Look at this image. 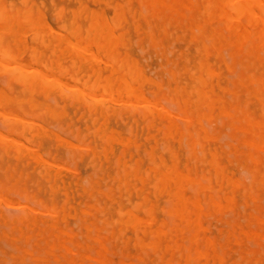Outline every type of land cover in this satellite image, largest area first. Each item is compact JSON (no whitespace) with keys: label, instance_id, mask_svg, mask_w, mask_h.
Instances as JSON below:
<instances>
[{"label":"rangeland","instance_id":"rangeland-1","mask_svg":"<svg viewBox=\"0 0 264 264\" xmlns=\"http://www.w3.org/2000/svg\"><path fill=\"white\" fill-rule=\"evenodd\" d=\"M4 1V2H3ZM0 0V7L1 8H3V10H4V16H9L10 14H11V16H12V12H13V15L14 14H16V11L17 10H19L20 12L21 11H23V9L25 10V9H28V8H30L31 10V12L29 13L31 16H32V19H34L35 21H36V25H38V26H40V28L38 29V30H36V29H34V28H32V26H31V24H32V22H30V21H28L27 19H25V20H27V21H25L24 22V17L23 16H19V18L17 19L18 20V22H19V20H20V22H19V24H20V27H21V32L22 33H14V34H9V29L8 28H4V29H2V30H0V44H1V46L2 47H5V48H7L8 50H9V53H11V55L13 54V57H12V59L14 60H11V59H9V58H7V60L5 59V62H8V61H10V63L8 62V64H10V65H12V64H14V65H16V64H24V65H26L27 66V69H29V70H32V68H33V70L35 69H38V71L40 70V71H42V72H44V73H50L51 71H49L48 70V65L47 66H44V64H45V62H49L48 60H51V59H55V58H59V68H61V69H65V71H63L62 73V75L59 73V71H58V69L59 68H56V73L55 72H52L51 74L53 75V76H51V74H48V75H50L49 77H54V76H56V78H60V80L63 82V90H64V92H70V90L71 89H69V88H73L74 87V85H76L74 88H76L77 86V88L79 89V90H82L83 91V93H84V95H82V97H80L78 100H74V102L72 101L73 99H70V98H68L66 95H63V94H60V92H59V90H55V91H51V92H49V94L47 95V94H44V93H42L40 90H38V88H36V91H34V92H27V90H25V91H23V88H22V86L21 85H18L20 82L19 81H16L15 79H9V81H8V83H7V79L5 80V74H3L4 73V71L3 70H0V78H1V80L2 81H4V82H2L1 80H0V87H2V89L4 90V92H8L7 94H9L10 96H12V97H15V94L17 93V91H19V93L18 94H16L17 96V98H19V96L20 95H22L23 96V93H24V97H20V98H30V97H32V99L34 100V102L35 103H39L34 109H30L29 107H28V103H22L21 104V106L19 107V104L15 101V100H11L10 102H8V103H6L5 105H6V108H7V110H5V107H4V105H0V135H3V136H5V134H6V136L5 137H7L8 139L6 140V142L8 141V143L9 144H14L13 143V139H15L14 141H17L18 139H20V140H22V141H20V140H18L19 141V144H25L24 146H26L22 151H21V153H19L18 155H17V153L14 151V147L13 146H10L9 148H8V150H6L5 148L4 149H2L3 148V146H2V144H1V142H0V155H1V152L3 151L4 153H5V151H7L6 153H5V155H1L2 156V158H1V156H0V166L2 167H0V172H2V174L0 175L1 177H0V186H1V184H2V187H6L8 184H11L12 183V185H8L6 188H0V190H2V191H0V197L2 198H0V227H3V228H0V232L3 234H0V239H1V241H0V260H1V257H5L6 258V260H8V261H11L12 259V261H11V263L10 262H6L5 261V259L4 258H2L4 261H5V264H67V263H64V262H66V261H64L62 258H60V255H61V253H62V251H63V249L61 248L60 249V247H59V245H56L55 246V244H56V239L54 238V233H56L59 229H61V230H63V231H69L68 233L70 234V233H72L70 236H68L67 235V237H66V234H60V236H61V240H62V242L63 243H66V245H68L71 249H73V251H77V250H79L80 252H82V254L84 255V257L82 258V259H84V260H82V262H83V264H88V262H90V263H92V264H105V262H106V264H111V263H109V262H111L112 261V263L113 264H128V263H130V261H131V263L132 264H138V263H140V264H150L151 262L153 263V264H164L165 262V259H166V257L167 256H170V254H171V252H173V255L172 256H170L171 258H172V261H171V263L172 264H174V263H176L175 262V260L177 261V263L176 264H184V258H185V255H184V252L186 253L187 251H186V248L187 247H189L190 248V252H189V255L191 254V253H193L194 251V249H196V250H198L199 251V249H201L200 250V255L199 254H196V255H194V254H192L193 256L191 257L190 256V259L188 260V262H186L185 261V264H190V262L192 263V264H195V262L197 263V264H203V261L205 262V260H207V262H205V264H244V262L245 263H247V264H256V263H258V264H264V253L263 252H261L262 251V249H263V251H264V241H262L261 239H264V181L263 182H261L260 181V178H261V176L262 175H264V169H262V168H264V166H262V164H260V166L262 167H260V173H261V176H257V177H253V175H252V173L248 170V171H246L245 169H248V165L246 166L245 165V161L247 160V158H246V156L245 155H247L250 151H252V150H250V149H247V148H250V146L249 145H247L246 144V142H245V138H247L248 136H244V134L245 133H243V132H241V128L240 129H232V128H230L229 126H228V123H227V121H230L229 120V118L227 119V117L225 116V114L223 115V113L220 111L221 110V108H220V106L221 105H224V106H221V107H225L227 110H229L231 107H228V105L229 106H231V104H240V105H238L239 107H240V110H238L237 109V111H236V113L235 114H237L238 115V113H239V118H240V120H241V118H243L244 119V116L245 115H247L246 114V112H250L251 111V109L252 110H254L253 112H250L248 115L251 117V115L254 117V118H256L257 119V117H258V119L259 120H261L262 119V114H260V112L262 113V109L260 110V108H261V106H262V100H260L261 98H264V94H256V92L254 91V86H253V82H251L252 80L250 79V78H248V75L250 74V75H252V74H254V70L256 71V69L258 70V71H262L263 70V68H262V66L261 65H259V64H257V62L258 63H260L261 64V62H263L264 60L262 59V61H260V60H257L256 58H255V60H257L256 62H254V64L252 63L253 62V59L254 58H251V56H250V59H252V61L250 62V59L248 60L247 58H249V55L246 53V52H244V51H238L237 49H233L231 46H230V44L228 45V42L226 41V33H225V35H224V37L226 38V39H224V38H222L220 41H219V43H218V49H223V50H219V54H220V56H218L217 57V55H216V52L213 50V49H211L210 50V48L207 50V53H205V51H200V50H198L199 49V47H200V43H199V47H196V46H198V45H196V44H198L197 42H200V41H202L203 39H204V37H205V35L204 34H207L206 35V37H205V39L203 40V41H205L207 44H209L208 42H209V40L207 39L209 36L208 35H210V34H208L206 31H210L211 32V28H212V26H213V24H215V26H216V23H218V17L217 16H213L212 18H208V16H207V13L206 12H203V10H202V7H200L199 9H197V8H195L194 10H189L188 8H187V6L186 7H184V6H181V8H179V9H181V10H179L180 12H182L183 13V11L186 9H188L187 11L185 10V12H184V14H188L189 12H191V13H189V15H187L186 17L187 18H185V16H183V15H181L180 16V13H176V15H175V13H173V15H172V13H171V15L173 16V20H172V18H171V20L169 21L168 20V18H166L163 22H160V21H157V16H156V20H155V18H154V16H155V14H151V12H149V11H147L146 12V10L144 9V7L142 6V4L141 3H139L140 1L139 0H130V4L129 5H127L126 4V0H107L108 1V3H107V1H105V0H98L99 1V3L97 2V0H92V2H91V0H69V2L67 1V0H61L60 2L58 1V0H53V3H52V0H50V3H48V1L49 0H11V1H13L12 3L13 4H11L10 5V0ZM38 1V2H37ZM42 1V2H41ZM56 1H58L57 3H54V2H56ZM63 1V2H62ZM67 1V2H66ZM78 1H79V4H78ZM80 1H81V3H80ZM114 1H116V2H114ZM125 1V2H124ZM137 1H139V2H137ZM191 1H193V0H191ZM1 2H3V3H1ZM16 2H17V4H16ZM39 2H41V3H43V5H42V7H41V3H39ZM73 2V3H72ZM125 5V13L123 14V17L124 18H121V20H120V22L119 23H117V24H115V25H113V28H112V31H113V35L115 36V37H120V41H118L116 44H115V46L113 47L114 48V50H113V52L114 53H116L117 55H118V57H117V59L118 60H120V58H121V56H124V57H122L121 59L123 60V62H124V64L125 65H130V62H131V65L130 66H133V71L131 72V73H129V75H128V73L126 72L125 73V71H126V68L124 67V68H122V70L120 71V74H122V73H124L123 75V78L126 80V81H128V82H130V83H132L131 85L136 89V93H138L139 94V97L140 98H143L142 100L140 99V98H138L139 100H137V102H135L134 104H131L134 100L133 99H128V97H126L127 96V92L125 93L124 91H122L121 93H119V95H118V93L117 92H114V93H110V92H104L103 91V88H102V86H99V84L100 83H102V84H104V79L103 78H106L105 76H110L109 74L111 73V71H109V69H110V67H112L111 68V70L113 69V66H117V64H118V61H117V63L115 62V63H112V62H110V59H109V57L108 56H106V55H104V53L102 52V51H99V50H96V47H95V45H93V44H88V43H86V42H84V40H82L81 42H79L80 43V47L79 48H76V47H78L77 45H75V42L76 41H78V39L79 38H81V37H83L84 35H85V29H86V26H87V23H88V21H89V18H86L85 17V15H87V14H89L91 11H96L97 9V13L98 14H100L101 12H102V14L104 15V17H105V19L106 20H108L109 21V18H110V21L111 20H113L115 17L113 16L114 15V11H115V8H114V4L116 3V4H118V3H120V4H122V3ZM186 2H188L187 0H184V3L186 4ZM193 2H200V0L199 1H197V0H195V1H193ZM7 3H8V5H10V6H8L7 5ZM21 4V5H19V4ZM29 5H28V4ZM32 3V4H31ZM35 3V4H34ZM48 3V4H47ZM68 3V4H67ZM85 3V4H84ZM94 3H96L95 4V6L93 5ZM106 3V4H105ZM50 4V5H49ZM59 4V5H58ZM65 4H67V5H65ZM87 4V5H86ZM105 4V5H104ZM110 4V5H109ZM116 4H115V7H116ZM138 4H140V7H139V5ZM187 4H189V2L187 3ZM31 5V6H30ZM37 5V6H36ZM55 5V6H54ZM61 5H63V6H61ZM65 5V6H64ZM69 5H71V6H69ZM75 5V6H74ZM76 5H78V6H76ZM98 5V6H97ZM4 6V7H3ZM14 6V7H13ZM24 6H27V7H25V8H23L22 9V7H24ZM51 6V7H50ZM61 6V7H60ZM66 6H67V8H66ZM74 6V7H73ZM92 8H91V7ZM108 8H107V7ZM112 6V7H111ZM131 6V10H129V11H127L128 10V8ZM11 7H12V9H11ZM35 7L37 8V9H35ZM49 7V8H48ZM54 7V8H53ZM68 7H70V8H68ZM71 7H73V8H71ZM78 7V9H82V10H79L78 12H77V10H76V8ZM84 7V8H83ZM98 7H100V8H98ZM110 7V8H109ZM133 7H135L134 9H133ZM195 6H193V8H194ZM97 8V9H96ZM113 8V9H112ZM127 8V9H126ZM142 8V9H141ZM183 8H184V10H183ZM10 11H9V10ZM13 9H15V10H13ZM34 9V10H33ZM43 9H44V11H43ZM53 9V10H52ZM61 9V10H60ZM68 9V10H67ZM88 9V10H87ZM92 9V10H91ZM35 10H37V14H38V12H40L38 15L34 12ZM39 10V11H38ZM53 12H52V11ZM55 10V11H54ZM65 10H67V11H65ZM72 10H74V11H72ZM88 12H87V11ZM101 10V11H100ZM141 10H142V12H141ZM59 11H61V12H59ZM65 11V13L63 14V12ZM70 11H71V14L72 13H74V14H72V17H71V14H69L70 13ZM87 12V14H85L86 12ZM139 11V12H138ZM189 11V12H188ZM201 11V12H200ZM7 12V13H6ZM57 12H59V14H55V13H57ZM80 12V13H79ZM127 12V13H126ZM132 12H135V13H133V14H131ZM145 12H146V14H145ZM188 12V13H187ZM200 12V13H199ZM49 13H50V15H49ZM62 13V14H61ZM67 13V14H66ZM79 13V14H78ZM130 13V14H129ZM197 13H199V14H197ZM69 14V16L68 17H64V18H66V19H62V16H67ZM142 14H144V15H142ZM168 16H169V14L170 13H166ZM202 14V15H201ZM38 16V17H40V18H42L41 20H43L44 21V24H43V21H38V20H40V18H38V17H34V16ZM53 15H55V16H53ZM56 15H58V17L56 16ZM61 15V16H60ZM73 15H75L74 17H73ZM80 17H79V16ZM101 15V14H100ZM133 15V16H132ZM137 15V16H136ZM197 15H198V17H197ZM204 15V16H203ZM206 15V16H205ZM51 16H53V22H50L51 21V19H52V17ZM60 16V17H59ZM82 16H83V18H82ZM109 16V17H108ZM129 16H132V17H129ZM176 16H179V19L176 17ZM192 16V20H193V18H198L199 20H197L196 19V23H198V25H200V24H202L203 26H204V28H203V31H199L196 27H193L192 28V30L194 31L195 29L194 28H196V30H195V32H194V36H192V30L190 29V26L188 27V25H189V22L187 21L188 20V17H191ZM200 16H201V18H200ZM203 16V17H202ZM25 17H30L29 15L28 16H25ZM49 17H51V19L49 18ZM57 17V18H56ZM111 17H113V18H111ZM129 17V18H128ZM137 17V18H136ZM149 17V18H148ZM206 17H207V20H206ZM56 18V19H55ZM58 18H59V20H58ZM61 18V19H60ZM67 18H69L68 20H69V22H68V20H67ZM73 18V19H72ZM127 18V19H126ZM134 18V19H133ZM184 18V19H183ZM13 19V18H12ZM38 19V20H37ZM70 19H72V20H70ZM79 19V20H78ZM116 19V18H115ZM123 19V20H122ZM132 19V20H131ZM147 19V20H146ZM149 19H151L150 20V22H149ZM183 19V20H182ZM186 19V20H185ZM205 19V20H204ZM50 20V21H49ZM55 20H56V22H55ZM58 20V21H57ZM126 20V21H125ZM130 20H131V22H130ZM195 20V19H194ZM201 20V21H200ZM62 21V23H63V25H61L62 23H60ZM78 21H79V23H78ZM80 21H81V23H80ZM85 21V22H84ZM133 21H134V23L136 24H134L133 23ZM145 21H148V23L147 22H145ZM154 21V22H153ZM177 21V22H176ZM181 21H183V23H181ZM186 21V22H185ZM123 22H125V23H123ZM166 22H167V24H166ZM168 22H169V24H168ZM176 22V23H175ZM179 22V23H178ZM49 24V26H50V29H48L49 28V26L47 27V25ZM60 23V24H59ZM67 23H69V25L71 26V28L72 29H74V30H72L71 28H70V26L69 25H67ZM77 23V24H76ZM84 23V24H83ZM134 25H133V24ZM140 23V24H139ZM143 23V24H142ZM146 23V24H145ZM151 23V24H150ZM159 23V24H158ZM162 23H164V24H166L167 25V27H166V25H165V27H166V32L164 31V29L162 28ZM187 23H188V25H187ZM204 23H205V25H204ZM42 24L44 25V26H42ZM45 24H46V26H45ZM75 24H76V27H79L78 28V30H76L75 31V29H76V27L74 28V26H75ZM144 24H145V26H144ZM156 24V25H155ZM172 24V26H173V24H174V28L172 29V26L170 27V25ZM57 25H59V26H57ZM79 25V26H78ZM123 25V26H122ZM128 25V26H127ZM146 25H149V26H146ZM154 26V27H150V26ZM160 25V26H159ZM180 25V26H179ZM185 25V26H184ZM211 25V26H210ZM27 26H29V28H31V29H27V31H26V28H28ZM61 26V27H60ZM65 26V27H64ZM69 26V27H68ZM119 26H121L120 28H119ZM139 26V27H138ZM178 26L179 27H181L182 29H180V30H178ZM184 26V27H183ZM210 26V28H208ZM42 27V28H41ZM45 27V28H44ZM51 27H52V31H51ZM66 27H68V28H70L72 31H73V33L71 32V30L69 31V33H68V29L66 28ZM85 27V28H84ZM125 27H127V29L125 28ZM186 27L188 28L187 30H186ZM62 28H64V29H62ZM133 28V29H132ZM137 28V29H136ZM143 28V29H142ZM152 28V29H151ZM160 28H161V30H160ZM54 29H55V31H54ZM66 29H67V31H66ZM115 29L119 32V34H120V36H119V34H118V32L117 31H115ZM123 29V30H122ZM124 29L125 30H128V33H126V31L124 32ZM141 29H142V31H143V33H142V31H141ZM147 29V30H146ZM154 29V30H153ZM176 30V32H175V30ZM185 31H184V30ZM205 29H207V30H205ZM209 29V30H208ZM46 30H48V31H46ZM145 30L147 31V32H145ZM160 30V31H159ZM173 31V32H169V31ZM197 30H198V32H197ZM26 31V32H25ZM75 31V32H74ZM121 31L122 32H124L123 34L121 33ZM134 31H135V36H133V34H134ZM152 31H154V32H152ZM179 31H181L180 33H178ZM189 31H191V32H189ZM205 31V32H204ZM39 33V34H41V35H45V43L43 42V44H41L38 40H34V41H29V39L31 40L32 39V37L35 35V33ZM55 32H57V33H55ZM71 32V33H70ZM80 33V35L79 36H81V37H79L78 35H76V33ZM141 32V33H140ZM157 32H159V33H157ZM168 32H169V35H168ZM183 32H184V34L186 35H184L183 34ZM197 32V33H196ZM200 32V33H199ZM204 32V33H203ZM209 32V33H210ZM8 33V34H7ZM33 33H34V35H33ZM44 33V34H43ZM47 33L49 34V35H47ZM50 33H51V36H52V34H55V36L54 37H56V40H52L51 41V43L50 44H46V42H48V40L49 39H47L48 37H46V35L47 36H50ZM62 34V35H60V34ZM82 33V34H81ZM138 33V34H137ZM148 33V34H147ZM149 33H151V34H149ZM154 33V34H153ZM156 33H157V35H156ZM191 33V34H190ZM197 35H196V34ZM22 34V35H21ZM72 34V35H71ZM122 34V35H121ZM137 34V35H136ZM145 35V36H148V37H145V36H143V35ZM153 34V35H152ZM161 34V35H160ZM175 34V35H174ZM178 34V36H176ZM182 36H181V35ZM33 35V36H32ZM62 36V37H64L66 40L65 41H67V40H71V44L73 43L74 44V47H72L71 46V44L69 45V41H67V42H61L58 46H56V54H52V49H53V47H51V46H53L54 44H55V42H57V36ZM71 35V36H70ZM142 35V36H141ZM152 36L153 37V40L155 41L156 39L158 40H156V42H158V43H155L154 41H152L151 39H150V36ZM156 35V36H155ZM202 35H204V36H202ZM15 36V37H14ZM19 36V37H18ZM31 37V38H28V37ZM121 36H122V39H121ZM126 36H129V37H126ZM141 36V37H140ZM166 36V37H165ZM173 36V37H172ZM184 36V37H183ZM202 36V37H201ZM10 37V38H9ZM137 37V38H136ZM155 37V38H154ZM158 37H161V40H160V38L158 39ZM162 37H164V38H162ZM170 37V38H169ZM174 37H176V38H174ZM189 37V38H188ZM196 37V38H195ZM199 37H201V39L199 38ZM15 38V41L13 40ZM17 38H18V40H17ZM22 38V39H21ZM74 38H76L75 40H74ZM125 38H127L126 40H128V41H126L125 40ZM136 38V39H135ZM141 38H142V40H141ZM150 40H149V39ZM183 38H185V39H183ZM27 39V40H26ZM138 39H140L139 41H138ZM173 39V40H172ZM191 41H190V40ZM13 40V41H12ZM134 40V41H133ZM145 40V41H144ZM181 40H183V42L181 43L180 41ZM194 40H195V42H194ZM207 40V41H206ZM19 41V42H18ZM21 41V42H20ZM24 41H26V42H24ZM38 41V42H37ZM122 41H124V43L122 42ZM129 41H130V43H129ZM136 41V42H135ZM138 41V42H137ZM161 41V42H160ZM171 41H173L172 43H171ZM174 41H175V43H174ZM180 43H179V42ZM188 41H190V42H188L189 43V46H188V43L187 42ZM30 42V43H29ZM54 42V43H53ZM133 42V43H132ZM135 42V43H134ZM151 42H153V43H151ZM178 42V43H177ZM192 42V43H191ZM226 42V43H225ZM77 43V42H76ZM85 43V45H86V47H85V45H84V47L85 48H87V50L83 47V46H81V45H83ZM121 43H123L122 44V46L120 45ZM168 43V44H167ZM196 43V44H195ZM13 44V45H12ZM15 44V45H14ZM24 44V45H23ZM26 44V45H25ZM53 44V45H52ZM56 44H58V42L56 43ZM185 44V45H184ZM193 44H194V46H195V48H193L194 46H193ZM224 44V45H223ZM10 45V46H9ZM31 45H33V46H31ZM40 47H39V46ZM135 45V46H134ZM154 45V46H153ZM162 45H163V48H160L159 50H158V48L161 46L162 47ZM169 45H170V47H169ZM188 47H187V46ZM226 45V46H225ZM229 46V48L231 47V49H229L228 48V46ZM24 47V50H23V48L22 47ZM34 46L37 48H35V52H37L36 54H39L40 52H42V54L44 55V56H42L39 60H37V61H35V60H33V58L31 59V53H32V49L34 48ZM42 46H44L43 48H42ZM67 46V47H66ZM76 46V47H75ZM121 46V47H120ZM123 46H126L127 47V49H125V51H124V48H126V47H123ZM141 46V48H139ZM149 46V47H148ZM159 46V47H158ZM166 46H168L167 48H168V51L169 50H171L172 52H168L167 53V48H166ZM193 46V47H192ZM225 46V47H224ZM12 47H13V49H12ZM16 47H18V48H16ZM19 47H20V49H19ZM30 47V48H29ZM32 47V48H31ZM46 47L47 48H49V49H46ZM59 47V48H58ZM69 48L68 50H66V49H64V48ZM89 47V48H88ZM95 47V48H94ZM116 47V48H115ZM136 47V48H135ZM147 47V48H146ZM156 47V48H155ZM183 47H185V48H183ZM187 47V48H186ZM221 47V48H220ZM224 47V48H223ZM41 48V49H40ZM61 48V49H60ZM72 48H74L76 51L78 50L81 54H83V56L85 57V58H87V60L88 59H90V60H88L86 63L85 62H83L80 66H79V60H77V58H76V56H75V52L76 51H74ZM119 48H121V49H119ZM146 48V49H145ZM151 48V49H150ZM176 48H178L177 50H176ZM225 48H228L229 50H230V52L228 53L227 51V49H225ZM17 49H19V50H21V51H19V50H17ZM30 49V50H29ZM46 49V50H45ZM57 49L59 50V51H57ZM62 49H63V53H62ZM80 49H84V50H80ZM115 49H117V50H115ZM144 49V50H143ZM148 49V50H147ZM184 49V50H183ZM194 49V50H193ZM13 50V51H12ZM16 50H17V52H16ZM38 50H40L39 52H38ZM48 50V51H47ZM92 52V53H94L95 54V56L91 53V55H90V51ZM120 50H122L123 51V55H122V51H120ZM138 52H137V51ZM146 50V51H145ZM179 50H181V51H179ZM187 50H189V52L187 51ZM193 50V51H192ZM225 50H227V51H225ZM48 53H47V52ZM84 51V52H83ZM85 51H87L86 53H85ZM96 51V52H95ZM99 51V52H98ZM117 51L119 52V53H117ZM127 51V54L125 53ZM131 51H133L132 53H131ZM158 51H161V54H160V52H159V54H158ZM193 53H192V52ZM194 51H198V52H195L196 54H195V56H194ZM20 52V53H19ZM44 52V53H43ZM60 52H61V54H63V57H62V55H60ZM71 52V53H70ZM178 52V53H177ZM181 52V53H180ZM184 52H187V53H185L184 54ZM201 52H203V53H205V54H203V53H201ZM210 54H209V53ZM214 52H215V54H214ZM225 52V53H224ZM234 52V53H233ZM59 53V54H58ZM70 53V54H69ZM98 53V54H97ZM135 53V54H134ZM155 53V54H154ZM171 53V54H170ZM199 53H201V55L199 56ZM223 53V54H222ZM230 54L229 55V57L227 56L228 54ZM243 53L244 55L242 56L241 54ZM19 54V55H18ZM134 54V55H133ZM152 54H154V56L152 55ZM167 54V57L165 56ZM178 54H180V55H178ZM198 54V55H197ZM235 54V55H234ZM22 55V56H21ZM26 55V56H25ZM45 55H46V57H45ZM49 55V56H48ZM51 55V56H50ZM58 55V56H57ZM65 55V56H64ZM66 55H69V56H66ZM94 56V58L95 57H100L101 58V60H103V59H105V61L107 60V59H109V60H107L106 62H108V64L103 60V62L104 63H102L99 59L100 58H96V59H94L93 58V56ZM126 55V56H125ZM142 55V56H141ZM146 55H147V57H146ZM170 55V56H169ZM205 55H207L206 56V59H204L205 58ZM240 55V56H239ZM25 56V57H24ZM91 56V57H90ZM104 56V57H103ZM178 56H180L179 58H178ZM225 56V57H224ZM232 56V57H231ZM235 56L237 57V58H239V59H236L235 58ZM26 57H28L27 58V60L25 61V59H26ZM30 57V58H29ZM68 59H67V58ZM90 57V58H89ZM107 57V58H106ZM140 57H142V58H140ZM155 57V58H154ZM159 57H161V59L159 58ZM174 57H175V59H174ZM191 57H192V59H191ZM208 57V58H207ZM210 57H211V59H210ZM214 57V59L212 60V58ZM246 57V58H245ZM128 58V59H127ZM138 58V59H137ZM140 58V59H139ZM147 58V59H146ZM151 58V59H150ZM159 60H158V59ZM164 58V59H163ZM165 58H167V59H165ZM172 58V59H171ZM177 58V59H176ZM187 58V59H186ZM188 58H189V61H188ZM198 58H200V59H203L204 61H207V63H208V65H209V67H210V69L211 70H213V72L214 73H211V74H209V75H205L204 74V76H206V79H207V85H206V89L208 90V94L210 93V96H211V98H215L216 100H218V102H217V104H216V100H215V102L213 103V105L214 106H216V107H214L213 105H212V111H211V116L209 117V118H205V117H202L203 119H205V120H203L202 118L200 119V117H199V120L197 119V116H196V113L194 114V112H193V114H192V116H193V118L194 119H196V120H194L193 119V121H192V125H188L189 127H188V129H189V131L191 132V129H192V134H194L196 131H200V133H201V129L199 130V125H200V122H201V125L203 126L202 127V130H204V131H202L203 133H201V134H204V135H207L206 136V138H202V135H200V138H202V140H204L203 142H202V140L199 138V143H200V141L202 142V145H203V150H205L206 149V146H207V152H208V154H207V152L206 151H204L205 152V158H203V159H201L199 162L198 161H195L192 157H190L189 158V156H188V148H187V143H186V137L185 136H183L182 138L183 139H179V135H180V131H182L183 130V132H186L185 131V129H184V127H185V125L187 124L185 121H184V118H182L183 116H180L181 115V113H182V111H178V113H177V108L179 107V104H181L182 102H181V98H180V96H179V92L183 89V90H187L188 88H190L191 86H192V84L193 83H197V80L195 81V82H193L194 80H195V77H196V75L199 73L198 72V70H195V72H194V69L193 68H197L198 67V65H197V63H195V62H198ZM229 58H231V60L233 61H231ZM244 58H245V60H244ZM45 59V60H44ZM77 60V63L75 64V65H73V67H72V63H71V65L69 64L70 63V61H72V60ZM127 59V60H126ZM184 60V63H183V60ZM185 59H186V61H185ZM194 59V60H193ZM196 59V60H195ZM219 59V60H218ZM228 59V61H226ZM18 60V61H17ZM29 60V61H28ZM31 60V61H30ZM47 60V61H46ZM70 60V61H69ZM94 60V61H93ZM96 60H98V61H96ZM126 60V61H125ZM172 60V61H171ZM177 60V61H176ZM193 60V61H192ZM219 62V63H217V61ZM223 62H221V61ZM224 60V61H223ZM246 60H248V61H246ZM254 60V61H255ZM42 61V62H41ZM64 61V62H63ZM97 63H96V62ZM140 62L141 61V63H138V62ZM151 61H152V64H151ZM159 61H160V64H159ZM191 61H192V64H191ZM210 61H212V63H214V61H215V64H212ZM13 62V63H12ZM15 62H18V63H15ZM23 62V63H22ZM32 62H36V64L35 63H32ZM96 64H95V63ZM147 62H149V64L147 63ZM170 63V65L168 66V64L166 65V63ZM189 62V63H188ZM221 62V63H220ZM227 62V63H226ZM230 62H231V64H230ZM26 63H28L29 65H27ZM41 63V64H40ZM43 63V64H42ZM106 63V64H105ZM127 63V64H126ZM132 63H134L135 64V66H134V64H132ZM175 63V64H174ZM177 63V64H176ZM217 63V64H216ZM237 63H239V65L237 64ZM246 63H250V64H246ZM264 63V62H263ZM262 63V64H263ZM63 64V65H62ZM87 64V65H86ZM92 64V65H91ZM110 64V65H109ZM143 64V65H142ZM174 64V66H172ZM180 64H182V68L180 67L181 65ZM228 64H230V65H228ZM235 64H236V66H235ZM14 65H12V66H14ZM41 65V66H40ZM44 67H43V66ZM62 65V66H61ZM69 66V68H68V66ZM141 66L142 65V67H138V66ZM162 65V67H160ZM163 65H166V66H163ZM189 65H192V66H189ZM228 65V66H227ZM233 65V66H232ZM245 65V68H246V72H247V74H245V69L243 68V66ZM252 65H253V67H252ZM257 65V66H256ZM71 66V67H70ZM87 66L88 67H92V68H94V69H96L97 68V73H95V74H93L92 73V68H89V69H87V70H85L86 68H87ZM105 66H106V69H105ZM157 66H159L158 68H157ZM168 66V67H167ZM173 68H172V67ZM178 66L180 67V68H178ZM189 66V67H188ZM197 66V67H196ZM219 66V67H218ZM227 66V67H226ZM247 66V67H246ZM259 66L261 67V68H259ZM1 67V66H0ZM64 67V68H63ZM66 67V68H65ZM100 67V68H99ZM150 67H152L151 69H150ZM166 67V68H165ZM175 67V68H174ZM191 67H193V68H191ZM221 67H222V69H221ZM236 67V68H235ZM240 67V68H239ZM254 67H256V68H254ZM44 68H46V69H44ZM77 68V69H76ZM79 68V69H78ZM141 68V71L139 70V72H141V75L139 74V72H138V69H140ZM159 69V70H157V69ZM163 68V69H162ZM167 70V72H165V69ZM190 69V70H188V69ZM217 68H219V69H217ZM226 68V69H225ZM249 68H250V70H249ZM1 69V68H0ZM72 69V71H70ZM76 69V70H75ZM99 69V70H98ZM105 69V70H104ZM137 69V70H136ZM171 69H172V72H171ZM183 69V70H182ZM236 69V70H235ZM239 69V70H238ZM262 69V70H261ZM123 70H125V71H123ZM157 70V71H156ZM176 70V71H175ZM182 71V72H184V73H182V72H180V71ZM188 70V71H187ZM220 70V71H219ZM235 70V71H234ZM88 71V72H87ZM136 71V72H135ZM145 71V72H144ZM164 71V72H163ZM191 71V72H190ZM219 71V72H218ZM222 71V72H221ZM225 71H227L226 73H224ZM229 71H230V75L228 74L229 73ZM236 71H237V73H236ZM240 71V72H239ZM258 71H256L255 72V74H259V73H257ZM65 72V73H64ZM68 72V73H67ZM86 72V73H85ZM122 72V73H121ZM138 72V74H136ZM144 72V73H143ZM148 72V73H147ZM155 72V73H154ZM176 72H178L177 74H178V77H177V75H176ZM187 72V73H186ZM189 72H190V74H189ZM215 72H216V74H215ZM217 72L219 73V74H217ZM251 72H253L252 74H251ZM84 73V74H83ZM89 73V74H88ZM109 73V74H108ZM163 73L165 74V76L163 75ZM194 73V74H193ZM232 73V74H231ZM2 74V75H1ZM57 74V75H56ZM76 74V75H75ZM91 74V75H90ZM93 74V75H92ZM98 74V76H96ZM106 74V75H105ZM136 74V75H135ZM143 74V75H142ZM154 74H156V75H154ZM166 74H167V76H166ZM171 74V75H170ZM228 74V76H226L225 77V75H227ZM236 74V75H235ZM238 74H240V76L237 78L236 76L238 75ZM64 75V76H63ZM70 75H72V77L70 76ZM74 75V76H73ZM81 77H80V76ZM83 75V76H82ZM87 75V76H86ZM145 75V76H144ZM148 75H150V76H148ZM153 75V76H152ZM160 77H159V76ZM170 75V76H169ZM183 75H184V77H183ZM195 77H194V76ZM214 75V76H213ZM222 75V76H221ZM244 75L247 77V79H246V77H244ZM3 76V77H2ZM58 76V77H57ZM63 76V77H62ZM96 76V77H95ZM103 76V77H102ZM136 76H137V79H136ZM138 76H139V78H138ZM157 76V78H154V77H156ZM172 76V77H171ZM188 76V77H187ZM212 76H213V78H212ZM224 76V77H223ZM235 76V77H234ZM66 77V78H65ZM71 77V78H70ZM86 77V78H85ZM94 77V78H93ZM97 77H99V81H98V86H94V90H93V87H90L89 85H91V83L97 78ZM115 76H113V75H111L110 76V80L111 81H113L115 78H114ZM129 77V78H128ZM167 77H170V78H167ZM174 77V78H173ZM193 77V78H192ZM215 77V78H214ZM222 77V78H221ZM234 79L233 81H232V78ZM2 78H4V79H2ZM78 78V82H76L77 79ZM83 78H85V79H83ZM89 78V79H88ZM132 78V79H131ZM160 78V79H159ZM161 78H162V80H161ZM166 78H167V80H166ZM212 78V80H210ZM216 78H217V81H216ZM227 78V79H226ZM228 78H229V80H228ZM65 79V80H64ZM70 79V80H69ZM72 79V80H71ZM76 80V81H73V80ZM83 79V80H82ZM88 79V80H87ZM103 79V80H102ZM131 79V80H130ZM141 79V80H140ZM143 79H145L144 81H143ZM148 79H150V80H148ZM159 81V82H161V83H159L157 80ZM178 79V81L176 82V80ZM191 79H192V81H191ZM194 79V80H193ZM240 79H246L245 81H244V83L243 84H241V83H239V80ZM66 80H67V82H66ZM84 80H87V82H86V84L84 85L83 83L85 82ZM135 82H134V81ZM138 80H140L139 82H137ZM172 80V81H171ZM187 80V82H185ZM227 80V81H226ZM11 81H13V82H11ZM92 81V82H91ZM148 81H151V82H149L148 83ZM152 81H153V83H152ZM167 81H168V84H167ZM182 81H184V82H182ZM190 81V82H189ZM209 81V82H208ZM250 81V86H247L246 88H245V85H248V82ZM12 84H11V83ZM65 82L67 83V84H65ZM81 82H82V84H81ZM136 82H137V84H136ZM156 82V83H155ZM171 82H172V84H171ZM192 82V83H191ZM216 83V85H215V83ZM221 82V83H220ZM227 82H228V85H227ZM230 82V83H229ZM15 83V84H14ZM68 83H69V85H68ZM118 83V81H116L115 82V85ZM146 83V84H145ZM210 83V84H209ZM225 85H224V84ZM231 83L232 84H234L235 86L233 87V85H232V87H230V90H232V91H235L236 90V88H237V90H239V91H236V95H237V93H240L238 96V100L236 99V96H232L231 94H230V90L228 89L229 88V85L231 86ZM6 84H8V85H6ZM13 85V89H12V86L11 85ZM21 84V83H20ZM70 84H72L73 85V87H72V85H70ZM102 84H100V85H102ZM124 84V83H123ZM135 84V85H134ZM140 84V85H139ZM176 84H178V85H176ZM182 84H184V85H186V86H183ZM255 84V83H254ZM10 85V86H9ZM15 85H18V87L17 86H15ZM87 85V86H86ZM125 85V84H124ZM139 85V86H138ZM143 85V86H142ZM165 85V86H164ZM175 85V86H174ZM193 85H195V84H193ZM221 85L223 86L221 89H219L220 87H221ZM7 86V87H6ZM84 86V87H83ZM152 86V87H151ZM156 86V87H155ZM164 86V87H163ZM189 86V87H188ZM228 86V87H227ZM255 86H256V84H255ZM15 87H17V89H15ZM96 87V88H95ZM142 87V88H141ZM145 87L147 88V89H145ZM158 87V88H157ZM161 87H163V88H161ZM211 87V88H210ZM218 87V88H217ZM225 87H227V88H225ZM241 87V88H240ZM243 87H244V90H243ZM252 87V88H251ZM6 88V89H5ZM76 88V89H77ZM81 88V89H80ZM88 88V89H87ZM101 88H102V90H101ZM140 88V89H139ZM152 88V89H151ZM156 88V89H155ZM160 88V89H159ZM172 88H173V90H172ZM180 88V91L178 90ZM182 88V89H181ZM217 88V89H216ZM239 88V89H238ZM77 89V90H78ZM95 89H97V90H95ZM141 89H142V91H144V92H141ZM176 89H177V91H176ZM219 89V90H218ZM224 89V90H223ZM226 89H227V91H226ZM248 89H249V91L250 90H252L253 92H251V94L249 93V91H248ZM7 90V91H6ZM67 90V91H66ZM77 90H75V93H78V91ZM85 90V91H84ZM139 90V91H138ZM164 90H165V92H164ZM170 90H172V91H170ZM215 90H216V93H215ZM228 90L230 91V92H228ZM13 91V92H12ZM40 91V92H39ZM89 91V92H88ZM102 91L104 92V94L102 93ZM161 91V92H160ZM170 91V92H169ZM213 91L214 93H211V92ZM218 91V92H217ZM220 91H222L223 93L222 94H220L221 92ZM226 91V92H225ZM248 91V92H247ZM20 92L22 93V94H20ZM37 92L38 93H40V94H37ZM153 92V93H152ZM157 92L159 93L158 95H156L157 94ZM171 92H173V94L171 93ZM247 92V93H246ZM28 93V94H27ZM30 93L32 94L31 96H29L30 95ZM41 93H42V98H41V100L39 99L40 98V96H38V95H41ZM99 93V94H98ZM109 93V94H108ZM117 93V94H116ZM141 93V94H140ZM175 93V94H174ZM229 93V94H228ZM250 95H252V94H254V95H252V96H249V94ZM79 94H80V92H79ZM92 94H95V95H92ZM102 94V95H101ZM143 94V95H142ZM166 95V98H165V95ZM172 94V95H171ZM177 94H178V96H177ZM219 94V95H218ZM247 94H248V96H247ZM105 95V96H104ZM118 95V96H117ZM164 95V96H163ZM170 96L171 95V97H168V96ZM195 95V94H194ZM224 95V96H223ZM241 95H242V98H240L241 97ZM29 96V97H28ZM36 96V97H35ZM57 96V97H56ZM60 96V97H59ZM65 96V97H64ZM90 96H92V97H90ZM109 96V97H108ZM125 96V97H124ZM146 96H148V97H146ZM175 96V97H174ZM184 96H186V94L184 93ZM246 96V97H245ZM261 96H263V97H261ZM43 97H46V100L43 98ZM97 97V98H96ZM108 97V98H107ZM112 99H111V98ZM117 98V99H115V98ZM157 97H159V98H157ZM193 97H195V96H193ZM192 97V99H195V98H193ZM218 97V98H217ZM228 99H227V98ZM249 97H252V99L251 98H249ZM258 97H261L260 99L258 98ZM19 98V99H20ZM55 100H54V99ZM60 98V99H59ZM68 98V99H67ZM109 98H110V100H109ZM175 98H176V100H175ZM222 98H224L223 100H224V102H223V100H222ZM232 98V99H231ZM246 98H248V104H247V99ZM44 99V100H43ZM58 99H59V101H58ZM64 99H66V100H64ZM82 99V100H81ZM120 101H119V100ZM122 99V100H121ZM127 99H128V102H129V104H131V106L129 105V104H127L128 102H127ZM146 99H147V101H146ZM246 101H245V100ZM253 99H254V101L256 100V104H258V105H261L260 107H259V109H258V107L256 108V107H254V105L255 106H258V105H256V104H254L255 102L253 101ZM258 99V100H257ZM63 102H62V101ZM145 101V105L147 106V108L148 109H150V110H152V112H151V114H144V113H142L141 111H140V108H141V106L139 107V106H137V105H144V101ZM169 100V101H168ZM231 100H233V101H231ZM56 101V102H55ZM112 101V103H110V102ZM115 101V102H114ZM117 101H119V102H117ZM140 101V102H139ZM142 101V102H141ZM162 103H161V102ZM177 102V104L175 103V102ZM178 101H179V103H178ZM223 103H222V102ZM250 101H253V103L252 104H250ZM120 102H123V103H120ZM148 102V103H147ZM172 102V103H171ZM174 102V103H173ZM226 102V103H225ZM228 102V103H227ZM237 102V103H236ZM15 103H16V105H15ZM55 103L57 104V105H55ZM106 103V104H105ZM120 103V104H119ZM124 103H126V104H124ZM160 103V104H159ZM229 103H231V104H229ZM10 104H12V105H10ZM45 104H48L52 109H54L55 110V116H51L50 115V111H47V110H45L44 109V107L46 106ZM60 104V105H59ZM119 104V105H118ZM136 104V105H135ZM216 104V105H215ZM221 104V105H220ZM247 104V105H246ZM250 104V105H249ZM254 104V105H253ZM10 105V106H9ZM13 105H15V106H13ZM45 105V106H44ZM68 106L69 105V107H66V106ZM135 107H134V106ZM149 105H151V106H149ZM171 105V106H170ZM173 105V106H172ZM178 105V107L176 108V106ZM249 105V106H248ZM9 106V107H8ZM11 106L13 107V108H11ZM59 106V107H58ZM79 106H81V107H79ZM119 106H120V108H119ZM169 106H170V108L172 109V107H173V109H174V111H170L169 110ZM244 106V107H243ZM246 106H248L247 108H248V110H244V112H241V109H246L245 107ZM4 108V110L5 111H3V108ZM61 107V108H60ZM156 107H159L158 109L156 108ZM17 109V110H14L15 112H17V114L16 113H14V115H13V109ZM20 108H21V110H23V114H20L21 112H19V110H20ZM43 108V109H42ZM60 108V109H59ZM124 108H126V109H124ZM132 108H134V110H132ZM136 108V109H135ZM152 108H154V109H156V111L154 110V109H152ZM191 108H192V106L189 108V111H186L187 110V108L186 109H184L183 111L184 112H186V113H190V110H191ZM215 108V109H214ZM217 108V109H216ZM219 108V109H218ZM9 109H12V110H9ZM36 109V110H35ZM38 109V110H37ZM40 109V110H39ZM109 109V110H108ZM162 109V110H161ZM177 109V110H176ZM193 109V108H192ZM256 109H258V111L256 110ZM30 110H32V111H30ZM34 110V111H33ZM61 110H64L63 112H64V114H62L63 112L61 111ZM127 110H128V113H127ZM132 112H130V111ZM135 110H137V112L135 111ZM158 110H160V113H159V111ZM165 110V111H164ZM9 111V112H8ZM28 111V112H27ZM46 111V112H45ZM58 111H61L60 113H57ZM102 111V112H101ZM158 111V112H157ZM167 111V112H166ZM170 113H169V112ZM203 111H208V110H206V109H204ZM214 111V112H213ZM232 111V110H231ZM2 112V113H1ZM4 112H7V113H10L9 115L8 114H6V113H4ZM24 112H26V113H24ZM31 112V113H30ZM40 112H42L41 113V115L42 116H44V118L40 115ZM87 112V113H86ZM116 112V113H115ZM122 112H124L125 113V115L123 114V117H121L122 116ZM154 112V113H153ZM155 112H157V113H155ZM183 112V113H184ZM213 112V113H212ZM219 112H220V114H219ZM234 112V111H233ZM27 113H29V115L27 114ZM37 113V114H36ZM47 113V114H46ZM49 113V114H48ZM119 113H120V116H119ZM130 113L131 114H133V117H131V115H130ZM153 113V114H152ZM159 113V114H158ZM164 113H166V114H164ZM169 113V114H168ZM241 113V114H240ZM253 113V114H252ZM1 114H3V116L1 117ZM46 114V115H45ZM99 114V115H98ZM128 114V115H127ZM156 114V115H155ZM172 114V115H171ZM173 114H175V116H173ZM18 115V116H17ZM34 115H36V117H33ZM37 115H40V120H39V116L37 117ZM49 117H48V116ZM71 115V116H70ZM114 115V116H113ZM117 115V116H116ZM126 115H127V118H126ZM135 115V116H134ZM152 115V116H151ZM165 115V116H164ZM183 115V114H182ZM6 116V118H4ZM7 116H9V117H7ZM25 116H27V117H25ZM68 116V117H67ZM88 116V117H87ZM112 116V117H111ZM137 116V117H136ZM151 116V119L150 118H148V117H150ZM157 116V117H156ZM162 116H163V118H162ZM169 116V117H168ZM177 116H180V117H177ZM214 116H215V118H214ZM12 117H17V118H20V119H25L24 121L26 122V124H27V122L28 121H31V122H28V124L27 125H29V126H31V125H33L31 128V131H30V129L29 128H27L24 132H23V135H22V133H20V132H16L14 129L12 130V128L13 127H10V126H8V122L9 123H13V122H15V120H14V118H12ZM21 117H23V118H21ZM31 117V118H30ZM33 117V118H32ZM57 117V118H56ZM102 117V118H101ZM108 117V118H107ZM116 117V119H114ZM119 119H118V118ZM124 117H125V119H124ZM154 117V118H153ZM218 117H220V118H218ZM261 117V118H260ZM36 118H38V119H36ZM48 120H47V119ZM62 118V119H61ZM64 118H65V120H64ZM69 118V119H68ZM70 118H71V120H70ZM110 118H112V119H114V120H112L111 119V121H112V123H111V121H110ZM124 119V121L122 120V119ZM143 118V119H142ZM147 118V119H146ZM158 118H160V121H158ZM168 119V120H166V119ZM173 118V119H172ZM178 118V119H177ZM213 118L215 119V120H213ZM221 118H223L224 120L222 121V119ZM8 119V120H7ZM10 119H12V120H10ZM38 120V121H36V120ZM43 119V120H42ZM54 121H56L57 119V121L56 122H54L53 124H52V122H53V120ZM74 119V120H73ZM133 119H134V121H133ZM142 119V120H141ZM243 119H242V121H243ZM6 120H7V123H6ZM26 120H28V121H26ZM50 120H52V121H50ZM116 120V121H115ZM119 120V121H118ZM130 120V121H129ZM141 120V121H140ZM145 120V121H144ZM149 120H151L150 122H151V124H150V122H149ZM165 120H166V122H165ZM171 120V121H170ZM180 120H182V121H180ZM200 120H202V121H200ZM207 120H208V122L209 123H211V124H209L208 122H207ZM217 120V121H216ZM262 120H264V118L262 119ZM4 121V122H3ZM35 123H33V122ZM42 121H44L43 123H42ZM69 121V122H68ZM118 121V122H117ZM131 122V124H129V122ZM157 123H156V122ZM177 121V122H176ZM197 121V122H196ZM198 121H200L199 122V124H198ZM223 123H222V122ZM40 122V123H39ZM51 123L50 125H47L46 123ZM113 122L115 123V124H113ZM120 122V123H119ZM133 122H135V123H133ZM137 122V123H136ZM145 124V125H143V123ZM147 122H149V123H147ZM161 122V123H160ZM163 122H165V123H163ZM169 122H174L175 123V125H176V131L174 130L175 128H173L172 129V133H170V134H168V136L167 135H165L164 136V138H162L163 137V135H164V132L166 131L165 130V128H166V126H167V124H169ZM203 122V123H202ZM215 122V123H214ZM5 123V124H4ZM71 123V124H70ZM160 123V124H159ZM163 123V124H162ZM177 123V124H176ZM180 125H179V124ZM193 123L195 124V125H193ZM209 124V126L210 125H212V126H210V128H209V126L207 125V124ZM220 126V127H218V125ZM222 123V124H221ZM244 123V122H243ZM3 124H4V126H3ZM41 124V125H40ZM120 124H122V125H120ZM128 124V125H127ZM134 124V125H133ZM137 124V125H136ZM141 124V125H140ZM184 124V125H183ZM198 124V125H197ZM214 124V125H213ZM2 125V126H1ZM44 125V126H43ZM47 125V126H46ZM59 126V127H57V126ZM115 125V126H114ZM127 125V126H126ZM130 125V126H129ZM140 125V126H139ZM166 125V126H165ZM197 125V126H196ZM236 125H238L239 126V123L238 122H236ZM35 126H37L36 127V129H35ZM43 126V127H42ZM56 126V127H55ZM119 126V127H118ZM122 126V127H121ZM126 128H125V127ZM129 126V127H128ZM134 126V127H133ZM143 126V127H142ZM148 128H147V127ZM157 126H160V127H157ZM194 126V127H193ZM11 128V130H10V128ZM49 127V128H48ZM136 127H137V129H136ZM150 127H152V128H150ZM155 127H157V128H155ZM165 127V128H164ZM182 129H181V128ZM195 127H196V129H198V130H196L195 129ZM214 128V129H211V128ZM10 130L9 132H10V134H9V132H8V130ZM38 128H39V131H36V130H38ZM41 128H44V129H42V131H41ZM46 128V129H45ZM54 130V132H53V130ZM57 128V129H56ZM98 128H102L103 130H105V132L106 133H109V132H112L114 135H116L117 137H118V135H119V137H118V139H120L121 138V136H122V141L123 142H121L120 144H119V141L117 140V141H114V140H110L109 142H108V146H107V143H104V145H103V141H104V139L103 138H100V134L102 133V132H98L97 131V129ZM110 128H112V131H110L109 129ZM119 129L120 130V132H119V130L117 131V130H114V129ZM120 128H122L123 129V131H122V129H120ZM124 128H125V130H124ZM132 128V129H131ZM140 128V129H139ZM145 128H146V130H145ZM155 128V129H154ZM186 128V127H185ZM191 128V129H190ZM193 128H194V130H193ZM208 130H207V129ZM231 129V130H229V129ZM49 131H48V130ZM134 129V133H133V130ZM153 129L155 130V131H153ZM157 129H158V131H157ZM181 129V130H180ZM4 130H6V131H4ZM57 130V131H56ZM140 130V132L138 133V131ZM151 130V131H150ZM163 130V131H162ZM174 130V131H173ZM178 130H180V131H178ZM196 130V131H195ZM212 130V131H211ZM216 130V132H218V133H216V132H214ZM219 130V131H218ZM238 131V132H236V131ZM11 131H12V133L13 134H11ZM30 131V132H29ZM34 131H35V135L33 134L34 133ZM55 131H56V134H55ZM116 131H117V133H116ZM132 131V132H131ZM143 131H145L144 133L145 134H143ZM157 131V132H156ZM228 131L230 132L229 134H228ZM2 132V133H1ZM28 132V133H27ZM33 132V133H32ZM38 132V133H37ZM43 132V133H42ZM52 132L54 133V134H52ZM59 132V133H58ZM78 132V133H77ZM148 132V133H147ZM158 132H159V134H161L160 136H158ZM226 134H225V133ZM240 132V133H239ZM18 134V135H15V134ZM20 133V134H19ZM29 133H31V134H29ZM37 133V134H36ZM46 133H48V135L46 134ZM132 133V134H131ZM156 133V134H155ZM173 133H175V135L177 136V139H174V138H176V136L173 134ZM210 133H214V134H210ZM216 133V134H215ZM223 133V134H222ZM238 135H237V134ZM28 134L30 135V136H28ZM57 134H58V136H60L59 137V139H58V137H57ZM125 134V136L126 135H128V136H126V138H125V136L123 137V135ZM131 134V135H130ZM139 134V135H138ZM142 134L144 135V136H142ZM148 134H152L151 136L150 135H148ZM153 134H155V135H153ZM179 134V135H178ZM210 134V135H209ZM20 135L21 136H24L25 135V137H23V139H22V137H20ZM47 137H46V136ZM95 135V136H94ZM133 135H134V137H133ZM141 135V136H140ZM171 135L173 136V138L171 137ZM228 135L231 137V138H233L232 139V141H230L231 140V138H228ZM243 135V136H242ZM246 135V134H245ZM10 138H9V137ZM63 136V137H62ZM158 136V137H157ZM214 136V137H213ZM237 136V137H236ZM239 136H241V137H239ZM12 137V138H11ZM31 137V138H30ZM50 137H51V139H53V140H51L50 139ZM63 138V139H60V138ZM95 137V138H94ZM128 137V138H127ZM136 137V138H135ZM148 137V138H147ZM157 137V138H156ZM160 137L162 138V139H160ZM211 137V138H210ZM225 137V138H224ZM238 138V140L236 139V138ZM29 138L30 139H32V140H29ZM41 138H43V140L41 139ZM147 138V139H146ZM153 139V138H155V139H153L152 140V144H151V142H149V140L150 139ZM165 138H166V141H163V140H165ZM220 138V139H219ZM235 138V139H234ZM46 139H47V141H46ZM64 139H66V140H64ZM103 139V140H102ZM129 139V140H128ZM133 139V140H132ZM138 139V140H137ZM140 139H143L142 141H140ZM168 139V140H167ZM174 139V140H173ZM179 139V140H178ZM212 141V140H214V142H210V140ZM217 139H218V141H219V143L217 142ZM12 140V141H11ZM41 140V141H40ZM59 140V141H58ZM62 140H64V141H66V142H64V141H62ZM128 140V141H127ZM162 140V141H161ZM176 140V142H173V141H175ZM183 140V141H182ZM224 140V141H223ZM226 140V141H225ZM227 140H229V141H227ZM241 140H242V143H241ZM1 141V140H0ZM11 143H10V142ZM33 141V142H32ZM43 141V142H42ZM62 141V142H61ZM138 141V142H137ZM143 141L145 142V143H143ZM150 143H148V142ZM151 141V140H150ZM158 141H160L159 143H158ZM172 141V142H171ZM237 141V142H236ZM21 142V143H20ZM68 142V143H67ZM90 142H91V144L92 145H90ZM105 142V141H104ZM114 142V143H113ZM155 142V143H154ZM165 142H169L168 144L167 143H164ZM177 142H179V145H178V143ZM224 142H226V143H224ZM232 142L233 143H235V144H232ZM31 143H33V144H31ZM36 143V144H35ZM44 145H43V144ZM46 143H47V145H46ZM65 143H67V144H65ZM89 143V144H88ZM102 143V145H100ZM117 143V144H116ZM126 143V144H125ZM129 143H131V144H133V143H137V144H133V145H129ZM171 143H174L173 144V146H172V144ZM185 143V144H184ZM209 143V144H208ZM211 143V144H210ZM217 143V144H216ZM221 143H223V145L221 144ZM35 144V145H34ZM52 144H54V146L52 145ZM70 144H72L74 147H72V145H70ZM86 144H88V146L86 145ZM112 146H111V145ZM139 144V145H138ZM147 144V145H146ZM207 144V145H206ZM220 146H219V145ZM225 144H227V145H225ZM244 144H246L245 146H244ZM32 147L33 149H29L30 147ZM90 145V146H89ZM96 145V148H98L97 150H99L100 148H102V146H106L107 147V152L108 151H110V152H108L107 153V155H105L104 153H103V150H99V152L95 149V147H93V146H95ZM110 145V146H109ZM121 145V146H120ZM122 145H125V148L123 147L122 148ZM126 145H127V147H126ZM136 145V146H135ZM145 145V146H144ZM159 145V146H158ZM165 145H167V146H165ZM177 145H178V148H177ZM183 145V146H182ZM198 142H197V144H196V148H197V151L200 149L199 147H198ZM214 145V146H213ZM234 145V146H233ZM65 148H64V147ZM137 146H139V147H137ZM144 146V147H143ZM156 147L157 146V148H155V150H154V159H155V162H157V161H159L160 163L159 164H161L162 165V167H161V169H165L166 167H170V166H172V164H176V169L178 170V171H181L182 173H186L187 172V168L188 167H193V166H195L197 169V172H199V173H205V175L207 176V177H210V183H205L206 182V180H202V183H204V184H207V185H212V188H216V190H217V195L219 196V199H220V205L219 206H217V207H214L213 208V206H211L212 204L211 203H207V206H206V202H207V199L206 198H208L207 196H208V194H207V190H209L210 191V189H205V190H201V191H199V193L198 194H194V192L192 191V193H191V190H192V188L190 187V185L189 184H184L183 186L185 187L186 186V188L184 189V187L182 186V191L185 193H183V195H184V199H187V197H186V195L188 196V201H189V203H188V207L189 206H191V208L190 209H193V210H195V208H193V206H192V203H191V201H193V200H196V197H198L199 198V202H200V204H201V209L199 210V215L197 216V218H198V220H197V224H198V229L196 230V232H198V234L196 233V235H195V237H194V239L192 240V241H189L187 238H189V232H191L192 230V225H194V223H193V221H191V223L188 225V228H186V226H187V224H186V222H185V224H186V226H185V224H184V221L183 220H180V219H178L177 217L175 218V217H171L172 219H174V221L173 222H171V224L172 223H174V222H176L177 224H172L174 227H176V229L174 228V227H172V225L170 224V221L171 220H169V219H171L170 218V213L168 212V211H163L165 208H168V204H169V202H167L169 199H170V195H169V193L167 192V190H161V184H157L156 185V178H155V176L153 175L154 174V172L149 168L151 165V159H150V161H149V156H148V154H147V151L148 150H150L152 147ZM163 146H164V148H163ZM169 146V147H168ZM181 146V147H180ZM241 146V147H240ZM242 146L244 147V148H242ZM260 146L262 147V148H260V147H256V148H254L253 149V152H255L257 155L259 154L260 155V157L262 158L264 155H262V151H264V139H263V141H261V143H260ZM2 147V148H1ZM38 147V148H37ZM86 147V148H85ZM100 147V148H99ZM112 147V148H111ZM117 147V148H116ZM141 148L142 147V150L140 149H137V151H136V149L135 148ZM148 147H149V149H148ZM159 147V148H158ZM220 147H221V149H220ZM224 147V148H223ZM227 147H229V148H227ZM234 147V148H233ZM61 148V149H60ZM70 148V149H69ZM77 148H79V151L77 150ZM91 148H92V150H91ZM111 148V149H110ZM122 148V149H121ZM131 148H132V151H130L131 150ZM145 148V149H144ZM167 148L169 149L170 148V150H167ZM180 148H181V151H180ZM183 148H185L184 149V151H182L183 150ZM219 148V149H218ZM241 148V149H240ZM25 149H27V152H26V150ZM41 149V150H40ZM58 149H60V153L58 152ZM68 149V150H67ZM73 149H74V152H73ZM94 149H95V151H94ZM103 149V148H102ZM123 149H124V151H125V156L121 159V161H126V165H127V163H128V165H127V168L129 169V173L127 174V176H125L124 175V177H122L123 176V171H122V166H120V169H119V166H116V163H115V159H116V157L118 156L117 155V153L120 155V152H122L123 151ZM159 149V150H158ZM178 149V150H177ZM224 149H226V150H224ZM230 149V150H229ZM245 149H247V150H245ZM252 149V148H251ZM11 150V151H10ZM72 150V151H71ZM85 152H84V151ZM121 150V151H120ZM145 150H147L146 152H145ZM158 150V151H157ZM167 150V151H166ZM221 152H220V151ZM260 150H261V153H260ZM47 152L46 154H44L43 152ZM119 151V152H118ZM129 151V152H128ZM136 153H134V152ZM164 151H166L168 154H169V157L167 156L168 154H165L167 157H168V159H167V157L165 156V155H163L164 153H166V152H164ZM187 151V152H186ZM229 151V152H228ZM240 151V152H239ZM10 152H11V154H10ZM13 152H15V153H13ZM36 152V153H35ZM138 152V153H137ZM159 152V153H158ZM170 152H171V154L172 153H174V155L172 156L171 154H170ZM177 152V153H176ZM220 152V153H219ZM232 152V153H231ZM24 153H25V155H24ZM43 153V154H42ZM74 153L75 154H77V153H79V155L77 154V155H75L74 156ZM83 153H85V154H83ZM101 153V154H100ZM105 155H103V154ZM114 153V154H113ZM210 153H215L216 155H215V160H217L218 159V157L220 158V159H218L217 161L219 162V164H220V166L221 165H223V167H224V172L226 173V171H227V173L225 174L226 175V177H231V182L230 183H228V185H224V183H225V181H223L222 183H220V185L218 184L219 182H221V181H216L215 180V176H214V172H213V168H211L210 167V165L208 164V160H209V158L211 157L210 156ZM235 153V154H234ZM13 154V155H12ZM16 156H15V155ZM40 156H39V155ZM93 155V158H90L91 156H88V155ZM95 154V155H94ZM128 154V155H127ZM140 155V156H138V155ZM158 154L160 155L159 157H158ZM198 154H199V157L200 158H202V156H200V154L202 155V153L200 152L199 153V151H198ZM222 156H220V155ZM229 154V155H228ZM231 154V155H230ZM235 155V157H234V155ZM238 154V155H237ZM239 154H240V156H239ZM263 154H264V152H263ZM7 155H10L11 157H8ZM33 156V160L31 159V157ZM38 155V156H37ZM60 155V157H61V159H63V163H61L62 161L60 160V162L58 161V158H60V157H58ZM73 155V156H72ZM82 155V156H81ZM98 155V156H97ZM103 155V156H102ZM115 155H117L116 157H115ZM147 155V156H146ZM171 155V156H170ZM233 155V156H232ZM3 156H5V157H3ZM28 156H29V158H28ZM44 156V157H43ZM83 156H85V157H83ZM109 156V157H108ZM113 156V157H112ZM155 156H156V158H155ZM165 156V157H164ZM176 157V159H174V158H172V157ZM186 156H188V157H186ZM208 156H210V157H208ZM227 156V157H226ZM230 156V157H229ZM8 157V158H7ZM39 157H41V158H39ZM80 157V158H79ZM103 157H105V162H107V163H109V164H107V163H105L104 161H103ZM111 157V158H110ZM115 157V158H114ZM134 157H136V158H134ZM144 159H143V158ZM238 157H240V159L238 158ZM7 158V159H6ZM17 158H18V160H17ZM37 159L38 160V162H36L37 160H35V159ZM77 158H79V159H77ZM87 158V161L88 162H81L83 159H84V161H85V159ZM98 158V159H97ZM100 158V159H99ZM131 158V159H130ZM141 160H140V159ZM145 158H147V160H145ZM160 158V159H159ZM170 158V159H169ZM228 160H227V159ZM231 158H233V159H231ZM25 159V161L23 162V160ZM29 160V162H27L28 160ZM57 161H55V160ZM92 159V160H91ZM127 159V160H126ZM134 159H138L137 160V163L139 164L138 165V170H139V172L137 173V175H139V174H141L143 177H144V181L145 182H142V181H140V179L139 178H136L135 177V173H134V171H132V169L130 168V166H134L135 165V163H136V161L134 160ZM164 159V160H163ZM174 159V160H173ZM177 159H179V161L177 160ZM187 160V161H189V163L186 161V162H184L185 160ZM22 160V161H21ZM32 160V161H31ZM39 160H41L40 162H39ZM51 160V161H50ZM89 160H90V162H89ZM96 160V161H95ZM101 160V161H100ZM107 160V161H106ZM111 160H113L112 162H111ZM129 160V161H128ZM134 160V161H133ZM142 161L141 163H140V161ZM161 160H162V162H161ZM176 160V161H175ZM193 162H192V161ZM234 160H235V162H234ZM242 160V161H241ZM244 160V161H243ZM4 161H5V164L6 163H8L9 161V163L8 164H6V166H5V164H4ZM16 161H17V164H16ZM19 161V162H18ZM35 161V162H34ZM46 161V162H45ZM48 161H50V162H52L51 164H53V165H51L50 164V162H48ZM97 161H99L98 162V165H97ZM229 162L228 164H227V162ZM237 161V162H236ZM263 161H264V159H263ZM12 162H13V164H12ZM47 162L49 163V164H47ZM94 162H95V164H94ZM102 162V163H101ZM135 162V163H134ZM144 162H146V163H148L149 165H147L146 163L144 164ZM173 162V163H172ZM177 162V163H176ZM192 162V163H191ZM195 162V163H194ZM204 162L206 163V165L204 164ZM223 162V163H222ZM247 162H249V164L251 165L252 164V162H250L249 160L247 161ZM28 163V164H27ZM32 163V164H31ZM36 165H34V164ZM58 163V164H57ZM131 163V164H130ZM133 163V164H132ZM165 163V164H164ZM170 163V164H169ZM172 163V164H171ZM185 163H186V165H185ZM201 163H203V165L201 164ZM236 166H234L233 164ZM18 164H20V166L21 167H23V171H22V169H20V166L18 165ZM30 164V165H29ZM44 165L45 166V168H44V166H41V165ZM60 164V165H59ZM88 164H90V165H88ZM92 164H94V165H92ZM101 164V165H100ZM158 164V163H157ZM182 164H184L183 165V167H182ZM13 167H12V166ZM16 165H17V167H16ZM24 165V166H23ZM26 165V166H25ZM62 165V167L63 166H66V168H62V167H60ZM69 165V166H68ZM88 165V166H87ZM97 167H96V166ZM99 165H100V168H99ZM143 165H144V171H143ZM166 165V166H165ZM188 165H190V166H188ZM205 165V166H204ZM230 165V166H229ZM241 165V167L243 168H239V166ZM243 165V166H242ZM245 165V166H244ZM263 165H264V162H263ZM9 166H10V168L12 169H10V171H6V169L7 170H9L8 168H9ZM29 166V168L31 169H28L27 167ZM36 168H35V167ZM39 166H40V168H39ZM48 166V167H47ZM70 166H72V167H70ZM94 166H95V168H94ZM104 166V170L102 169V167ZM111 166H112V168H111ZM115 166V167H114ZM165 168H164V167ZM3 167H5V168H3ZM47 167V168H46ZM50 167V168H49ZM59 167V168H58ZM67 167H69V168H67ZM113 167L115 168V170H117L116 172H115V170H113L111 173H112V176H111V174H110V170H112L113 169ZM118 167V168H117ZM208 167H210V169L208 168ZM235 169H234V168ZM251 167H253V164L251 165ZM13 168H15V170L13 169ZM18 168H19V170H18ZM26 168L28 169V171L26 170ZM52 168V169H51ZM54 168V169H53ZM61 168V169H60ZM73 168H75V169H73ZM99 168V169H98ZM205 168H207V170L205 169ZM239 168V169H238ZM250 168V167H249ZM3 169H5V170H3ZM16 169H17V171H16ZM25 169V170H24ZM48 169V170H47ZM50 169V170H49ZM70 169H71V171H70ZM78 171H77V170ZM106 169L108 170V173H107V171H106ZM149 169V170H148ZM241 169V170H240ZM21 170V171H20ZM34 170V171H33ZM47 170V171H46ZM64 170H66V171H64ZM73 170L75 171L76 170V173L77 172H80V174L78 175V173H77V175L73 172ZM98 170H100V171H98ZM104 172V174H103V172ZM140 170H142V171H140ZM199 170V171H198ZM205 170V171H204ZM211 170H212V172H211ZM5 171V172H4ZM12 171L14 172H17V173H12ZM25 171V172H24ZM31 171L33 172V173H35L36 172V174H32V176L33 175H36L35 177L33 176H31V178L29 177L30 175V173H31ZM40 171V172H39ZM46 171V172H45ZM59 171H61V172H59ZM90 171H93V172H90ZM120 171H121V173H120ZM149 173V176L146 174L147 172ZM152 171V172H151ZM209 171V172H208ZM239 171V172H238ZM244 172V174L243 175H245L246 176V180L245 179H242L243 178V176H237L238 174H240L241 172ZM9 172V173H8ZM10 172H11V174H10ZM19 172V173H18ZM21 172V173H20ZM28 172V173H27ZM30 172V173H29ZM53 172H55V178H54V173ZM65 172V173H64ZM90 172V174H88V173ZM97 172H98V174H97ZM142 172H144V174L142 173ZM193 172V171H192ZM238 172V173H237ZM247 172V173H246ZM68 173H70V174H68ZM73 173V174H72ZM119 173H120V175H119ZM206 173H208V174H206ZM212 173V174H211ZM10 174V175H9ZM23 174V175H22ZM26 174V175H25ZM53 174V175H52ZM64 174V175H63ZM91 174L93 175V178H92V176H91ZM97 174V175H96ZM108 174V175H107ZM133 174V175H132ZM231 174V175H230ZM237 174V175H236ZM3 175H6L5 177H9L8 179L7 178H5V180H8V181H4V176ZM63 175V176H62ZM66 175V176H65ZM72 175V176H71ZM75 175V176H74ZM84 175V176H83ZM99 175H101V177H99ZM114 175H116V176H114ZM151 175V176H150ZM23 176V177H22ZM74 176V177H73ZM77 176V177H76ZM97 176V177H96ZM106 176V177H105ZM129 176H131V178L129 177ZM245 176H244V178H245ZM12 177H15V179H13ZM16 177H17V179H16ZM27 177V178H26ZM29 177V178H28ZM71 177V178H70ZM73 177V178H72ZM82 177V178H81ZM104 177H105V180H107L106 182L104 181V180H100V179H104ZM108 177H111L110 179L108 178ZM115 177L117 178L116 180L119 182H117L116 180H115ZM241 177V178H240ZM10 178L12 179V182H11V180H10ZM25 178L27 179V180H25ZM48 178V179H47ZM74 178H76V179H74ZM81 178V179H80ZM94 178H96V180L94 179ZM99 178V179H98ZM107 178V179H106ZM114 178V179H113ZM126 179L125 181H128V184L127 185H125L124 184V179ZM129 178V179H128ZM2 179H3V181H4V183L6 184V182H7V185L6 186H4V183H3V181H2ZM32 179H34V180H32ZM50 179V180H49ZM52 179V180H51ZM62 179V180H61ZM72 179V180H71ZM74 179V180H73ZM94 179V180H93ZM135 181V182H132L133 180ZM138 179H139V182H138ZM242 179V180H241ZM13 180H17L16 182H13ZM25 180V181H24ZM37 180L39 181V183H40V185H37V184H39V183H37ZM40 180L42 181V182H40ZM50 182H49V181ZM68 180H69V182H68ZM83 180V181H82ZM111 180V181H110ZM114 180H115V182H114ZM130 180V181H129ZM23 181V182H22ZM33 181H35L34 183H33ZM73 181V182H72ZM83 182V184H82V182ZM97 181V182H96ZM100 181V182H99ZM112 181H113V183H112ZM121 181H123V183L121 184ZM241 181H242V183H241ZM18 182V183H17ZM27 182H28V184H27ZM54 182V183H53ZM92 182H93V184H92ZM137 182V183H136ZM217 183V187L215 186L216 185V183ZM233 182H236V184L237 185H234V183ZM43 183V184H42ZM64 183V184H63ZM76 183V184H75ZM103 183V184H102ZM140 184V187H139V184ZM213 183V184H212ZM233 183V184H232ZM16 184L18 185V186H16ZM25 184V185H24ZM27 184V185H26ZM41 184L44 186L42 189H40L41 187ZM53 184V185H52ZM57 184V185H56ZM58 184H59V187H58V189H57V186H58ZM70 184V185H69ZM80 184V185H79ZM97 184V185H96ZM109 184L111 185V187L109 188V191L110 192H107V186L109 187ZM121 184V185H120ZM125 185V187H124V185ZM130 184H131V188H130ZM132 184H134V186L132 185ZM144 184V185H143ZM227 184V183H226ZM28 185H32L31 187H29L28 188ZM73 185H74V188H73ZM103 185H104V187H103ZM114 185V186H113ZM122 185H123V187H122ZM224 185V186H223ZM231 185V186H230ZM246 185V186H245ZM14 186H16L15 187V191H14ZM65 186V187H64ZM76 186V187H75ZM119 187V190H118V187ZM126 186H128V187H126ZM190 188H189V187ZM220 186V187H219ZM11 187V188H10ZM19 187V188H18ZM33 187V188H32ZM46 187H48L47 189H46ZM79 187V188H78ZM142 187H143V189H142ZM219 187V188H218ZM230 187H232L231 189H230V191H227V190H229V188ZM246 187V188H245ZM65 188V189H64ZM69 188H71V190L69 189ZM87 188V189H86ZM89 188H94L95 190H97V191H93V189H92V191H91V189H89ZM104 188V189H103ZM127 188V190L125 191V189ZM5 189V190H4ZM9 191H8V190ZM13 189V191H14V193L13 194H11L10 193V195H9V192H12L11 190ZM21 189V190H20ZM27 189V190H26ZM33 191H32V190ZM41 191H40V190ZM63 189V190H62ZM113 189H116L115 191L113 190ZM140 189H142V190H140ZM56 190V191H55ZM66 192H65V191ZM74 190H76V191H74ZM104 190H105V193H104ZM120 191V192H118V191ZM124 190V191H123ZM129 190H131V192L130 193H127V192H129ZM139 190V191H138ZM187 190H188V192H187ZM214 190V189H213ZM224 190V193L223 192H221V191H223ZM4 191H8V193H6V192H4ZM36 191V192H35ZM47 191V192H46ZM59 191V192H58ZM78 191H80V192H78ZM113 191V192H112ZM121 191H122V193H121ZM139 193H138V192ZM162 191V192H161ZM19 192V193H18ZM25 193V195L26 196H24V194H23V196L21 197V193ZM31 192H32V194H34L33 196L34 197H32V194H31ZM65 192V193H64ZM73 192V193H72ZM97 192H98V194H97ZM126 192V193H125ZM141 192V193H140ZM151 192V193H150ZM190 192V193H189ZM204 192V194L205 195H202L201 193H203ZM221 192V193H220ZM226 192H227V195H226ZM236 192H237V194H236ZM15 193H17V194H19L20 195V197H19V199H20V201H19V199H17L18 197V195L16 194V196H15ZM63 193V195H61ZM79 193V194H78ZM81 193V194H80ZM102 193H104L103 195H102ZM110 193H112L111 195H110ZM120 193V194H119ZM133 193H134V196H133ZM150 193V194H149ZM160 193V194H159ZM166 193V194H165ZM220 193V194H219ZM233 195H232V194ZM3 194V195H2ZM8 194V195H7ZM67 196H66V195ZM96 194V195H95ZM114 194H115V196L116 197H114ZM126 195V194H128V196H127V199H126V196H123V195ZM224 194V195H223ZM4 195H5V197L7 198L6 200H3V198H5L4 197ZM37 195V196H36ZM51 195V196H50ZM74 195L76 196V197H78V199L76 198V197H74ZM84 195V196H83ZM101 197H100V196ZM159 195V196H158ZM193 195V196H192ZM222 195V196H221ZM232 195V196H231ZM10 196H11V198H10ZM15 196V197H14ZM54 198H53V197ZM70 196H71V199H70ZM82 197V199H81V197ZM99 196V197H98ZM140 196V197H139ZM162 196V197H161ZM165 196V197H164ZM204 196V197H203ZM223 196H227L228 197V200H224L223 201V199H225ZM23 197H26V198H23ZM28 197H29V199H28ZM30 197H31V199H30ZM68 197V198H67ZM104 197V198H103ZM107 197H109V198H111V201H112V203H111V201H110V199L108 200V199H105V198H107ZM131 197H132V200L133 199H135L136 200V202H135V200H131ZM133 197H135V198H133ZM161 197V198H160ZM167 197H169V198H167ZM193 197H195V198H193ZM222 197V198H221ZM234 197V198H233ZM239 197V198H238ZM35 198V200H34V203H33V199ZM37 198H40V200L39 199H37ZM53 198V199H52ZM66 199V202H65V200L64 199ZM87 199V201H86V199ZM94 198H96V199H94ZM98 198L99 199H102L100 202H98ZM118 198H120V199H118ZM123 198V200H121ZM128 198H129V200H128ZM138 198V199H137ZM140 198V199H139ZM164 198V199H163ZM197 198V199H198ZM238 198V199H237ZM28 199V200H27ZM85 199V200H84ZM160 199H162V200H160ZM165 199L167 200L166 202H165ZM203 199V200H202ZM232 199H234V200H232ZM10 202V203H8V201ZM27 200V201H26ZM32 200V201H31ZM44 200V201H43ZM60 201V202H57V201ZM75 200H77L76 202H75ZM80 200V201H79ZM89 200V201H88ZM94 200H96L98 203H99V205L100 206H102V207H100L99 205H98V203H96V201H94ZM103 200H104V202H103ZM125 200H128V201H125ZM140 201V203H141V206L140 205H138V207L135 209V210H137V212H135L142 220H144V223L143 224H145L146 225V227H147V224L149 225V222L151 223V226H150V228L148 227V229H155V228H158V227H161V225H159V224H163L164 226L163 227H161L162 228V233H161V235L156 239V240H159L158 241V248L156 249V251H154V250H152L150 247L148 248V247H144V248H139L140 246H138V245H136L135 244V237H136V230L134 231V228L133 227H131L130 225L129 226H121L120 225V223H118L119 222V220L121 219V218H123V217H125V215L123 214H121L120 215V213L119 212H117L118 211V208L117 207H119L120 209V212L121 213H123L124 211L123 210H127V209H131V207L132 208H134L133 206H132V204H130V203H132L133 202V204L135 205V203H137V201ZM142 200V201H141ZM14 201V202H13ZM42 201H43V203H42ZM109 201H110V203L113 205H116V206H112V205H110V206H112L111 208H110V206H109ZM161 201H163V203L161 204ZM201 201H203V202H201ZM228 201H229V203H228ZM240 201V202H239ZM16 202H18V203H16ZM22 202V203H21ZM40 203L41 202V206L39 205V204H37L38 206L37 207H35L36 206V203ZM58 204H57V203ZM62 202H64L65 204H67L66 206H64L65 204L64 203H62ZM70 204H69V203ZM82 202H85V204L86 205H84V203H82ZM95 202V204H93ZM126 202H128V203H126ZM143 202H145V204L143 203ZM205 202V203H204ZM226 202V203H225ZM31 203V204H30ZM103 205H102V204ZM116 203V204H115ZM167 203V204H166ZM225 203V204H224ZM228 203V204H227ZM241 203V204H240ZM28 205V206H30L29 208H27V206H25V205ZM33 204H35V206L33 205ZM64 204V205H63ZM76 204H78V205H76ZM90 206H89V205ZM122 204V205H121ZM205 204V205H204ZM4 205V206H3ZM47 205V206H46ZM56 205V206H55ZM59 205V206H58ZM69 205H71V206H69ZM83 205H84V207H83ZM97 205H98V207H97ZM106 205L109 207V210L107 209H105V207H106ZM119 205V206H118ZM137 205V204H136ZM162 205V207H160V206ZM203 205V206H202ZM224 205V206H223ZM225 205H226V207H225ZM7 206H8V208H7ZM13 206V207H12ZM16 206V207H15ZM50 207V209H51V211H50V209H49V207ZM54 206V207H53ZM79 206H81V208L83 209L82 211H81V209L79 208ZM89 206V207H88ZM143 206V207H142ZM204 206L205 207H207V210L208 211H206V210H204V209H206V208H204ZM251 206V207H250ZM252 206H253V208H255V210L257 211H255L254 209H251L252 208ZM40 207H42L41 209H40ZM44 207L46 208L45 210H44ZM59 208V211H58V208ZM73 209H72V208ZM90 209V207H91V210H89L88 208ZM102 208V209H100V208ZM107 207V208H108ZM147 209H152L151 210V213L153 212V214H151L150 212H146V208ZM161 209H160V208ZM225 207V208H224ZM11 208V209H10ZM13 208V209H12ZM39 208V209H38ZM63 208V209H62ZM93 208H94V210H96L95 212H94V210H93ZM96 208V209H95ZM123 208V209H122ZM125 208V209H124ZM142 208V209H141ZM155 208V209H154ZM211 208H213V209H211ZM20 209V210H19ZM22 209V210H21ZM52 209H53V211H52ZM64 209H66V210H64ZM69 211H68V210ZM70 209H72V210H70ZM75 209V210H74ZM88 209V210H87ZM219 209H220V211H219ZM259 209V210H258ZM33 210H35L34 212H32ZM55 210H56V213H57V211H58V213H57V217H56V213H55ZM61 210H63V211H61ZM79 210V211H78ZM125 210V211H126ZM140 210H142V211H140ZM158 210V211H157ZM166 210H168V209H166ZM202 210L205 212L204 214H202L203 212H202ZM213 210V211H212ZM216 210V211H215ZM4 211V212H3ZM25 213H24V212ZM39 211V212H38ZM41 211V212H40ZM45 211L46 213H47V215H46V213L43 212ZM66 211H67V213H66ZM73 212V214H72V212ZM86 211V212H85ZM102 212L103 213V217H101L102 216V214L100 213V212ZM106 211V212H105ZM108 211V212H107ZM110 211V212H109ZM157 211V212H156ZM259 211V212H258ZM79 212L81 213V214H79ZM92 212H94V213H92ZM99 214H98V213ZM141 212V213H140ZM163 212H165V213H163ZM209 212V213H208ZM218 212H219V215L220 216H218L217 214H218ZM229 212V213H228ZM20 213V214H19ZM23 213L24 214H28L29 215V222H30V220H32V218L34 217L35 219H36V224H31V222L29 223V226H26V224H27V221L25 222V221H23L22 223L20 222V216L21 215H23ZM35 213H36V215H35ZM52 213V214H51ZM60 213H61V215H60ZM69 213V214H68ZM95 213H97V214H95ZM108 214V216L110 217H108V216H106V217H104L105 215H107ZM111 215H110V214ZM115 213H117V214H115ZM150 213V214H149ZM162 215H161V214ZM227 213V214H226ZM232 213H233V216H232ZM14 214V215H13ZM32 214H34V215H32ZM43 214V215H42ZM45 214V215H44ZM84 214V215H83ZM87 214H89V215H87ZM91 214H93L94 215V217H93V215H91ZM147 214H149V215H147ZM163 214H165V215H163ZM6 215V216H5ZM41 215H42V217H41ZM52 216V217H48L47 218V216ZM55 215V216H54ZM65 215V216H64ZM77 215H78V218H77ZM86 215V216H85ZM92 216V218H91V216ZM97 215V216H96ZM101 215V216H100ZM116 215V216H115ZM117 215H119V216H117ZM144 215H146V216H144ZM167 215L169 216V217H167ZM195 216V214H191V215H189V218H190V220H192V219H195L196 218V216ZM210 215H212V216H214L213 218H212V216H210ZM216 215V216H215ZM229 215V216H228ZM236 215H239V216H236ZM13 216V217H12ZM19 216V217H18ZM32 216V217H31ZM43 216H45V218L43 217ZM68 216V217H67ZM72 216H73V218L74 217H76V218H72ZM84 216V217H83ZM98 216H100V217H98ZM113 216H115V217H117V218H115V217H113ZM164 216L166 217V218H164ZM173 216V215H172ZM202 216V217H201ZM208 217L209 216V218H206V217ZM227 216H228V218H227ZM233 218H232V217ZM234 216H236V217H234ZM242 216V217H241ZM254 216H256V217H254ZM3 217V218H2ZM16 217V218H15ZM55 217L57 218L56 220H55ZM64 217V218H63ZM70 217V218H69ZM112 217V218H111ZM120 217V218H119ZM151 217V218H150ZM161 217V218H160ZM193 217V218H192ZM224 217V218H223ZM230 217V218H229ZM241 217V218H240ZM257 217H260L261 218V221L260 220H255V218H257ZM10 220H9V219ZM40 218V219H39ZM85 218V219H84ZM102 218H106V219H102ZM154 218H156L155 220H154ZM216 218V219H215ZM217 218H218V220H217ZM236 218L238 219V221L236 220ZM6 221H5V220ZM45 219V220H44ZM61 221H60V220ZM67 219L69 220V222H67ZM82 219H84L83 220V223L85 224L86 223V225H88L89 226V228H90V231L88 232L87 231V229H86V225L85 226H81V225H84V224H82ZM95 219V220H94ZM99 220V219H101V221L102 222H99V223H97L96 222V220ZM110 219H112V220H110ZM115 219H116V222H115ZM149 219H150V221H149ZM165 219H168L169 221H167V220H165ZM230 219V220H229ZM253 219V220H252ZM2 220V221H1ZM12 220V223H14L13 225H12V223H11V225H10V221ZM39 220L40 221H42V222H39ZM53 220H54V222H53ZM114 220V221H113ZM152 220V221H151ZM201 220V221H200ZM202 220H204V221H202ZM207 220H209V221H207ZM213 220H216V221H213ZM223 220H225V222L223 221ZM234 220V221H233ZM16 221V222H15ZM61 223H60V222ZM62 221H65V222H63L62 223ZM86 221V222H85ZM113 221V222H112ZM155 221V222H154ZM219 221H220V223H219ZM230 221V222H229ZM6 222V223H5ZM77 224H76V223ZM81 222V223H80ZM89 222V223H88ZM91 222V223H90ZM109 225H107V226H105L106 225V223ZM179 222H181V223H179ZM205 222H207L206 224H204ZM210 222V225L208 224ZM214 222H216V223H214ZM223 222L225 223L224 225H223ZM19 225V227H18V225ZM43 223V224H42ZM45 223H47V224H45ZM68 223V224H67ZM70 223V224H69ZM78 223H80V224H78ZM88 223V224H87ZM93 223V224H92ZM105 223V224H104ZM116 223V224H115ZM183 223V225H184V227H182L181 226V224ZM200 223H202V224H200ZM52 224H55L56 225V227H57V229H52V228H49V225H52ZM60 224V225H59ZM65 224H67V227H66V225ZM90 224H91V226H90ZM95 224H99L98 225V227L100 228L99 229V231L97 232L96 230H94V234H93V228H95ZM114 224V225H113ZM170 225L172 228H171V230H170V232L169 231H167V230H169V229H167L166 230V227H169V226H167V225ZM212 224H214V225H212ZM222 224L223 226H224V229H222V225L220 226V225ZM244 224V225H243ZM254 224H257V225H254ZM33 225V226H32ZM36 225V226H35ZM38 225V226H37ZM41 225V226H40ZM43 225H44V227H43ZM46 225V226H45ZM100 225H102L101 227H100ZM110 225H111V227H110ZM155 225L157 226V227H155ZM159 225V226H158ZM230 225H231V228H232V230H231V228H229L230 227ZM254 225V226H253ZM69 226V227H68ZM78 226V227H77ZM92 226H94V227H92ZM106 228H105V227ZM180 226L182 227V228H180ZM192 226V227H191ZM208 226V227H207ZM212 226V227H211ZM216 228H215V227ZM257 226V227H256ZM261 226L263 227V231L261 232V230H259V229H261ZM26 229H25V228ZM28 227V228H27ZM34 227H36V228H34ZM41 227V228H40ZM63 227V228H62ZM72 227L73 228H75V229H72ZM82 227V228H81ZM116 227L118 228V230L116 229ZM125 227H127V230H126V228ZM203 227H207L208 229H206V228H203ZM209 227L211 228V229H209ZM239 227V228H238ZM253 227H256V230H255V228H253ZM11 228V229H10ZM13 228V229H12ZM18 228V229H17ZM19 228H22V230H23V232H24V235H27L28 236V242H26L25 240H24V238H21L20 236H19ZM32 228L35 230V233H34V230L32 231ZM43 229V230H41L40 231V229ZM67 228V229H66ZM111 228V229H110ZM180 228V229H179ZM219 228V229H218ZM225 228H227V229H225ZM10 230V232H9V230ZM30 229V230H29ZM39 229V230H38ZM46 229H47V231H46ZM51 229L52 230H54V231H52V233L50 234V232H51ZM80 229H81V231H80ZM92 229V230H91ZM132 229V230H131ZM146 230V232L144 233V232H142L140 229V231H137L138 232V236H139V234H140V237L143 239V241L144 242H148V241H150V240H152V237H153V232L152 233H150V232H148L149 230ZM173 229H175V230H173ZM187 229V230H186ZM188 229H190V230H188ZM216 230V232H215V230ZM7 232H6V231ZM29 230V231H28ZM37 230H38V232H37ZM56 230V231H55ZM71 230V231H70ZM74 230V231H73ZM104 230L105 231H108V230H111L112 232H113V234L110 232V231H108L109 233H108V235H107V233L106 232H104ZM130 230H131V232H130ZM202 230H204V231H202ZM210 230V231H209ZM218 230H220L219 232H218ZM15 231V232H14ZM18 233H17V232ZM121 231H123V233H120L119 234V232H121ZM168 233H167V232ZM180 231H181V233H180ZM186 231H188V233L186 232ZM202 231V233H200ZM208 231V232H207ZM240 231V232H239ZM9 232V233H8ZM41 232V234H39ZM74 232V233H73ZM88 232V233H87ZM102 232V233H101ZM129 232V233H128ZM133 232H135L134 234H133ZM225 232H226V234H227V236H226V234H225ZM235 232V233H234ZM243 232V233H242ZM13 233H14V235H13ZM35 235H34V234ZM39 234L38 236H36V234ZM77 233V234H76ZM79 233V234H78ZM87 235H86V234ZM92 233V234H91ZM106 235H105V234ZM173 234V233H175V234H173V235H170L169 236V234ZM207 233H208V236H207ZM210 233V234H209ZM247 233V234H246ZM255 233H257V234H255ZM7 234V235H6ZM31 234V235H30ZM53 234V235H52ZM96 234H97V236H96ZM111 234V235H110ZM126 234H127V236H128V239H127V236H126ZM129 234V235H128ZM149 234H151V236L149 235ZM165 234V235H164ZM186 234H187V236H186ZM200 234L202 235V236H200ZM213 235V237L212 238H210L211 236L210 235ZM219 234V235H218ZM225 234V235H224ZM235 234V235H234ZM236 234H238L237 236H236ZM74 235H75V237H74ZM77 235V236H76ZM100 235H103V236H106V237H102L101 236V239H99L100 238ZM143 235L146 237V238H144L143 237ZM182 236V237H179V236ZM1 236H5V237H1ZM51 236V237H50ZM82 236H83V238H82ZM111 236V237H110ZM115 236H116V241H115ZM121 236H123L122 238H121ZM135 236V237H134ZM165 236V237H164ZM168 236H169V238L170 239H174V237L175 238H177L176 240L174 239L173 241H171V240H169V238H168ZM206 236H207V238H208V240H207V238H206ZM219 236H220V239H219ZM223 236H225V237H222ZM248 236V237H247ZM66 237V238H65ZM69 237V238H68ZM77 237V238H76ZM126 237V238H125ZM134 238V240H133V238ZM150 237V238H149ZM199 237H202V239L200 238V240H198L199 239ZM205 237V238H204ZM2 238H5V239H2ZM43 238H45V239H43ZM70 238L72 239V241H75L74 243L75 244H72V243H70L69 241H70ZM73 238H74V240H73ZM96 238V239H95ZM98 238V239H97ZM181 238V239H180ZM204 238V239H203ZM213 238H214V240H213ZM217 238V239H216ZM15 241V243L17 242H20V243H16V244H14L13 242V240ZM23 239V240H22ZM43 239V240H42ZM64 239H66V240H64ZM76 239L78 240V241H76ZM110 239L112 240V241H110ZM120 239H123V241L122 240H120ZM148 239V240H147ZM188 240V242L190 243V245L188 246V242H187V240ZM219 239V240H218ZM222 239L224 240V242L222 241ZM253 239H255V241L253 240ZM4 240V241H3ZM9 240V241H8ZM79 240H80V242H79ZM120 240V241H119ZM133 240V241H132ZM180 240V241H179ZM184 240H186V241H184ZM205 240L207 241V242H205ZM210 240V241H209ZM226 240H228L227 241V243H226ZM247 240H249V241H247ZM253 240V241H252ZM22 241V242H21ZM55 241V242H54ZM86 243H85V242ZM111 242V247H110V243H107L108 244V246H107V244L105 245V243L106 242ZM114 241H115V244H114ZM176 241V243H178V244H180L181 245V247H180V249H177L176 247H174L173 245L175 244L174 242ZM198 241H200V242H198ZM218 241V243H216V242ZM54 242V243H53ZM81 242H82V244H81ZM89 242H91V244L89 243ZM95 242V243H94ZM125 242V243H124ZM133 242V243H132ZM164 242V243H163ZM170 242H172V247L171 248H168V249H166L167 250V252H166V250H163L164 248L163 247H165V244H169L170 245ZM180 242V243H179ZM183 242H185V244L183 243ZM195 242H197V246H196V243ZM204 242H205V246H206V248H205V246L203 247V244H204ZM210 242V243H209ZM223 242V244H221ZM249 242V243H248ZM252 242H254L255 244H257L258 242V244L255 246L254 245V247L252 246ZM13 243V244H12ZM94 243V244H93ZM99 243V244H98ZM174 243V244H173ZM194 243V244H193ZM213 243V244H212ZM219 243H220V246H218L219 245ZM231 243H233V244H231ZM250 243H251V246H250ZM76 244L78 245V246H80L79 248H78V246H76ZM87 245V248H86V246L85 245ZM98 244V247L96 246V245ZM163 244V245H162ZM184 244V245H183ZM122 245V246H121ZM185 245H187V247H185ZM200 245H201V247H200ZM228 245V246H227ZM240 246V248L238 247V246ZM16 246H18V247H20L21 249L22 248H26L28 251L27 252H23L20 248L19 249H17L16 248ZM75 246V247H74ZM83 246V247H82ZM196 246V247H195ZM217 246V247H216ZM227 246V248H229V250L227 249V248H224L225 249V252H224V249H222L223 247H226ZM246 246L249 248V250H248V248H246ZM55 247V248H54ZM92 247L94 248V250L92 249ZM103 247V248H102ZM108 247H110L111 248V250L113 251L112 252V255H110L111 254V251H110V248H108ZM120 247V248H119ZM133 247H134V249H133ZM184 247V248H183ZM193 247H194V249H193ZM210 247H213V249H212V251H214V252H211V248ZM51 248H53V249H51ZM74 248H76V250L74 249ZM80 248H82L84 251H81L80 250ZM95 248H96V250L99 252V254L98 253H96V251H95ZM100 248H102V249H100ZM119 248V249H118ZM146 248H148V249H146ZM160 248V249H159ZM183 248V249H182ZM205 248V249H204ZM216 248V249H215ZM217 248H220V249H222V252H221V250L220 249H217ZM262 248V249H261ZM88 249H92V250H88ZM116 249H118V250H120V253H121V255H122V257H121V255L119 254V251L117 252V250ZM136 249V250H135ZM174 249H175V251H174ZM176 249H177V251H176ZM116 250V251H115ZM127 250H128V253H127ZM148 250V251H147ZM150 250L153 252V254L151 255V253L152 252H150ZM162 252H161V251ZM184 250V251H183ZM203 250H204V252H203ZM234 252H233V251ZM238 250H240V251H238ZM3 251V252H2ZM10 251H11V253L13 254H11L10 253ZM46 251V252H45ZM95 251V252H94ZM147 252L146 253V255H145V257H143V255H144V253L145 252ZM164 251H165V253H164ZM193 251V252H192ZM219 251V252H218ZM23 252V253H22ZM88 252H90L89 254L93 257H95V258H97V260L96 261H91L90 259H86V256L88 255ZM106 252H107V254H106ZM156 252H157V254L160 256L161 255V257H159V256H157L156 257ZM181 253V256H180V258H178L179 257V255H180V253ZM207 252V253H206ZM229 252L231 253V254H229ZM236 252V253H235ZM254 252V253H253ZM9 253V254H8ZM108 253H110V254H108ZM126 253H127V256H126ZM138 253V254H137ZM155 253V254H154ZM163 253V254H162ZM167 253H168V255H167ZM170 253V254H169ZM205 253V254H204ZM213 253H214V257H213ZM220 255H219V254ZM238 253V258H236L237 257V254ZM247 253V254H246ZM248 253L251 255L252 253H253V255H251V257L250 256H248ZM3 254V255H2ZM5 254H6V256H5ZM14 254H15V256H14ZM22 254H23V257H22ZM32 254V255H31ZM137 254V255H136ZM225 254H227V255H225ZM261 256H260V255ZM114 255H116L115 257H114ZM133 255V256H132ZM177 256V257H174V256ZM222 256L223 255V257L220 259V257H218V260H219V262H217L218 260H217V256ZM241 255H243V258H242V256ZM56 256L57 257H59L58 259L59 260H61V261H56ZM112 256V257H111ZM120 256V257H119ZM142 257V258H139V257ZM146 256H147V258H146ZM241 256V257H240ZM10 257V258H9ZM11 257H13V258H11ZM18 257H19V259H18ZM21 257V258H20ZM91 257V258H92ZM102 257H105V259H101ZM123 257H126V259L128 258V260H125V258H123ZM151 257H152V259H151ZM169 257V258H170ZM200 257V258H199ZM205 257V258H204ZM239 257H240V259H239ZM24 258H25V260H24ZM136 259V263H135V260H133V259ZM159 258H161L160 259V261H161V263L159 262ZM199 258V259H198ZM201 258H203V261L201 260ZM208 258V259H207ZM226 258H228V259H226ZM31 259V260H30ZM34 259H36L37 260V262H36V260L34 261ZM150 259H151V261H150ZM183 259V260H182ZM192 259V260H191ZM194 259H196V260H194ZM197 259H198V262H197ZM223 259H225V260H223ZM234 259H236V261L234 260ZM239 259V260H238ZM2 260V262H0V264H3L4 263V261ZM20 262H19V261ZM89 260V261H88ZM118 260H119V262H118ZM154 260H155V262H154ZM180 260V261H179ZM193 260H194V262H193ZM232 260V262H230ZM238 260V261H237ZM247 260H249V262H246ZM262 260V261H261ZM25 261V262H24ZM97 261H104V262H98L97 263ZM109 261V262H108ZM140 261V262H139ZM142 261V262H141ZM157 261V262H156ZM224 261V262H223ZM213 262V263H212ZM229 262V263H228ZM256 262V263H255ZM151 263V264H152ZM166 264V263H165Z\"/></svg>","mask_w":264,"mask_h":264},{"label":"bare ground","instance_id":"bare-ground-1","mask_svg":"<svg viewBox=\"0 0 264 264\" xmlns=\"http://www.w3.org/2000/svg\"><path fill=\"white\" fill-rule=\"evenodd\" d=\"M3 1V0H2ZM8 1V0H7ZM20 1V0H19ZM39 1V0H38ZM37 1V2H38ZM43 1V0H42ZM41 1V2H42ZM59 2L61 1V0H58ZM58 1H56V2H54V3H57ZM68 2H69V0H67ZM66 1V2H67ZM77 1V0H76ZM84 1V0H83ZM87 1V0H86ZM105 1H107V0H105ZM110 1V0H109ZM127 2H126V4L127 5H129L130 4V0H126ZM135 1V0H134ZM140 1V2H139ZM139 1H137V2H139V3H141L142 4V6L144 7V9L146 10V12L147 11H149V12H151V14H155V16H154V18H155V20H156V16H157V21H160V22H163L166 18H168V20L170 21L171 20V18H172V20L174 19L173 18V13H175V15H176V13H180V16L181 15H183V16H185V18H187L186 16L187 15H189V13H191V12H187L188 14H184V12H185V10H184V8H183V13L182 12H180L179 10H181L182 8H181V6H184V7H186L187 6V8L191 11V10H194L195 8H197V9H199L200 7H202V10H203V12H206L207 13V16H208V18H212L214 15L215 16H217L218 17V23H216V26H215V24H213V26H212V28H211V32L210 31H206L208 34H210V35H208L209 37L207 38L208 40H209V44H207L205 41H203L204 39H205V37H206V35L207 34H204L205 35V37H204V39L202 40V41H200V42H197L198 44H196V45H198V46H196V47H199V43H200V47H199V49L198 50H200V51H205V53H207V50L210 48V50L211 49H213L215 52H216V55H217V57L218 56H220V54H219V50L221 51V50H223V49H218V43H219V41L222 39V38H224V39H226V41L228 42V45L230 44V46L233 48V49H237L238 51H244V52H246L248 55H249V58H247L248 60L250 59V56H251V58H254L253 59V64H254V62H256L257 60H260V61H262V59L264 60V0H200V2H193V1H195V0H193V1H191V0H187L188 2H189V4H187L188 2H186V4L184 3V0H139ZM197 1H199V0H197ZM4 2V1H3ZM3 2H1V3H3ZM13 1H11L10 0V5L11 4H13L12 3ZM41 2H39V3H41ZM63 2V1H62ZM91 2H92V0H91ZM97 2L99 3V1L97 0ZM111 2V1H110ZM114 2H116V1H114ZM125 2V1H124ZM48 3H50V0L48 1ZM47 3V4H48ZM52 3H53V0H52ZM73 3V2H72ZM80 3H81V1H80ZM107 3H108V1H107ZM122 3V2H121ZM16 4H17V2H16ZM19 4V3H18ZM28 4V3H27ZM32 4V3H31ZM35 4V3H34ZM68 4V3H67ZM67 4H65V5H67ZM78 4H79V1H78ZM85 4V3H84ZM95 4L96 3H94L93 5L95 6ZM106 4V3H105ZM104 4V5H105ZM116 4V3H115ZM115 4H114V8H115V11H114V17L116 18H114L113 20H111L110 21V18H109V21L108 20H106L105 19V17H104V15L102 14V12L100 13V14H98L97 13V10L96 11H91L89 14H87V12L85 13V14H87V15H85V17L86 18H89V21H88V23H87V26H86V29H85V35L83 36V37H81V36H79L80 35V33L78 32V33H76V35H78L79 37H81V38H79L78 39V41H76L75 42V45H77L78 47H76V48H79L80 47V43L79 42H81L82 40H84V42H86V43H88V44H93V45H95V47H96V50H99V51H102L103 53H104V55H106V56H108L109 57V59H110V62H112V63H117V61H118V64H117V66H113V69L111 70V68L112 67H110V69H109V71H111V73L109 74L110 76L111 75H113V76H115L114 78V80L113 81H111L110 80V76H105L106 78H103L104 79V84H102V83H100V84H102V85H100L99 84V86H102V88H103V91L104 92H110L111 94L112 93H114V92H117L118 93V95H119V93H121L122 91H124L126 94H127V96L126 97H128V99H133L134 101L131 103V104H134L135 102H137V100H139L138 98H140L139 97V94L138 93H136V89L131 85L132 83H130V82H128V81H126L124 78H123V74L124 73H122V74H120V71L122 70V68H126V71L125 70H123V71H125V73L127 72L128 73V75H129V73H131L132 71H133V66H130L131 65V62H130V65H125L124 64V62H123V60L121 59L122 57H124V56H121V58H120V60H118L117 59V57H118V55L116 54V53H114L113 52V50H114V46H115V44L118 42V41H120V37H115L114 35H113V31H112V28H113V25H115V24H117V23H119L120 22V20H121V18H124L123 17V14L125 13V5L122 3V4H120V3H118V4H116V7H115ZM7 5H8V3H7ZM10 5H8V6H10ZM19 5H21V4H19ZM29 5V4H28ZM41 5V7H42V5H43V3H41L40 4ZM50 5V4H49ZM59 5V4H58ZM64 5V6H65ZM87 5V4H86ZM110 5V4H109ZM139 5V7H140V4H138ZM31 6V5H30ZM37 6V5H36ZM55 6V5H54ZM61 6H63V5H61ZM60 6V7H61ZM69 6H71V5H69ZM75 6V5H74ZM73 6V7H74ZM76 6H78V5H76ZM98 6V5H97ZM193 6H195L194 8H193ZM4 7V6H3ZM14 7V6H13ZM25 7H27V6H24V7H22V9L23 8H25ZM51 7V6H50ZM73 7H71V8H73ZM91 7V6H90ZM107 7V6H106ZM112 7V6H111ZM181 8V9H179V8ZM49 8V7H48ZM54 8V7H53ZM66 8H67V6H66ZM68 8H70V7H68ZM84 8V7H83ZM92 8V7H91ZM98 8H100V7H98ZM108 8V7H107ZM110 8V7H109ZM135 7H133V9H134ZM11 9H12V7H11ZM35 9H37L36 7H35ZM78 9V7L76 8V10ZM113 9V8H112ZM127 9V8H126ZM142 9V8H141ZM187 9V10H188ZM9 10V9H8ZM13 10H15V9H13ZM31 9L30 8H28V9H23V11H19V10H17L16 11V14H14L13 15V12H12V16H11V14L9 15V16H4V10H3V8H1L0 7V30H2V29H4V28H8L9 29V34H14V33H22L20 30H21V27H20V24H19V22H20V20H19V22H18V18H19V16H23L24 18V22L25 21H30V22H32V24H31V26H32V28H34V29H36V30H38L39 28H40V26H38V25H36L35 23H36V21L34 20V19H32V16L29 14L31 11H30ZM34 10V9H33ZM53 10V9H52ZM51 10V11H52ZM61 10V9H60ZM68 10V9H67ZM67 10H65V11H67ZM79 10H82V9H78L77 10V12L79 11ZM92 10V9H91ZM129 10H131V6L128 8V10L127 11H129ZM135 10V9H134ZM186 10V11H187ZM10 11V10H9ZM39 11V10H38ZM43 11H44V9H43ZM55 11V10H54ZM65 11L63 12V14L65 13ZM72 11H74V10H72ZM101 11V10H100ZM35 13L37 12V10H35L34 11ZM53 12V11H52ZM59 12H61V11H59ZM59 12H57V13H55V14H59ZM139 12V11H138ZM141 12H142V10H141ZM146 12H145V14H146ZM201 12V11H200ZM199 12V13H200ZM7 13V12H6ZM40 12H38V14H39ZM80 13V12H79ZM78 13V14H79ZM127 13V12H126ZM133 13H135V12H132L131 14H133ZM166 13H170L169 14V16L166 14ZM171 13H172V15H171ZM186 13V12H185ZM199 13H197V14H199ZM37 14V13H36ZM37 14V15H38ZM41 14V13H40ZM62 14V13H61ZM67 14V13H66ZM69 14H71V11H70V13ZM69 14L67 15V16H62V19L64 18V17H68L69 16ZM72 14H74V13H72ZM72 14H71V17H72ZM130 14V13H129ZM30 16V17H25V16ZM49 15H50V13H49ZM142 15H144V14H142ZM202 15V14H201ZM34 16V15H33ZM53 16H55V15H53ZM53 16H51L52 17V19H51V17H49L50 19H51V21L50 22H53L52 20H53ZM57 17H58V15H56ZM61 16V15H60ZM59 16V17H60ZM75 15H73V17H74ZM79 16V15H78ZM133 16V15H132ZM132 16H129V17H132ZM137 16V15H136ZM190 16V15H189ZM204 16V15H203ZM202 16V17H203ZM206 16V15H205ZM34 17H38V16H34ZM56 17V18H57ZM70 17V16H69ZM80 17V16H79ZM109 17V16H108ZM128 17V18H129ZM178 19H179V16H176ZM197 17H198V15H197ZM13 18V19H12ZM38 18H40V17H38ZM55 18V19H56ZM82 18H83V16H82ZM111 18H113V17H111ZM137 18V17H136ZM149 18V17H148ZM200 18H201V16H200ZM25 19H27V20H25ZM42 18H40V20H38V21H43V20H41ZM61 19V18H60ZM64 19H66V18H64ZM63 19V20H64ZM69 18H67V20H68ZM73 19V18H72ZM72 19H70V20H72ZM127 19V18H126ZM134 19V18H133ZM184 19V18H183ZM182 19V20H183ZM195 19V20H194ZM196 19L197 20H199L198 18H193V20H192V16L191 17H188V22H189V25H188V23H187V25H188V27L190 26V29L192 30V28L193 27H196L199 31H203V28H204V26L202 25V24H200V25H198V23H196ZM202 19V18H201ZM58 20H59V18H58ZM57 20V21H58ZM79 20V19H78ZM123 20V19H122ZM132 20V19H131ZM131 20H130V22H131ZM147 20V19H146ZM150 20L151 19H149V22H150ZM186 20V19H185ZM205 20V19H204ZM206 20H207V17H206ZM73 21V20H72ZM126 21V20H125ZM201 21V20H200ZM55 22H56V20H55ZM65 22V21H64ZM63 22V23H64ZM68 22H69V20H68ZM85 22V21H84ZM145 22H147L148 23V21H145ZM154 22V21H153ZM177 22V21H176ZM175 22V23H176ZM186 22V21H185ZM60 23H62V21L60 22ZM59 23V24H60ZM63 23L61 24V25H63ZM70 23V22H69ZM69 23H67V25H69ZM78 23H79V21H78ZM80 23H81V21H80ZM123 23H125V22H123ZM133 23H134V21H133ZM132 23V24H133ZM179 23V22H178ZM181 23H183V21H181ZM43 24H44V21H43ZM42 24V26H44ZM48 24V23H47ZM77 24V23H76ZM76 24H75V26H74V28L76 27ZM84 24V23H83ZM135 24V23H134ZM133 24V25H134ZM140 24V23H139ZM143 24V23H142ZM146 24V23H145ZM145 24H144V26H145ZM151 24V23H150ZM159 24V23H158ZM166 24H167V22H166ZM166 24H164V23H162V28L164 29V31L166 30V27H167V25ZM168 24H169V22H168ZM136 25V24H135ZM156 25V24H155ZM154 25V26H155ZM165 25H166V27H165ZM204 25H205V23H204ZM45 26H46V24H45ZM49 26V24L47 25V27ZM57 26H59V25H57ZM70 26V25H69ZM68 26V27H69ZM79 26V25H78ZM123 26V25H122ZM128 26V25H127ZM146 26H149V25H146ZM154 26H150V27H154ZM160 26V25H159ZM172 26V24L170 25V27ZM173 26H174V24H173ZM172 26V29L175 27H173ZM180 26V25H179ZM178 26V30H180V29H182L181 27H179ZM185 26V25H184ZM183 26V27H184ZM211 26V25H210ZM210 26L208 27V28H210ZM28 28H26V31H27V29H31V28H29V26H27ZM61 27V26H60ZM65 27V26H64ZM68 27H66L67 29H68V33H69V31L73 28H71V26H70V28H68ZM121 26H119V28H120ZM139 27V26H138ZM42 28V27H41ZM45 28V27H44ZM78 28L79 27H76V29H75V31L76 30H78ZM85 28V27H84ZM126 29H127V27H125ZM155 28V27H154ZM168 28V27H167ZM196 28H194L195 30H196ZM48 29H50V26H49V28ZM62 29H64V28H62ZM67 29H66V31H67ZM133 29V28H132ZM137 29V28H136ZM143 29V28H142ZM142 29H141V31H142ZM152 29V28H151ZM188 28L186 27V30H187ZM72 30H74V29H72ZM71 30V32L73 33V31ZM123 30V29H122ZM147 30V29H146ZM145 30V32H147ZM154 30V29H153ZM160 30H161V28H160ZM159 30V31H160ZM175 30V29H174ZM184 30V29H183ZM195 30L193 31L192 30V36H194V32H195ZM198 30H197V32H198ZM205 30H207V29H205ZM209 30V29H208ZM3 31V30H2ZM25 31V32H26ZM46 31H48V30H46ZM51 31H52V27H51ZM54 31H55V29H54ZM74 31V32H75ZM115 31H117L116 29H115ZM126 31V33H128V30H125L124 29V32ZM185 31V30H184ZM70 32V33H71ZM77 32V31H76ZM118 32V31H117ZM124 32H122L121 31V33L123 34ZM152 32H154V31H152ZM166 32V31H165ZM169 32H173L172 30L171 31H169ZM169 32H168V35H169ZM175 32H176V30H175ZM181 31H179L178 33H180ZM189 32H191V31H189ZM196 32V33H197ZM205 32V31H204ZM203 32V33H204ZM210 32V33H209ZM1 33V32H0ZM55 33H57V32H55ZM141 33V32H140ZM142 33H143V31H142ZM157 33H159V32H157ZM157 33H156V35H157ZM195 33V34H196ZM200 33V32H199ZM225 33H226V35H225ZM8 34V33H7ZM44 34V33H43ZM60 34V33H59ZM82 34V33H81ZM118 34H119V32H118ZM121 34V35H122ZM138 34V33H137ZM136 34V35H137ZM148 34V33H147ZM149 34H151V33H149ZM154 34V33H153ZM152 34V35H153ZM183 34H184V32H183ZM191 34V33H190ZM22 35V34H21ZM33 35H34V33H33ZM32 35V36H33ZM47 35H49L48 33H47ZM46 35V37H48L47 39H49L48 40V42H46V44H50L51 43V41L52 40H56V37H54L55 36V34H52V36H51V33H50V36H47ZM60 35H62V34H60ZM72 35V34H71ZM70 35V36H71ZM143 35V34H142ZM141 35V36H142ZM155 35V36H156ZM161 35V34H160ZM171 35V34H170ZM169 35V36H170ZM175 35V34H174ZM181 35V34H180ZM185 35V34H184ZM197 35V34H196ZM204 35H202V36H204ZM224 35L226 36V38L224 37ZM57 36V35H56ZM119 36H120V34H119ZM133 36H135V31H134V34H133ZM140 36V37H141ZM143 36H145V35H143ZM150 36V35H149ZM176 36H178V34L176 35ZM182 36V35H181ZM186 36V35H185ZM201 36V37H202ZM15 37V36H14ZM19 37V36H18ZM58 38H57V42H58V44H56L57 42H55V44L53 45V46H51V47H53V49H52V54H56V46H58L61 42H67V41H69L70 43H69V45L71 44V40L69 39V40H67V41H65L66 39L64 38V37H62V36H57ZM126 37H129V36H126ZM145 37H148V36H145ZM166 37V36H165ZM173 37V36H172ZM184 37V36H183ZM201 37H199L200 39H201ZM10 38V37H9ZM28 38H31L30 36L28 37ZM137 38V37H136ZM135 38V39H136ZM155 38V37H154ZM160 38V40H161V37H158V39ZM162 38H164V37H162ZM170 38V37H169ZM174 38H176V37H174ZM189 38V37H188ZM196 38V37H195ZM22 39V38H21ZM45 39V35H41V34H39V33H35V35L32 37V39L30 40L29 39V41H34V40H38L41 44H43V42L45 41L44 40ZM76 38H74V40H75ZM121 39H122V36H121ZM127 38H125V40H126ZM149 39V38H148ZM150 39L152 40V41H154L153 40V37L152 36H150ZM149 39V40H150ZM183 39H185V38H183ZM14 41H15V38L13 39ZM12 40V41H13ZM17 40H18V38H17ZM27 40V39H26ZM140 39H138V41H139ZM141 40H142V38H141ZM157 40V39H156ZM156 40L154 41L155 43H158V42H156ZM173 40V39H172ZM190 40V39H189ZM1 41V40H0ZM37 41V42H38ZM126 41H128V40H126ZM134 41V40H133ZM137 41V42H138ZM145 41V40H144ZM158 41V40H157ZM180 41V40H179ZM178 41V42H179ZM182 42H183V40H181ZM180 41V42H181ZM191 41V40H190ZM190 41H188V42H190ZM207 41V40H206ZM19 42V41H18ZM21 42V41H20ZM24 42H26V41H24ZM123 43H124V41H122ZM136 42V41H135ZM134 42V43H135ZM161 42V41H160ZM173 41H171V43H172ZM177 42V43H178ZM179 42V43H180ZM181 42V43H182ZM187 42V41H186ZM187 42V43H188ZM194 42H195V40H194ZM30 43V42H29ZM45 43V42H44ZM54 43V42H53ZM123 43H121L120 45L122 46V44ZM129 43H130V41H129ZM133 43V42H132ZM151 43H153V42H151ZM174 43H175V41H174ZM192 43V42H191ZM226 43V42H225ZM168 44V43H167ZM13 45V44H12ZM15 45V44H14ZM24 45V44H23ZM26 45V44H25ZM73 45V46H72ZM84 45H85V43L83 44V45H81V46H83L84 47ZM185 45V44H184ZM224 45V44H223ZM227 45V46H228ZM10 46V45H9ZM31 46H33V45H31ZM39 46V45H38ZM71 46L72 47H74V44L72 43L71 44ZM120 46V47H121ZM135 46V45H134ZM154 46V45H153ZM187 46V45H186ZM188 46H189V43H188ZM187 46V47H188ZM193 46H194V44H193ZM192 46V47H193ZM226 46V45H225ZM224 46V47H225ZM22 47V46H21ZM25 47V46H24ZM24 47H22L23 48V50H24ZM40 47V46H39ZM44 46H42V48H43ZM67 47V46H66ZM64 48V49H66V50H68L67 48ZM85 47H86V45H85ZM84 47V48H85ZM94 47V48H95ZM123 47H126V46H123ZM149 47V46H148ZM159 47V46H158ZM168 46H166V48H167ZM169 47H170V45H169ZM186 47V48H187ZM223 47V48H224ZM231 47L229 48V46H228V48L229 49H231ZM16 48H18V47H16ZM30 48V47H29ZM32 48V47H31ZM35 46H34V48L32 49V53L30 54L31 55V59L33 58V60H35V61H37V60H39L42 56H44L43 54H42V52H40L39 54H36L37 52H35ZM59 48V47H58ZM89 48V47H88ZM116 48V47H115ZM136 48V47H135ZM139 48H141V46L139 47ZM147 48V47H146ZM145 48V49H146ZM156 48V47H155ZM160 48H163V45H162V47L160 46L159 48H158V50L160 49ZM171 48V47H170ZM183 48H185V47H183ZM193 48H195V46L193 47ZM221 48V47H220ZM228 48H225V49H227V50H225V51H227L228 53L230 52V50L228 49ZM12 49H13V47H12ZM19 49H20V47H19ZM19 49H17V50H19ZM37 49V48H36ZM41 49V48H40ZM46 49H49V48H47L46 47ZM45 49V50H46ZM61 49V48H60ZM74 51H76L74 48H72ZM86 50H87V48H85ZM119 49H121V48H119ZM125 49H127V47L126 48H124V51H125ZM142 49V48H141ZM151 49V48H150ZM178 48H176V50H177ZM17 50H16V52H17ZM30 50V49H29ZM80 50H84V49H80ZM115 50H117V49H115ZM144 50V49H143ZM148 50V49H147ZM184 50V49H183ZM194 50V49H193ZM192 50V51H193ZM13 51V50H12ZM19 51H21V50H19ZM40 50H38V52H39ZM48 51V50H47ZM46 51V52H47ZM57 51H59L58 49H57ZM90 51V50H89ZM98 51V52H99ZM120 51H122V50H120ZM119 51V52H120ZM137 51V50H136ZM146 51V50H145ZM170 52H172L171 50H169ZM168 51V48H167V53L169 52ZM179 51H181V50H179ZM188 52H189V50H187ZM191 51V52H192ZM212 51V50H211ZM84 52V51H83ZM87 51H85V53H86ZM96 52V51H95ZM118 51H117V53H119ZM133 51H131V53H132ZM138 52V51H137ZM159 52H160V54H161V51H158V54H159ZM195 52H198V51H194V56H195ZM215 52H214V54H215ZM20 53V52H19ZM44 53V52H43ZM48 53V52H47ZM62 53H63V49H62ZM71 53V52H70ZM69 53V54H70ZM76 54H75V56H76V58H77V60H79V66L83 63V62H87L88 60H90V59H88L87 60V58H85L84 56H83V54H81L78 50L75 52ZM91 51H90V55H91ZM122 53V55H123V51L121 52ZM126 54H127V51L125 52ZM178 53V52H177ZM181 53V52H180ZM185 53H187V52H184V54ZM193 53V52H192ZM201 53H203V52H201ZM201 53H199V56L201 55ZM205 53H203V54H205ZM209 53V52H208ZM225 53V52H224ZM227 53V54H228ZM234 53V52H233ZM59 54V53H58ZM94 56H95V54L94 53H92ZM98 54V53H97ZM135 54V53H134ZM133 54V55H134ZM155 54V53H154ZM154 54H152L153 56H154ZM171 54V53H170ZM210 54V53H209ZM223 54V53H222ZM241 54V53H240ZM19 55V54H18ZM60 55H62V57H63V54H61V52H60ZM92 55V56H93ZM178 55H180V54H178ZM198 55V54H197ZM229 55L230 54H228L227 56L229 57ZM235 55V54H234ZM242 56L244 55L243 53L241 54ZM22 56V55H21ZM26 56V55H25ZM24 56V57H25ZM49 56V55H48ZM51 56V55H50ZM58 56V55H57ZM65 56V55H64ZM66 56H69V55H66ZM94 56H93V58H94ZM126 56V55H125ZM142 56V55H141ZM166 57H167V54L165 55ZM170 56V55H169ZM202 56V55H201ZM206 56L207 55H205V58L204 59H206ZM240 56V55H239ZM12 57H13V54L11 55V53H9V50L7 49V48H5V47H2L1 46V44H0V70H3L4 71V73L3 74H5V80L7 81V83H8V81H9V79L11 80V79H15L16 81H19L20 83L18 84V85H21L22 86V88H23V91H25V90H27V92H34V91H36V88H38V90H40L42 93H44V94H49V92H51V91H55V90H59V92H60V94H63V95H66L68 98H70V99H73L72 101L74 102V100H78L80 97H82V95H84V93H83V91L82 90H79L77 87V89L76 88H74L76 85H74V87H73V85L72 84H70V85H72V87L73 88H69V89H71L70 90V92L68 91L67 93L66 92H64V90H63V82L60 80V78H56V76H54V77H49L50 75H48V74H51L52 72H57L56 71V68H59V58L57 59V58H55V59H51V60H48L49 62L47 63V62H45V64H44V66H47L48 65V70L49 71H51L50 73H44V72H42V71H38V69H34L33 70V68L28 64V63H26L27 65H29L31 68H32V70H29V69H27V66L26 65H24V64H16V65H14V64H12V65H14V66H12V65H10V64H8V62L10 63V61H8V62H5V59L7 60V58H9V59H11V60H13L12 59ZM45 57H46V55H45ZM91 57V56H90ZM89 57V58H90ZM104 57V56H103ZM146 57H147V55H146ZM180 56H178V58H179ZM225 57V56H224ZM232 57V56H231ZM27 58L28 57H26V59H25V61L27 60ZM30 58V57H29ZM67 58V57H66ZM98 59V58H100L99 56L98 57H95L94 59ZM107 58V57H106ZM140 58H142V57H140ZM139 58V59H140ZM148 58V57H147ZM146 58V59H147ZM155 58V57H154ZM160 59H161V57H159ZM208 58V57H207ZM235 58L236 59H239V58H237L236 56H235ZM246 58V57H245ZM245 58H244V60H245ZM255 58L257 59V60H255ZM68 59V58H67ZM109 59H107V60H109ZM128 59V58H127ZM126 59V60H127ZM138 59V58H137ZM151 59V58H150ZM158 59V58H157ZM164 59V58H163ZM165 59H167V58H165ZM172 59V58H171ZM174 59H175V57H174ZM177 59V58H176ZM187 59V58H186ZM186 59H185V61H186ZM191 59H192V57H191ZM210 59H211V57H210ZM214 59V57L212 58V60ZM216 59V58H215ZM214 59V60H215ZM230 60H231V58H229ZM45 60V59H44ZM77 60H72V61H70V65H71V63H72V67H73V65H75L76 63H77ZM102 63H104L103 62V60L105 61V59H103V60H101V58L99 59ZM106 60V61H107ZM125 60V61H126ZM159 60V59H158ZM183 60V59H182ZM194 60V59H193ZM192 60V61H193ZM196 60V59H195ZM219 60V59H218ZM248 60H246V61H248ZM255 60V61H254ZM14 61V60H13ZM18 61V60H17ZM29 61V60H28ZM31 61V60H30ZM47 61V60H46ZM94 61V60H93ZM96 61H98V60H96ZM95 61V62H96ZM105 61V62H106ZM172 61V60H171ZM177 61V60H176ZM188 61H189V58H188ZM192 61H191V64H192ZM217 61V60H216ZM221 61V60H220ZM224 61V60H223ZM226 61H228V59L226 60ZM232 61V60H231ZM252 61V59H250V62ZM42 62V61H41ZM64 62V61H63ZM94 62V63H95ZM138 62V61H137ZM211 63H212V61H210ZM222 62V61H221ZM220 62V63H221ZM233 62V61H232ZM264 62V61H263ZM263 62H261V64L260 63H258L257 62V64H259V65H261L262 66V68H263V70L260 72V71H258L257 69H256V71H258L257 73H259L258 75L257 74H255V70L253 71L254 72V74H252L253 72H251V74L252 75H250L249 73V75L247 74V72H246V68H245V65L243 66V68L245 69V74H247L248 75V78H250L252 81L251 82H253V86H254V91L256 92V94H264V63ZM13 63V62H12ZM15 63H18V62H15ZM23 63V62H22ZM32 63H35L36 64V62H32ZM97 63V62H96ZM95 63V64H96ZM107 64H108V62H106ZM105 63V64H106ZM138 63H141V61L140 62H138ZM148 64H149V62H147ZM166 63V62H165ZM183 63H184V60H183ZM189 63V62H188ZM195 63H197V65H198V67L195 69V68H193V67H191V68H193L194 69V72H195V70H198V74L196 75V77H195V80L193 81V82H195L196 80H197V83L195 82V83H193V84H195V85H193L192 84V86L190 87V88H188L187 90H183L182 88V90L180 91V88L178 89L180 92L178 93L179 94V96H180V98H181V104H179V107H178V105L176 106V108L178 109H176L177 110V113H178V111L180 110V111H182V113H181V115L180 116H183L182 118H184V121L187 123L186 125H185V127H184V129H185V131L186 132H183V130L182 131H180V130H178V131H180V135H179V139H183L182 137L183 136H185L186 137V143H187V148H188V156H189V158L190 157H192L195 161H200L201 159H203V158H205V152L204 151H206L207 150V146H206V149L205 150H203V145H202V142L204 141V140H202V138H206V136L207 135H204V134H201V133H203L202 131H204V130H202V125H201V122L200 121H202V120H200V121H198V124H199V122H200V127H199V130L201 129V133H200V131H196V130H198V129H196V127H195V133L194 134H192V129H191V132L189 131V129H188V125H192V121H193V116H192V114H193V112H194V114L196 113V116H197V119L199 120V117H200V119L202 118V117H205L206 119L207 118H209L210 116H211V111H212V105H213V103L215 102V98H211V96H210V93L208 94V88L206 89V85H207V79L211 76H209L207 79H206V76H204V74L205 75H209V74H211V73H214L213 72V70H211L210 69V67H209V65H208V63H207V61H204L203 59H200V58H198V62H195ZM217 63H219L218 61H217ZM216 63V64H217ZM223 63V62H222ZM227 63V62H226ZM263 63V64H262ZM41 64V63H40ZM43 64V63H42ZM127 64V63H126ZM132 64H134V63H132ZM151 64H152V61H151ZM159 64H160V61H159ZM168 63H166V65H167ZM175 64V63H174ZM174 64L172 65V66H174ZM177 64V63H176ZM212 64H215V61H214V63H212ZM230 64H231V62H230ZM230 64H228V65H230ZM238 65H239V63H237ZM246 64H250V63H246ZM63 65V64H62ZM61 65V66H62ZM87 65V64H86ZM92 65V64H91ZM110 65V64H109ZM143 65V64H142ZM142 65L140 66H138V67H142ZM150 65V64H149ZM166 65H163V66H166ZM170 65V63L168 64V66ZM181 66V68H182V64H180ZM193 65V64H192ZM192 65H189V66H192ZM227 65V66H228ZM41 66V65H40ZM43 66V65H42ZM43 66V67H44ZM68 66V65H67ZM134 66H135V64H134ZM167 66V67H168ZM171 66V67H172ZM188 66V67H189ZM226 66V67H227ZM233 66V65H232ZM235 66H236V64H235ZM257 66V65H256ZM71 67V66H70ZM159 66H157V68H158ZM160 67H162V65L160 66ZM179 66H178V68H180ZM219 67V66H218ZM247 67V66H246ZM252 67H253V65H252ZM64 68V67H63ZM66 68V67H65ZM68 68H69V66H68ZM89 68H92V67H88L87 66V68L85 69V70H87V69H89ZM100 68V67H99ZM152 67H150V69H151ZM156 68V69H157ZM166 68V67H165ZM164 68V69H165ZM173 68V67H172ZM175 68V67H174ZM236 68V67H235ZM240 68V67H239ZM254 68H256V67H254ZM259 68H261L260 66H259ZM44 69H46V68H44ZM77 69V68H76ZM75 69V70H76ZM79 69V68H78ZM105 69H106V66H105ZM104 69V70H105ZM163 69V68H162ZM188 69V68H187ZM217 69H219V68H217ZM221 69H222V67H221ZM226 69V68H225ZM92 70V73L93 74H95V73H97V68L96 69H94V68H92L91 69ZM99 70V69H98ZM137 70V69H136ZM139 70L141 71V68L140 69H138V72H139ZM157 70H159V69H157ZM156 70V71H157ZM183 70V69H182ZM188 70H190V69H188ZM187 70V71H188ZM223 70V69H222ZM236 70V69H235ZM234 70V71H235ZM239 70V69H238ZM249 70H250V68H249ZM58 71H59V73L62 75L63 73V71H65V69L63 70V69H61V68H59L58 69ZM70 71H72V69L70 70ZM176 71V70H175ZM180 71V70H179ZM220 71V70H219ZM218 71V72H219ZM88 72V71H87ZM136 72V71H135ZM138 72L136 73V74H138ZM145 72V71H144ZM143 72V73H144ZM164 72V71H163ZM165 72H167V70L165 69ZM171 72H172V69H171ZM180 72H182V71H180ZM191 72V71H190ZM190 72H189V74H190ZM217 72V74H219ZM222 72V71H221ZM227 71H225L224 73H226ZM240 72V71H239ZM65 73V72H64ZM68 73V72H67ZM86 73V72H85ZM148 73V72H147ZM155 73V72H154ZM168 73V72H167ZM178 72H176V75H177V77H178V74H177ZM182 73H184V72H182ZM187 73V72H186ZM236 73H237V71H236ZM53 74V73H52ZM51 74V76H53ZM84 74V73H83ZM89 74V73H88ZM92 74V75H93ZM135 74V75H136ZM139 74L141 75V72H139ZM192 74V73H191ZM190 74V75H191ZM194 74V73H193ZM215 74H216V72H215ZM229 75H230V71H229V73H228ZM228 74L227 75H225V77L226 76H228ZM232 74V73H231ZM2 75V74H1ZM57 75V74H56ZM76 75V74H75ZM91 75V74H90ZM106 75V74H105ZM143 75V74H142ZM154 75H156V74H154ZM163 75L165 76V74L163 73ZM171 75V74H170ZM169 75V76H170ZM236 75V74H235ZM64 76V75H63ZM62 76V77H63ZM71 77H72V75H70ZM74 76V75H73ZM80 76V75H79ZM83 76V75H82ZM87 76V75H86ZM96 76H98V74L96 75ZM95 76V77H96ZM145 76V75H144ZM148 76H150V75H148ZM153 76V75H152ZM159 76V75H158ZM166 76H167V74H166ZM214 76V75H213ZM213 76H212V78H213ZM222 76V75H221ZM240 76V74H238L236 77L238 78ZM3 77V76H2ZM58 77V76H57ZM70 77V78H71ZM81 77V76H80ZM103 77V76H102ZM160 77V76H159ZM172 77V76H171ZM183 77H184V75H183ZM188 77V76H187ZM224 77V76H223ZM235 77V76H234ZM233 77V78H234ZM244 77H246L245 75H244ZM4 78H2V79H4ZM66 78V77H65ZM86 78V77H85ZM85 78H83V79H85ZM94 78V77H93ZM129 78V77H128ZM138 78H139V76H138ZM154 78H157V76L156 77H154ZM167 78H170V77H167ZM167 78H166V80H167ZM174 78V77H173ZM193 78V77H192ZM212 78L210 79V80H212ZM215 78V77H214ZM222 78V77H221ZM232 78V77H231ZM232 78V81L235 79H233ZM82 79V80H83ZM89 79V78H88ZM87 79V80H88ZM102 79V80H103ZM132 79V78H131ZM130 79V80H131ZM136 79H137V76H136ZM158 79V78H157ZM156 79V80H157ZM160 79V78H159ZM171 79V78H170ZM227 79V78H226ZM246 79H247V77H246ZM245 79V80H246ZM0 80H1V78H0ZM65 80V79H64ZM70 80V79H69ZM72 80V79H71ZM77 80V81H76ZM74 79L73 81H76V82H78V78L77 79ZM87 80H84L85 82L83 83L84 85L86 84V82H87ZM141 80V79H140ZM140 80H138L137 82H139ZM145 79H143V81H144ZM148 80H150V79H148ZM161 80H162V78H161ZM209 80V79H208ZM228 80H229V78H228ZM239 80V79H238ZM244 79H240L239 80V83H241V84H243L244 83V81H245ZM2 81V80H1ZM98 81H99V77H97L92 83H91V85H89L90 87H93V90H94V86L96 85V86H98ZM116 81H118V83L115 85V82ZM134 81V80H133ZM136 81V80H135ZM134 81V82H135ZM158 81V80H157ZM172 81V80H171ZM178 81V79L176 80V82ZM191 81H192V79H191ZM216 81H217V78H216ZM227 81V80H226ZM230 81V80H229ZM2 82H4V81H2ZM11 82H13V81H11ZM10 82V83H11ZM66 82H67V80H66ZM65 82V84H67ZM137 82H136V84H137ZM149 82H151V81H148V83ZM159 82V81H158ZM182 82H184V81H182ZM185 82H187V80L185 81ZM190 82V81H189ZM209 82V81H208ZM125 85H124V84ZM152 83H153V81H152ZM156 83V82H155ZM159 83H161V82H159ZM192 83V82H191ZM215 83V82H214ZM217 83V82H216ZM216 83H215V85H216ZM221 83V82H220ZM230 83V82H229ZM256 84V86H255V84ZM9 84V83H8ZM8 84H6V85H8ZM12 84V83H11ZM10 84V85H11ZM15 84V83H14ZM81 84H82V82H81ZM146 84V83H145ZM150 84V83H149ZM162 84V83H161ZM167 84H168V81H167ZM171 84H172V82H171ZM210 84V83H209ZM224 84V83H223ZM250 81L248 82V85H245V88L247 87V86H250ZM9 85V86H10ZM18 85H15V86H17L18 87ZM68 85H69V83H68ZM135 85V84H134ZM140 85V84H139ZM138 85V86H139ZM176 85H178V84H176ZM183 86H186V85H184V84H182ZM225 85V84H224ZM227 85H228V82H227ZM232 85H233V87L235 86L234 84H232L231 83V86L229 85V90H230V87H232ZM12 86V89H13V85H11ZM87 86V85H86ZM143 86V85H142ZM165 86V85H164ZM163 86V87H164ZM175 86V85H174ZM7 87V86H6ZM17 87H15V89H17ZM84 87V86H83ZM152 87V86H151ZM156 87V86H155ZM163 87H161V88H163ZM189 87V86H188ZM223 86L221 85V87L219 88V89H221ZM228 87V86H227ZM227 87H225V88H227ZM96 88V87H95ZM102 88H101V90H102ZM142 88V87H141ZM158 88V87H157ZM211 88V87H210ZM218 88V87H217ZM216 88V89H217ZM241 88V87H240ZM252 88V87H251ZM6 89V88H5ZM81 89V88H80ZM88 89V88H87ZM140 89V88H139ZM145 89H147L146 87H145ZM152 89V88H151ZM156 89V88H155ZM160 89V88H159ZM218 89V90H219ZM239 89V88H238ZM75 90H77L78 91V93H75ZM95 90H97V89H95ZM172 90H173V88H172ZM172 90H170V91H172ZM224 90V89H223ZM228 90V92H230V94L232 95V96H236V99L238 100V95L240 94V93H237V95H236V91H239V90H237V88H236V90L235 91H232V90H230L229 91ZM243 90H244V87H243ZM246 90V89H245ZM244 90V91H245ZM7 91V90H6ZM20 91V90H19ZM19 91H17V93L16 94H18L19 93ZM39 91V92H40ZM67 91V90H66ZM85 91V90H84ZM102 91V93L104 94V92ZM139 91V90H138ZM169 91V92H170ZM176 91H177V89H176ZM226 91H227V89H226ZM225 91V92H226ZM248 91H249V89H248ZM247 91V92H248ZM251 92H253L252 90H250ZM249 91V93L251 94V92ZM13 92V91H12ZM79 92H80V94H79ZM89 92V91H88ZM141 92H144V91H142V89H141ZM161 92V91H160ZM164 92H165V90H164ZM211 92V91H210ZM218 92V91H217ZM221 93L220 94H222L223 92L222 91H220ZM246 92V93H247ZM8 93V92H7ZM6 92H4V90L2 89V87H0V105H4V107H5V110H7V108H6V103H8V102H10L11 100H15L18 104H19V107L21 106V104L22 103H28V107L30 108V109H34L39 103H35L34 102V100L32 99V97H30V98H20V97H24V93H23V96L22 95H20L19 96V98H17L16 96V94H15V97H12V96H10L9 94H7ZM21 92H20V94H22ZM42 93H41V95H38V96H40V100H41V96H42ZM116 93V94H117ZM153 93V92H152ZM172 94H173V92H171ZM184 93L186 94V96H184ZM211 93H214L213 91L211 92ZM215 93H216V90H215ZM214 93V94H215ZM248 93V94H249ZM28 94V93H27ZM37 94H40V93H38L37 92ZM99 94V93H98ZM109 94V93H108ZM141 94V93H140ZM159 93L157 92V94L156 95H158ZM171 94V95H172ZM175 94V93H174ZM178 94H177V96H178ZM195 94V95H194ZM224 94V93H223ZM229 94V93H228ZM248 94H247V96H248ZM249 94V96H252V95H254V94H252V95H250ZM32 94L30 93V95L29 96H31ZM92 95H95V94H92ZM102 95V94H101ZM117 95V96H118ZM143 95V94H142ZM165 95V94H164ZM163 95V96H164ZM171 95L170 96H168V97H171ZM219 95V94H218ZM28 96V97H29ZM105 96V95H104ZM193 96H195V97H193ZM224 96V95H223ZM36 97V96H35ZM57 97V96H56ZM60 97V96H59ZM65 97V96H64ZM90 97H92V96H90ZM109 97V96H108ZM107 97V98H108ZM125 97V96H124ZM146 97H148V96H146ZM175 97V96H174ZM192 97L193 98H195V99H192ZM246 97V96H245ZM261 97H263V96H261ZM261 97H258L259 99L261 98ZM45 100H46V97H43ZM67 98V99H68ZM97 98V97H96ZM111 98V97H110ZM110 98H109V100H110ZM113 98V97H112ZM111 98V99H112ZM115 98V97H114ZM118 98V97H117ZM117 98H115V99H117ZM157 98H159V97H157ZM165 98H166V95H165ZM218 98V97H217ZM227 98V97H226ZM240 98H242V95H241V97ZM249 98H251L252 99V97H249ZM43 99V100H44ZM54 99V98H53ZM60 99V98H59ZM59 99H58V101H59ZM128 99H127V102H128ZM141 100L143 99V98H140ZM224 98H222V100H223ZM228 99V98H227ZM232 99V98H231ZM247 99V104H248V98H246ZM263 99V100H262ZM55 100V99H54ZM64 100H66V99H64ZM82 100V99H81ZM119 100V99H118ZM122 100V99H121ZM175 100H176V98H175ZM258 100V99H257ZM260 100H262V106L261 105H258V104H256L257 102H256V100L254 101V99H253V101L255 102L254 104H256V105H258V106H255L254 104V107H258V109H259V107L261 106V108H260V110L262 109V113L260 112V114H262V119L264 118V98H261ZM62 101V100H61ZM79 101V100H78ZM120 101V100H119ZM119 101H117V102H119ZM144 101V100H143ZM146 101H147V99H146ZM169 101V100H168ZM177 101V100H176ZM231 101H233V100H231ZM253 101H250V104H252L253 103ZM56 102V101H55ZM60 102V101H59ZM63 102V101H62ZM110 102V101H109ZM115 102V101H114ZM140 102V101H139ZM142 102V101H141ZM161 102V101H160ZM175 102V101H174ZM173 102V103H174ZM217 102H218V100H216V104H217ZM222 102V101H221ZM223 102H224V100H223ZM222 102V103H223ZM252 102V103H251ZM110 103H112V101L110 102ZM120 103H123V102H120ZM119 103V104H120ZM148 103V102H147ZM162 103V102H161ZM172 103V102H171ZM176 104H177V102H175ZM178 103H179V101H178ZM226 103V102H225ZM228 103V102H227ZM237 103V102H236ZM106 104V103H105ZM118 104V105H119ZM124 104H126V103H124ZM127 104H129V102L127 103ZM131 104H129L130 106H131ZM146 103H145V101H144V105H137V106H141V108H140V111L142 112V113H144V114H151V112H152V110H150V109H148L147 108V106L145 105ZM160 104V103H159ZM215 104V105H216ZM229 104H231V103H229ZM246 104V105H247ZM249 104V105H250ZM10 105H12V104H10ZM9 105V106H10ZM15 105H16V103H15ZM15 105H13V106H15ZM46 105V106H45ZM44 106V109L45 110H47V111H50L49 113H50V115L51 116H55V110L54 109H52L48 104H45ZM55 105H57L56 103H55ZM60 105V104H59ZM136 105V104H135ZM221 105V104H220ZM238 105H240V104H238ZM237 104H231V106H229L228 105V107H231L229 110H227L225 107H221V106H224V105H221L220 106V108H221V112L223 113V115L225 114V116L227 117V119L229 118V120L230 121H227V123H228V126L230 127V128H234V129H240L241 128V132H243V133H245L244 134V136H248L247 138H245V142H246V144L247 145H249L250 146V148H247V149H250V150H252V151H250L247 155H245L246 156V158H247V160L245 161V165L247 166L248 165V169H245L246 171H250L251 173H252V175H253V177L255 178V177H257V176H261V173H260V164H262V166H264L263 165V159H264V156L261 158L260 157V155L258 154H256L255 152H253V149L254 148H256V147H260V148H262L261 146H260V143H261V141H263V139H264V120H259L258 119V117H257V119L256 118H254L252 115H251V117L248 115L250 112H253L254 110H252L251 109V111L249 112H246V114L247 115H245L244 116V119L243 118H241V120H240V118H239V113H238V115L237 114H235L236 113V111H237V109L238 110H240V107L238 106ZM248 105V106H249ZM8 106V107H9ZM66 106V105H65ZM134 106V105H133ZM149 106H151V105H149ZM171 106V105H170ZM170 106H169V110L171 111H174V109H173V107H172V109L170 108ZM173 106V105H172ZM192 106V108H191V110H190V113H186V112H184L183 110L184 109H186L187 108V110L186 111H189V108ZM214 106V105H213ZM248 106H246L245 108L246 109H241V112H244V110L246 111V110H248ZM59 107V106H58ZM66 107H69V105L68 106H66ZM79 107H81V106H79ZM135 107V106H134ZM214 107H216V106H214ZM244 107V106H243ZM3 108V107H2ZM11 108H13L12 106H11ZM61 108V107H60ZM59 108V109H60ZM119 108H120V106H119ZM157 109L159 108V107H156ZM43 109V108H42ZM124 109H126V108H124ZM136 109V108H135ZM152 109H154V108H152ZM204 109H206V110H208V111H203ZM215 109V108H214ZM217 109V108H216ZM219 109V108H218ZM258 109H256L257 111H258ZM4 110V108H3V111H5ZM9 110H12V109H9ZM14 110H17L16 108L15 109H13V111ZM36 110V109H35ZM38 110V109H37ZM40 110V109H39ZM109 110V109H108ZM132 110H134V108H132ZM155 111H156V109H154ZM162 110V109H161ZM232 110V111H231ZM18 111V110H17ZM23 112V110H21V108H20V110H19V112ZM30 111H32V110H30ZM34 111V110H33ZM62 112L64 111V110H61ZM61 111H58L57 113H60ZM130 111V110H129ZM136 112H137V110H135ZM159 111V113H160V110H158ZM157 111V112H158ZM165 111V110H164ZM234 111V112H233ZM9 112V111H8ZM20 113V114H23V113ZM28 112V111H27ZM46 112V111H45ZM102 112V111H101ZM131 112V111H130ZM157 112H155V113H157ZM167 112V111H166ZM169 112V111H168ZM184 112V113H183ZM214 112V111H213ZM212 112V113H213ZM255 112V111H254ZM2 113V112H1ZM4 113H6V114H10V113H7V112H4ZM14 113H16L17 114V112H13V115H14ZM24 113H26V112H24ZM31 113V112H30ZM41 113L42 112H40V115H41ZM48 113V114H49ZM87 113V112H86ZM116 113V112H115ZM127 113H128V110H127ZM132 113V112H131ZM130 113V115H131V117H133V114H131ZM154 113V112H153ZM152 113V114H153ZM158 113V114H159ZM170 113V112H169ZM168 113V114H169ZM12 114V113H11ZM10 114V115H11ZM28 115H29V113H27ZM37 114V113H36ZM47 114V113H46ZM45 114V115H46ZM62 114H64V112L62 113ZM123 114L125 115V113L124 112H122V116L121 117H123ZM164 114H166V113H164ZM179 114V113H178ZM183 114V115H182ZM219 114H220V112H219ZM241 114V113H240ZM253 114V113H252ZM40 115H37V117L39 116V120H40ZM99 115V114H98ZM128 115V114H127ZM127 115H126V118H127ZM156 115V114H155ZM167 115V114H166ZM172 115V114H171ZM3 116V114H1V117ZM18 116V115H17ZM42 116V115H41ZM48 116V115H47ZM71 116V115H70ZM114 116V115H113ZM117 116V115H116ZM119 116H120V113H119ZM135 116V115H134ZM152 116V115H151ZM151 116L150 117H148V118H150L151 119ZM165 116V115H164ZM173 116H175V114H173ZM180 116H177V117H180ZM7 117H9V116H7ZM25 117H27V116H25ZM33 117H36V115H34ZM32 117V118H33ZM43 118H44V116H42ZM49 117V116H48ZM68 117V116H67ZM88 117V116H87ZM112 117V116H111ZM137 117V116H136ZM157 117V116H156ZM169 117V116H168ZM4 118H6V116L4 117ZM12 118H14V120H15V122H13V123H9L8 122V126H10V127H13L12 128V130L14 129L16 132H20V133H22V135H23V132L27 129V128H29L30 129V131H31V127L33 126V125H31V126H29V125H27L28 124V122H31V121H28V120H26V121H28L27 122V124H26V122L24 121L25 119H20V118H15V117H12ZM21 118H23V117H21ZM31 118V117H30ZM57 118V117H56ZM102 118V117H101ZM108 118V117H107ZM118 118V117H117ZM154 118V117H153ZM162 118H163V116H162ZM214 118H215V116H214ZM213 118V120H215ZM218 118H220V117H218ZM261 118V117H260ZM36 119H38V118H36ZM35 119V120H36ZM47 119V118H46ZM62 119V118H61ZM69 119V118H68ZM111 119L112 118H110V121H111ZM114 119H116V117L114 118ZM114 119H112V120H114ZM119 119V118H118ZM122 119V118H121ZM124 119H125V117H124ZM124 119H122L123 121H124ZM143 119V118H142ZM141 119V120H142ZM147 119V118H146ZM166 119V118H165ZM173 119V118H172ZM178 119V118H177ZM203 119V118H202ZM222 119V121L224 120L223 118H221ZM242 119H243V121H242ZM8 120V119H7ZM7 120H6V123H7ZM10 120H12V119H10ZM43 120V119H42ZM48 120V119H47ZM53 120V119H52ZM52 120H50V121H52ZM55 120V119H54ZM53 120V122H52V124L54 123V122H56V121H54ZM64 120H65V118H64ZM70 120H71V118H70ZM74 120V119H73ZM140 120V121H141ZM152 120V119H151ZM151 120H149V122L151 121ZM166 120H168V119H166ZM166 120H165V122H166ZM194 120H196V119H194ZM203 120H205V119H203ZM36 121H38V120H36ZM116 121V120H115ZM119 121V120H118ZM117 121V122H118ZM130 121V120H129ZM128 121V122H129ZM133 121H134V119H133ZM145 121V120H144ZM158 121H160V118H158ZM171 121V120H170ZM180 121H182V120H180ZM217 121V120H216ZM221 121V122H222ZM225 121V120H224ZM225 121V122H226ZM4 122V121H3ZM33 122V121H32ZM35 122V121H34ZM33 122V123H34ZM44 121H42V123H43ZM69 122V121H68ZM149 122H147V123H149ZM156 122V121H155ZM165 122H163V123H165ZM177 122V121H176ZM183 122V121H182ZM197 122V121H196ZM207 122H208V120H207ZM236 122H238L239 123V126L238 125H236ZM244 122V123H243ZM40 123V122H39ZM111 123H112V121H111ZM120 123V122H119ZM133 123H135V122H133ZM137 123V122H136ZM143 123V122H142ZM157 123V122H156ZM161 123V122H160ZM159 123V124H160ZM162 123V124H163ZM203 123V122H202ZM209 123V122H208ZM215 123V122H214ZM223 123V122H222ZM221 123V124H222ZM5 124V123H4ZM4 124H3V126H4ZM35 124V123H34ZM47 125H50L51 123L49 122V123H46ZM71 124V123H70ZM113 124H115L114 122H113ZM129 124H131V122H129ZM150 124H151V122H150ZM177 124V123H176ZM179 124V123H178ZM197 124V125H198ZM207 124V123H206ZM209 124H211V123H209ZM209 124H207L208 126H209ZM217 124V123H216ZM41 125V124H40ZM46 125V126H47ZM120 125H122V124H120ZM128 125V124H127ZM126 125V126H127ZM134 125V124H133ZM137 125V124H136ZM141 125V124H140ZM139 125V126H140ZM143 125H145L144 123H143ZM180 125V124H179ZM184 125V124H183ZM193 125H195L194 123H193ZM196 125V126H197ZM214 125V124H213ZM218 125V124H217ZM2 126V125H1ZM44 126V125H43ZM42 126V127H43ZM57 126V125H56ZM55 126V127H56ZM115 126V125H114ZM130 126V125H129ZM128 126V127H129ZM166 126V125H165ZM210 126H212V125H210ZM210 126H209V128H210ZM9 127V128H10ZM36 127L37 126H35V129H36ZM57 127H59V126H57ZM119 127V126H118ZM122 127V126H121ZM125 127V126H124ZM134 127V126H133ZM143 127V126H142ZM147 127V126H146ZM157 127H160V126H157ZM157 127H155V128H157ZM194 127V126H193ZM218 127H220L219 125H218ZM240 127V128H239ZM8 128V129H9ZM49 128V127H48ZM126 128V127H125ZM125 128H124V130H125ZM148 128V127H147ZM150 128H152V127H150ZM154 128V129H155ZM165 128V127H164ZM173 128H175L174 130L176 131V125H175V123L174 122H169V124H167V126H166V128H165V132H164V135H163V137L162 138H164V136L165 135H167L168 136V134H170V133H172V129ZM7 129V128H6ZM7 129V130H8ZM42 129H44V128H41V131H42ZM46 129V128H45ZM52 129V128H51ZM57 129V128H56ZM120 129H122V128H120ZM132 129V128H131ZM136 129H137V127H136ZM140 129V128H139ZM153 129V131H155ZM207 129V128H206ZM211 129H214L213 127L211 128ZM229 129V128H228ZM10 130H11V128H10ZM10 130H8V132L10 131ZM28 130V129H27ZM48 130V129H47ZM53 130V129H52ZM110 131H112V128H110L109 129ZM114 130H117L116 128L114 129ZM119 130V129H118ZM117 130V131H118ZM145 130H146V128H145ZM173 130V131H174ZM193 130H194V128H193ZM208 130V129H207ZM229 130H231V129H229ZM4 131H6V130H4ZM29 131V132H30ZM36 131H39V128H38V130H36ZM49 131V130H48ZM57 131V130H56ZM56 131H55V134H56ZM97 131L98 132H102L99 136H100V138H103L104 139V141L102 142L103 143V145H104V143H107V146H108V142L110 141V140H114V141H119V144L121 143V142H123L122 140V136H121V138L120 139H118V137H119V135H118V137L116 136V135H114L112 132H109V133H106L105 132V130H103L102 128H98L97 129ZM117 131H116V133H117ZM122 131H123V129H122ZM133 131V133H134V129L132 130ZM131 131V132H132ZM151 131V130H150ZM157 131H158V129H157ZM156 131V132H157ZM163 131V130H162ZM212 131V130H211ZM219 131V130H218ZM236 131V130H235ZM7 132V131H6ZM7 132V133H8ZM53 132H54V130H53ZM52 132V134H54ZM119 132H120V130H119ZM124 132V131H123ZM140 132V130L138 131V133ZM145 131H143V134H145L144 133ZM214 132H216V130L214 131ZM236 132H238V131H236ZM2 133V132H1ZM19 133V134H20ZM28 133V132H27ZM33 133V132H32ZM38 133V132H37ZM36 133V134H37ZM43 133V132H42ZM59 133V132H58ZM78 133V132H77ZM148 133V132H147ZM216 133H218V132H216ZM215 133V134H216ZM225 133V132H224ZM230 132L228 131V134H229ZM240 133V132H239ZM238 133V134H239ZM9 134H10V132H9ZM11 134H13L12 133V131H11ZM29 134H31V133H29ZM28 134V136H30ZM34 135H35V131H34V133H33ZM47 135H48V133H46ZM132 134V133H131ZM130 134V135H131ZM142 134V136H144ZM156 134V133H155ZM155 134H153V135H155ZM174 135H175V133H173ZM211 135L212 134H214V133H210ZM209 134V135H210ZM223 134V133H222ZM226 134V133H225ZM237 134V133H236ZM237 134V135H238ZM15 135H18L17 133L15 134ZM139 135V134H138ZM148 135H152V134H148ZM161 134H159V132H158V136H160ZM200 135H202V138H200ZM5 136H6V134H5ZM5 136H3V135H0V142H1V144H2V146H3V148L2 149H6V150H8V148L10 147V146H13L14 147V151L17 153V155L19 154V153H21V151L26 147V146H24L23 144H19V141L18 140H20V139H18L17 141H14L15 139H13V143L14 144H9L8 143V141L6 142V140L8 139L7 137H5ZM19 136V135H18ZM46 136V135H45ZM95 136V135H94ZM125 136V134L123 135V137ZM126 136H128V135H126ZM126 136H125V138H126ZM141 136V135H140ZM157 136V137H158ZM176 136V135H175ZM243 136V135H242ZM9 137V136H8ZM20 137H22V139H23V137H25V135L24 136H21L20 135ZM47 137V136H46ZM57 137H58V139H59V137L60 136H58V134H57ZM63 137V136H62ZM60 138V139H63V138ZM129 137V136H128ZM127 137V138H128ZM133 137H134V135H133ZM156 137V138H157ZM171 137L173 138V136L171 135ZM214 137V136H213ZM237 137V136H236ZM235 137V138H236ZM239 137H241V136H239ZM10 138V137H9ZM12 138V137H11ZM31 138V137H30ZM29 138V140H32V139H30ZM95 138V137H94ZM136 138V137H135ZM148 138V137H147ZM146 138V139H147ZM161 137H160V139H162ZM199 138L202 140V142L200 141V143H199ZM211 138V137H210ZM225 138V137H224ZM228 138H231L229 135H228ZM234 138V139H235ZM42 140H43V138H41ZM50 139H51V137H50ZM54 139V138H53ZM53 139H51V140H53ZM102 139V140H103ZM153 139H155V138H153ZM152 138L149 140V142H151V144H152V140H153ZM174 139H177V136H176V138H174ZM173 139V140H174ZM178 139V140H179ZM220 139V138H219ZM232 139L233 138H231V140L230 141H232ZM237 140H238V138H236ZM64 140H66V139H64ZM64 140H62V141H64ZM129 140V139H128ZM127 140V141H128ZM133 140V139H132ZM138 140V139H137ZM143 139H140V141H142ZM168 140V139H167ZM210 140V139H209ZM12 141V140H11ZM20 141H22V140H20ZM41 141V140H40ZM46 141H47V139H46ZM59 141V140H58ZM61 141V142H62ZM162 141V140H161ZM163 141H166V138H165V140H163ZM183 141V140H182ZM224 141V140H223ZM226 141V140H225ZM227 141H229V140H227ZM10 142V141H9ZM23 142V141H22ZM33 142V141H32ZM43 142V141H42ZM64 142H66V141H64ZM138 142V141H137ZM148 142V141H147ZM148 142V143H149ZM160 141H158V143H159ZM172 142V141H171ZM173 142H176V140L175 141H173ZM197 142H198V147L200 148L198 151H199V153L201 152L202 153V155L200 154V156H202V158H200L199 157V154H198V151H197V148H196V144H197ZM210 142H214V140H210ZM217 142L219 143V141H218V139H217ZM237 142V141H236ZM11 143V142H10ZM21 143V142H20ZM68 143V142H67ZM67 143H65V144H67ZM102 143L100 144V145H102ZM114 143V142H113ZM143 143H145L144 141H143ZM155 143V142H154ZM164 143V142H163ZM165 143H167V142H165ZM164 143V144H165ZM169 143V142H168ZM167 143V144H168ZM178 143V145H179V142H177ZM224 143H226V142H224ZM241 143H242V140H241ZM0 144V145H1ZM31 144H33V143H31ZM36 144V143H35ZM34 144V145H35ZM43 144V143H42ZM89 144V143H88ZM88 144H86L87 146H88ZM117 144V143H116ZM126 144V143H125ZM131 143H129V145H130ZM133 144H137V143H133ZM133 144H131V145H133ZM150 144V143H149ZM172 144V146H173V144L174 143H171ZM185 144V143H184ZM209 144V143H208ZM211 144V143H210ZM217 144V143H216ZM222 145H223V143H221ZM232 144H235V143H233L232 142ZM246 144H244V146L246 145ZM44 145V144H43ZM46 145H47V143H46ZM53 146H54V144H52ZM70 145H72V144H70ZM90 145H92L91 144V142H90ZM89 145V146H90ZM111 145V144H110ZM109 145V146H110ZM139 145V144H138ZM147 145V144H146ZM178 145H177V148H178ZM207 145V144H206ZM219 145V144H218ZM225 145H227V144H225ZM246 145V146H247ZM29 146V145H28ZM112 146V145H111ZM121 146V145H120ZM136 146V145H135ZM145 146V145H144ZM143 146V147H144ZM159 146V145H158ZM165 146H167V145H165ZM183 146V145H182ZM214 146V145H213ZM220 146V145H219ZM234 146V145H233ZM30 147V146H29ZM64 147V146H63ZM72 147H74L73 145H72ZM93 147H95V149L97 150L98 148H96V145L95 146H93ZM125 148V145H122V148ZM126 147H127V145H126ZM137 147H139V146H137ZM135 148L136 149V151H137V149H139V148ZM152 147V146H151ZM169 147V146H168ZM181 147V146H180ZM241 147V146H240ZM38 148V147H37ZM65 148V147H64ZM75 148V147H74ZM86 148V147H85ZM100 148V147H99ZM103 148V149H102ZM102 148H100L101 150H103V153L105 154V155H107V153L108 152H110V151H108L107 152V147L106 146H102ZM112 148V147H111ZM110 148V149H111ZM117 148V147H116ZM121 148V149H122ZM155 148H157V146L155 147ZM155 148L154 147H152L150 150H145V152L147 151V154H148V156H149V161H150V159H151V166L149 167L153 172H154V176H155V178H156V185L157 184H161V190L163 191V190H167V192L169 193V195H170V199L167 201L166 199H165V202L167 201V202H169V204L167 205L168 206V208H165L163 211H168L171 215H170V218L171 217H177L178 219H180V220H183L184 221V224H185V222H186V224H187V226H186V224H185V226H186V228H188V225L191 223V221H193V223H194V225H192L191 227H192V231L191 232H189L190 234H189V238H187L189 241H192L193 239H194V237H195V235H196V233L198 234V232H196V230L199 228L198 227V224H197V220H198V218H197V216L199 215V210L201 209V204H200V202H199V198L198 197H196V200H193V201H191V203H192V206H193V208H195V210H193V209H190L191 208V206H189L188 207V203H189V201H188V194L186 195V197H187V199H184V195H183V189H182V186L184 185V184H189L190 185V187L192 188V190H191V193H192V191L194 192V194L196 195V194H198L199 193V191H201V190H205V189H210V191L209 190H207V194H208V198H206L207 199V202H206V206H207V203H211L212 205L211 206H213V208L214 207H217V206H219L220 204V199H219V196L217 195V190H216V188H212V185H207L208 183H210V177H207L206 175H205V173H199V172H197V168L195 167V166H193V167H191L190 165H188V166H190V167H188L187 168V172L186 173H182L181 171H178L177 169H176V164H172V166H170V167H164L165 169H161V167H162V165L161 164H159L160 162L159 161H157V162H155V159H154V150H155ZM159 148V147H158ZM163 148H164V146H163ZM166 148V147H165ZM164 148V149H165ZM224 148V147H223ZM227 148H229V147H227ZM234 148V147H233ZM242 148H244L243 146H242ZM252 148V149H251ZM29 149H33L32 147H30ZM61 149V148H60ZM60 149H58V152L60 151ZM70 149V148H69ZM95 149H94V151H95ZM99 149V150H100ZM141 150H142V147L140 148ZM139 149V150H140ZM145 149V148H144ZM148 149H149V147H148ZM179 149V148H178ZM177 149V150H178ZM184 149L185 148H183V150L182 151H184ZM219 149V148H218ZM220 149H221V147H220ZM241 149V148H240ZM247 149H245V150H247ZM264 149V148H263ZM26 150V152H27V149H25ZM41 150V149H40ZM68 150V149H67ZM77 150L79 151V148H77ZM91 150H92V148H91ZM99 150H97L98 152H99ZM159 150V149H158ZM157 150V151H158ZM167 150H170V148L168 149L167 148ZM166 150V151H167ZM224 150H226V149H224ZM230 150V149H229ZM1 151V150H0ZM11 151V150H10ZM72 151V150H71ZM84 151V150H83ZM86 151V150H85ZM84 151V152H85ZM121 151V150H120ZM130 151H132V148H131V150ZM166 151H164V152H166ZM180 151H181V148H180ZM208 151V150H207ZM206 151V152H207ZM220 151V150H219ZM227 151V150H226ZM7 151H5V153H6ZM15 152H13V153H15ZM73 152H74V149H73ZM87 152V151H86ZM119 152V151H118ZM129 152V151H128ZM134 152V151H133ZM187 152V151H186ZM221 152V151H220ZM219 152V153H220ZM229 152V151H228ZM240 152V151H239ZM263 152L264 151H262V155H264L263 154ZM4 152L2 151L1 152V155L3 154ZM5 153L3 154V155H5ZM36 153V152H35ZM44 154H46L47 152H43ZM42 153V154H43ZM60 153V152H59ZM102 153V154H103ZM111 153V152H110ZM135 153V152H134ZM138 153V152H137ZM159 153V152H158ZM177 153V152H176ZM232 153V152H231ZM260 153H261V150H260ZM10 154H11V152H10ZM78 155H79V153H77ZM77 154H75L74 153V156L75 155H77ZM83 154H85V153H83ZM101 154V153H100ZM103 154V155H104ZM114 154V153H113ZM125 154V151H124V149H123V151L122 152H120V155L117 153V155H115V157H116V159H115V163H116V166H119V169H120V166H122V171H123V176L122 177H124V175L125 176H127V174L129 173V169L127 168V165H128V163H127V165H126V161H121V159L125 156L124 155ZM136 154V153H135ZM165 154H168L167 152L166 153H164L163 155H165ZM170 154H171V152H170ZM207 154H208V152H207ZM235 154V153H234ZM233 154V155H234ZM0 155V156H1ZM13 155V154H12ZM15 155V154H14ZM24 155H25V153H24ZM39 155V154H38ZM37 155V156H38ZM41 155V154H40ZM39 155V156H40ZM88 155V154H87ZM95 155V154H94ZM102 155V156H103ZM104 155V156H105ZM128 155V154H127ZM138 155V154H137ZM141 155V154H140ZM140 155H138V156H140ZM172 156L174 155V153H172L171 154ZM170 155V156H171ZM209 155V154H208ZM215 153H210V156H208V157H210L209 158V160L207 161L208 162V164L210 165V167L211 168H213L214 170H213V172H214V176H215V180L216 181H221V182H219L218 184L220 185V183H222L223 181H225V183H224V185H228V183H230L231 182V177L229 176V177H226V173H227V171H226V173L224 172L225 170H224V167H223V165H221L220 166V164H219V162L217 161L218 159H220L219 157H218V159L217 160H215ZM220 155V154H219ZM229 155V154H228ZM231 155V154H230ZM232 155V156H233ZM238 155V154H237ZM8 157H11L10 155H7ZM16 156V155H15ZM19 156V155H18ZM30 156V155H29ZM29 156H28V158H29ZM42 156V155H41ZM73 156V155H72ZM82 156V155H81ZM88 156H91L90 158H93V155H88ZM98 156V155H97ZM123 156V157H122ZM147 156V155H146ZM160 155L158 154V157H159ZM166 156V155H165ZM164 156V157H165ZM168 157H169V154L167 155ZM166 156V157H167ZM188 156H186V157H188ZM221 156V155H220ZM239 156H240V154H239ZM3 157H5V156H3ZM7 157V158H8ZM31 157V156H30ZM44 157V156H43ZM58 157H60V155L58 156ZM83 157H85V156H83ZM109 157V156H108ZM113 157V156H112ZM114 157V158H115ZM168 157H167V159H168ZM222 157V156H221ZM227 157V156H226ZM230 157V156H229ZM234 157H235V155H234ZM1 158H2V156H1ZM6 158V159H7ZM33 158V156L31 157V159ZM39 158H41V157H39ZM80 158V157H79ZM79 158H77V159H79ZM104 159H103V161L105 160V157H103ZM111 158V157H110ZM134 158H136V157H134ZM143 158V157H142ZM155 158H156V156H155ZM172 158H174V159H176V157L174 156V157H172ZM239 159H240V157H238ZM3 159V158H2ZM30 159V158H29ZM35 159V158H34ZM98 159V158H97ZM100 159V158H99ZM131 159V158H130ZM140 159V158H139ZM144 159V158H143ZM160 159V158H159ZM170 159V158H169ZM173 159V160H174ZM227 159V158H226ZM231 159H233V158H231ZM17 160H18V158H17ZM28 160V159H27ZM33 160V159H32ZM31 160V161H32ZM35 160H37V159H35ZM55 160V159H54ZM60 160L62 161L61 163H63V159H61V157L60 158H58V161L60 162ZM92 160V159H91ZM127 160V159H126ZM135 161H136V163H135V165L133 166H130V168L132 169V171H134V173H135V177L136 178H139L140 179V181H142V182H145L144 181V177L141 175V174H139V175H137V173L139 172V168H138V163H137V160L136 159H134ZM133 160V161H134ZM141 160V159H140ZM139 160V161H140ZM145 160H147V158H145ZM164 160V159H163ZM178 161H179V159H177ZM185 160V159H184ZM228 160V159H227ZM250 161V162H252V164H253V167H251V165L249 164V162H247V161ZM22 161V160H21ZM25 161V159L23 160V162ZM41 160H39V162H40ZM51 161V160H50ZM50 161H48V162H50ZM56 161V160H55ZM96 161V160H95ZM101 161V160H100ZM107 161V160H106ZM113 160H111V162H112ZM129 161V160H128ZM176 161V160H175ZM187 160H185L184 162H186ZM192 161V160H191ZM198 161V162H199ZM242 161V160H241ZM244 161V160H243ZM10 162V161H9ZM8 162V163H9ZM19 162V161H18ZM27 162H29V160L27 161ZM35 162V161H34ZM36 162H38V160L36 161ZM46 162V161H45ZM47 162V164H49ZM57 162V161H56ZM82 163L83 162H88L87 161V158L85 159V161H84V159L81 161ZM89 162H90V160H89ZM98 162L99 161H97V165H98ZM105 162V161H104ZM108 162V161H107ZM107 162H105V163H107ZM142 161H140V163H141ZM161 162H162V160H161ZM188 163H189V161H187ZM193 162V161H192ZM191 162V163H192ZM227 162V161H226ZM234 162H235V160H234ZM237 162V161H236ZM8 163H6V164H8ZM52 162H50V164H51ZM102 163V162H101ZM113 163V162H112ZM146 162H144V164H145ZM158 163V164H157ZM177 163V162H176ZM195 163V162H194ZM223 163V162H222ZM229 162H227V164H228ZM4 164H5V161H4ZM6 164H5V166H6ZM12 164H13V162H12ZM16 164H17V161H16ZM28 164V163H27ZM32 164V163H31ZM34 164V163H33ZM58 164V163H57ZM94 164H95V162H94ZM94 164H92V165H94ZM107 164H109V163H107ZM131 164V163H130ZM133 164V163H132ZM147 165H149L148 163H146ZM165 164V163H164ZM170 164V163H169ZM202 165H203V163H201ZM204 164L206 165V163L204 162ZM233 164V163H232ZM19 166H20V164H18ZM30 165V164H29ZM35 165V164H34ZM51 165H53V164H51ZM60 165V164H59ZM88 165H90V164H88ZM87 165V166H88ZM101 165V164H100ZM100 165H99V168H100ZM183 165L184 164H182V167H183ZM185 165H186V163H185ZM204 165V166H205ZM234 165V164H233ZM244 165V166H245ZM12 166V165H11ZM14 166V165H13ZM12 166V167H13ZM24 166V165H23ZM26 166V165H25ZM36 166V165H35ZM34 166V167H35ZM41 166H44L43 164L41 165ZM54 166V165H53ZM69 166V165H68ZM96 166V165H95ZM95 166H94V168H95ZM166 166V165H165ZM230 166V165H229ZM235 166V165H234ZM243 166V165H242ZM1 167V166H0ZM11 167V168H12ZM16 167H17V165H16ZM48 167V166H47ZM46 167V168H47ZM60 167H62V165L60 166ZM70 167H72V166H70ZM97 167V166H96ZM115 167V166H114ZM113 167V169L112 170H110V174H111V176H112V171L113 170H115V168ZM210 167H208L209 169H210ZM236 167V166H235ZM250 167V168H249ZM2 168V167H1ZM3 168H5V167H3ZM10 166H9V170H7L6 169V171H10ZM28 169H30L29 168V166L27 167ZM26 168V170L28 171V169ZM36 168V167H35ZM39 168H40V166H39ZM44 168H45V166H44ZM50 168V167H49ZM59 168V167H58ZM62 168H66V166H63ZM67 168H69V167H67ZM98 168V169H99ZM111 168H112V166H111ZM118 168V167H117ZM143 171H144V165H143ZM234 168V167H233ZM239 168H242L241 167V165L239 166ZM238 168V169H239ZM262 168V167H261ZM14 170H15V168H13ZM20 169H22V171H23V167H21L20 166ZM52 169V168H51ZM54 169V168H53ZM61 169V168H60ZM73 169H75V168H73ZM102 169L104 170V166L102 167ZM206 170H207V168H205ZM235 169V168H234ZM243 169V168H242ZM262 169H264V168H262ZM3 170H5V169H3ZM12 170V169H11ZM18 170H19V168H18ZM25 170V169H24ZM31 170V169H30ZM48 170V169H47ZM46 170V171H47ZM50 170V169H49ZM77 170V169H76ZM76 170L74 171L73 170V172L77 175V173H78V175L80 174V172H77L76 173ZM149 170V169H148ZM241 170V169H240ZM1 171V170H0ZM16 171H17V169H16ZM21 171V170H20ZM34 171V170H33ZM45 171V172H46ZM64 171H66V170H64ZM70 171H71V169H70ZM78 171V170H77ZM98 171H100V170H98ZM102 171V170H101ZM106 171H107V173H108V170L106 169ZM117 170H115V172H116ZM140 171H142V170H140ZM151 171V172H152ZM193 171V172H192ZM199 171V170H198ZM205 171V170H204ZM3 172V171H2ZM2 172H0V175L2 174ZM5 172V171H4ZM25 172V171H24ZM40 172V171H39ZM59 172H61V171H59ZM90 172H93V171H90ZM90 172L88 173V174H90ZM103 172V171H102ZM114 172V171H113ZM147 172V171H146ZM209 172V171H208ZM211 172H212V170H211ZM239 172V171H238ZM237 172V173H238ZM241 172V171H240ZM9 173V172H8ZM12 173L14 174V173H17V172H13L12 171ZM19 173V172H18ZM21 173V172H20ZM28 173V172H27ZM30 173V172H29ZM54 173V178H55V172H53ZM65 173V172H64ZM120 173H121V171H120ZM120 173H119V175H120ZM143 174H144V172H142ZM247 173V172H246ZM10 174H11V172H10ZM9 174V175H10ZM32 174H36V172L35 173H33L32 171H31V173L29 174L30 176V178H31V176H32ZM68 174H70V173H68ZM73 174V173H72ZM97 174H98V172H97ZM96 174V175H97ZM103 174H104V172H103ZM148 176H149V173L147 172L146 173ZM206 174H208V173H206ZM212 174V173H211ZM244 174V172H241L240 174H236L237 176H243V178L242 179H247L246 178V176L245 175H243ZM23 175V174H22ZM26 175V174H25ZM64 175V174H63ZM62 175V176H63ZM108 175V174H107ZM133 175V174H132ZM231 175V174H230ZM4 177V181H8V180H5V178H7V177H5L6 175H3ZM34 177L36 176V175H33ZM32 176V177H33ZM66 176V175H65ZM72 176V175H71ZM75 176V175H74ZM73 176V177H74ZM84 176V175H83ZM91 176H92V178H93V175L91 174ZM114 176H116V175H114ZM151 176V175H150ZM244 176H245V178H244ZM1 177V176H0ZM23 177V176H22ZM28 177V178H29ZM72 177V178H73ZM77 177V176H76ZM97 177V176H96ZM99 177H101V175H99ZM106 177V176H105ZM105 177H104V179H100V180H104L105 182L107 181V180H105ZM130 178H131V176H129ZM9 178V177H8ZM7 178V179H8ZM13 179H15V177H12ZM27 178V177H26ZM25 178V180H27ZM71 178V177H70ZM82 178V177H81ZM80 178V179H81ZM109 179L111 178V177H108ZM241 178V177H240ZM16 179H17V177H16ZM48 179V178H47ZM74 179H76V178H74ZM73 179V180H74ZM95 180H96V178H94ZM93 179V180H94ZM99 179V178H98ZM107 179V178H106ZM112 179V178H111ZM114 179V178H113ZM117 178L115 177V180H116ZM124 179V178H123ZM129 179V178H128ZM139 179H138V182H139ZM241 179V180H242ZM10 180H11V182H12V179L10 178ZM24 180V181H25ZM32 180H34V179H32ZM50 180V179H49ZM48 180V181H49ZM52 180V179H51ZM62 180V179H61ZM72 180V179H71ZM115 180H114V182H115ZM126 179H124L123 181H124V184L125 185H127L128 184V181H125ZM133 180V179H132ZM202 180H206V182L205 183H207V184H204V183H202ZM2 181H3V179H2ZM4 181H3V183H4ZM17 181V180H16ZM15 180H13V182H16ZM83 181V180H82ZM81 181V182H82ZM111 181V180H110ZM117 181V180H116ZM123 181H121V184L123 183ZM130 181V180H129ZM260 181L261 182H263L264 181V175H262L261 176V178H260ZM23 182V181H22ZM35 181H33V183H34ZM40 182H42L41 180H40ZM50 182V181H49ZM68 182H69V180H68ZM73 182V181H72ZM97 182V181H96ZM100 182V181H99ZM118 182V181H117ZM132 182H135L134 180L132 181ZM18 183V182H17ZM37 183H39V181L37 180ZM54 183V182H53ZM112 183H113V181H112ZM119 183V182H118ZM137 183V182H136ZM216 183V182H215ZM227 183V184H226ZM234 183V185H237L236 184V182H233ZM232 183V184H233ZM241 183H242V181H241ZM27 184H28V182H27ZM26 184V185H27ZM43 184V183H42ZM41 184V188L40 189H42L44 186ZM64 184V183H63ZM76 184V183H75ZM82 184H83V182H82ZM92 184H93V182H92ZM103 184V183H102ZM120 184V185H121ZM123 184V185H124ZM139 184V183H138ZM213 184V183H212ZM7 185V182H6V184L4 183V186H6ZM9 186L10 185H12V183L11 184H8ZM7 185V186H8ZM19 185V184H18ZM17 184H16V186H18ZM25 185V184H24ZM37 185H40V183L39 184H37ZM53 185V184H52ZM57 185V184H56ZM70 185V184H69ZM80 185V184H79ZM97 185V184H96ZM123 185H122V187H123ZM125 185H124V187H125ZM133 186H134V184H132ZM144 185V184H143ZM223 185V186H224ZM6 186V187H7ZM16 186H14V191H15V187ZM32 186V185H31ZM30 185H28V188L29 187H31ZM114 186V185H113ZM216 187H217V183H216V185H215ZM231 186V185H230ZM246 186V185H245ZM6 187H2V184H1V186H0V188L2 189V188H6ZM58 187H59V184H58V186H57V189H58ZM65 187V186H64ZM76 187V186H75ZM103 187H104V185H103ZM111 187V185L109 184V187L107 186L106 188H107V192H110L109 191V188ZM118 187V186H117ZM126 187H128V186H126ZM139 187H140V184H139ZM184 187V186H183ZM189 187V186H188ZM189 187V188H190ZM220 187V186H219ZM218 187V188H219ZM8 188V187H7ZM11 188V187H10ZM19 188V187H18ZM33 188V187H32ZM48 187H46V189H47ZM73 188H74V185H73ZM79 188V187H78ZM105 188V187H104ZM103 188V189H104ZM130 188H131V184H130ZM186 188V186L184 187V189ZM232 187H230L229 188V190H227V191H230V189H231ZM246 188V187H245ZM13 189L11 190L12 192H9V195H10V193L11 194H13L14 193V191H13ZM39 189V190H40ZM65 189V188H64ZM70 190H71V188H69ZM87 189V188H86ZM89 189H91V191H92V189H93V191L95 190L94 188H89ZM132 189V188H131ZM142 189H143V187H142ZM142 189H140V190H142ZM187 189V188H186ZM214 189V190H213ZM5 190V189H4ZM8 190V189H7ZM21 190V189H20ZM27 190V189H26ZM32 190V189H31ZM63 190V189H62ZM114 191L116 190V189H113ZM118 190H119V187H118ZM117 190V191H118ZM127 190V188L125 189V191ZM0 191H2V190H0ZM9 191V190H8ZM8 191L6 192V191H4V192H6V193H8ZM33 191V190H32ZM41 191V190H40ZM56 191V190H55ZM65 191V190H64ZM74 191H76V190H74ZM95 191H97V190H95ZM124 191V190H123ZM139 191V190H138ZM137 191V192H138ZM161 191V192H162ZM36 192V191H35ZM47 192V191H46ZM59 192V191H58ZM66 192V191H65ZM64 192V193H65ZM78 192H80V191H78ZM113 192V191H112ZM116 192V191H115ZM118 192H120V191H118ZM131 192V190H129V192H127V193H130ZM133 192V191H132ZM131 192V193H132ZM183 192V193H182ZM187 192H188V190H187ZM221 192H223L224 193V190L223 191H221ZM220 192V193H221ZM231 192V191H230ZM19 193V192H18ZM73 193V192H72ZM104 193H105V190H104ZM104 193H102V195L104 194ZM121 193H122V191H121ZM126 193V192H125ZM139 193V192H138ZM141 193V192H140ZM151 193V192H150ZM149 193V194H150ZM190 193V192H189ZM219 193V194H220ZM16 194L17 193H15V196H16ZM22 195H21V197L23 196V194H24V196H26L25 195V193H21ZM31 194H32V192H31ZM79 194V193H78ZM81 194V193H80ZM97 194H98V192H97ZM112 193H110V195H111ZM120 194V193H119ZM160 194V193H159ZM166 194V193H165ZM185 194V193H184ZM202 195H205L204 194V192L203 193H201ZM232 194V193H231ZM236 194H237V192H236ZM3 195V194H2ZM8 195V194H7ZM18 196V198L17 199H19V197H20V195L19 194H17ZM34 194H32V197H34L33 196ZM61 195H63V193L61 194ZM66 195V194H65ZM96 195V194H95ZM118 195V194H117ZM116 195V196H117ZM127 196H128V194H126ZM125 194L123 195V196H126ZM224 195V194H223ZM226 195H227V192H226ZM233 195V194H232ZM231 195V196H232ZM14 196V197H15ZM37 196V195H36ZM51 196V195H50ZM67 196V195H66ZM84 196V195H83ZM100 196V195H99ZM98 196V197H99ZM115 196V194H114V197H116ZM119 196V195H118ZM127 196H126V199H127ZM133 196H134V193H133ZM159 196V195H158ZM193 196V195H192ZM222 196V195H221ZM4 197H5V195H4ZM20 197V198H21ZM53 197V196H52ZM74 197H76L75 195H74ZM79 197V196H78ZM78 197H76L77 199H78ZM81 197V196H80ZM101 197V196H100ZM129 197V196H128ZM140 197V196H139ZM162 197V196H161ZM160 197V198H161ZM165 197V196H164ZM204 197V196H203ZM225 199H223V201L224 200H228V197L227 196H223ZM1 198V197H0ZM10 198H11V196H10ZM23 198H26V197H23ZM54 198V197H53ZM52 198V199H53ZM68 198V197H67ZM104 198V197H103ZM102 198V199H103ZM133 198H135V197H133ZM167 198H169V197H167ZM193 198H195V197H193ZM198 198V199H197ZM222 198V197H221ZM234 198V197H233ZM239 198V197H238ZM237 198V199H238ZM2 199V198H1ZM7 198L5 197V198H3V200H6ZM28 199H29V197H28ZM27 199V200H28ZM30 199H31V197H30ZM37 199H39L40 200V198H37ZM64 199V198H63ZM70 199H71V196H70ZM81 199H82V197H81ZM86 199V198H85ZM84 199V200H85ZM94 199H96V198H94ZM102 199H99L98 198V202H100ZM105 199H110V201H111V198H109V197H107V198H105ZM118 199H120V198H118ZM138 199V198H137ZM140 199V198H139ZM164 199V198H163ZM26 200V201H27ZM34 200H35V198L33 199V203H34ZM65 200V202H66V199H64ZM121 200H123V198L121 199ZM128 200H129V198H128ZM128 200H125V201H128ZM131 200H132V197H131ZM133 200H135V199H133ZM132 200V201H133ZM160 200H162V199H160ZM203 200V199H202ZM232 200H234V199H232ZM8 201V200H7ZM19 201H20V199H19ZM32 201V200H31ZM44 201V200H43ZM43 201H42V203H43ZM77 200H75V202H76ZM80 201V200H79ZM86 201H87V199H86ZM89 201V200H88ZM94 201H96V200H94ZM110 201H109V206L110 205H112L111 203H112V201H111V203H110ZM142 201V200H141ZM14 202V201H13ZM57 202H60L59 200L57 201ZM56 202V203H57ZM97 201H96V203H98ZM103 202H104V200H103ZM129 202V201H128ZM128 202H126V203H128ZM135 202H136V200H135ZM201 202H203V201H201ZM240 202V201H239ZM8 203H10L9 201H8ZM16 203H18V202H16ZM22 203V202H21ZM36 203V202H35ZM62 203H64V202H62ZM69 203V202H68ZM82 203H84V205H86L85 204V202H82ZM144 204H145V202H143ZM163 203V201H161V204ZM205 203V202H204ZM226 203V202H225ZM224 203V204H225ZM228 203H229V201H228ZM227 203V204H228ZM31 204V203H30ZM37 204H39L40 206H41V202L39 203H36V206H35V204H33L35 207H37L38 205ZM58 204V203H57ZM65 204V203H64ZM63 204V205H64ZM70 204V203H69ZM93 204H95V202L93 203ZM102 204V203H101ZM104 204V203H103ZM102 204V205H103ZM116 204V203H115ZM130 204H132V206L134 207V208H132L131 207V209H125V210H123L124 212L123 213H121L120 212V208L119 207H117L118 208V211L117 212H119L120 213V215L122 214H124L125 215V217H123V218H121L120 220H119V222L118 223H120V225L121 226H131V227H133L134 228V231L136 232H133V234L135 233L136 234V237H135V244L136 245H138V246H140L139 248H144V247H150L152 250H154V251H156V249L158 248V241L159 240H156L160 235H161V233H162V228L161 227H163L164 225L163 224H159V225H161V227H158V228H153V229H148V227L150 228V226H151V223L149 222V225L147 224V227H146V225L145 224H143L144 223V220H142L135 212H137V210H135L137 207H138V205H140L141 206V203H140V201L138 200L137 201V203H135V205L133 204V202L132 203H130ZM137 204V205H136ZM167 204V203H166ZM241 204V203H240ZM25 205V204H24ZM67 204H65L64 206H66ZM76 205H78V204H76ZM84 205H83V207H84ZM89 205V204H88ZM98 205H99V203H98ZM98 205H97V207H98ZM105 205V204H104ZM114 205V204H113ZM112 205V206H113ZM122 205V204H121ZM205 205V204H204ZM4 206V205H3ZM25 206H27V208H29L30 206H28V205H25ZM47 206V205H46ZM56 206V205H55ZM59 206V205H58ZM69 206H71V205H69ZM90 206V205H89ZM88 206V207H89ZM100 206V205H99ZM112 206H110V208L112 207ZM114 206H116V205H114ZM119 206V205H118ZM160 206V205H159ZM203 206V205H202ZM224 206V205H223ZM13 207V206H12ZM16 207V206H15ZM49 207V206H48ZM51 207V206H50ZM50 207H49V209H50ZM54 207V206H53ZM87 207V208H88ZM100 207H102V206H100ZM99 207V208H100ZM108 206L106 205V207H105V209L107 210H109V207L107 208ZM143 207V206H142ZM160 207H162V205L160 206ZM159 207V208H160ZM208 207V206H207ZM207 207H205L204 206V208H206V209H204V210H206V211H208L207 210ZM225 207H226V205H225ZM224 207V208H225ZM251 207V206H250ZM7 208H8V206H7ZM31 208V207H30ZM29 208V209H30ZM42 207H40V209H41ZM58 208V207H57ZM72 208V207H71ZM79 208L81 209V211L83 210L82 208H81V206H79ZM146 208V207H145ZM148 208V207H147ZM146 208V209H147ZM213 208H211V209H213ZM11 209V208H10ZM13 209V208H12ZM32 209V208H31ZM39 209V208H38ZM43 209V208H42ZM46 208L44 207V210H45ZM63 209V208H62ZM73 209V208H72ZM72 209H70V210H72ZM89 209V208H88ZM87 209V210H88ZM96 209V208H95ZM100 209H102V208H100ZM112 209V208H111ZM123 209V208H122ZM142 209V208H141ZM155 209V208H154ZM161 209V208H160ZM166 209H168V210H166ZM251 209H254L255 210V208H253V206H252V208ZM20 210V209H19ZM22 210V209H21ZM64 210H66V209H64ZM68 210V209H67ZM75 210V209H74ZM89 210H91V207H90V209ZM93 210H94V208H93ZM97 210V209H96ZM96 210H94V212L96 211ZM152 210V209H151ZM151 210L150 209H147L146 210V212H150L151 213ZM259 210V209H258ZM32 211V210H31ZM35 210H33L32 212H34ZM50 211H51V209H50ZM52 211H53V209H52ZM58 211H59V208H58ZM58 211H57V213H58ZM61 211H63V210H61ZM69 211V210H68ZM79 211V210H78ZM135 211V212H134ZM140 211H142V210H140ZM158 211V210H157ZM156 211V212H157ZM205 211V212H206ZM213 211V210H212ZM216 211V210H215ZM219 211H220V209H219ZM256 211V210H255ZM4 212V211H3ZM24 212V211H23ZM36 212V211H35ZM39 212V211H38ZM41 212V211H40ZM43 212V211H42ZM45 212V211H44ZM43 212V213H44ZM64 212V211H63ZM72 212V211H71ZM86 212V211H85ZM94 212H92V213H94ZM100 212V211H99ZM106 212V211H105ZM108 212V211H107ZM110 212V211H109ZM165 212H163V213H165ZM202 214H204L205 212L202 210ZM257 212V211H256ZM259 212V211H258ZM25 213V212H24ZM23 213V215H21L20 216V222L22 223L23 221H27V224H26V226H29V223L31 222V224H36V219L33 217L32 218V220H30V222L28 221L29 220V215L28 214H24ZM46 213V212H45ZM55 213H56V210H55ZM57 213H56V217H57ZM66 213H67V211H66ZM98 213V212H97ZM97 213H95V214H97ZM101 214H102V216L101 217H103V213L102 212H100ZM141 213V212H140ZM149 213V214H150ZM167 213V212H166ZM195 214V216H196V218L195 219H192V220H190V218H189V215H191V214ZM209 213V212H208ZM229 213V212H228ZM264 213V212H263ZM20 214V213H19ZM52 214V213H51ZM69 214V213H68ZM72 214H73V212H72ZM79 214H81L80 212H79ZM99 214V213H98ZM107 214V213H106ZM110 214V213H109ZM115 214H117V213H115ZM149 214H147V215H149ZM151 214H153V212L151 213ZM161 214V213H160ZM227 214V213H226ZM14 215V214H13ZM32 215H34V214H32ZM35 215H36V213H35ZM43 215V214H42ZM42 215H41V217H42ZM45 215V214H44ZM46 215H47V213H46ZM60 215H61V213H60ZM84 215V214H83ZM87 215H89V214H87ZM91 215H93V214H91ZM90 215V216H91ZM111 215V214H110ZM162 215V214H161ZM163 215H165V214H163ZM173 215V216H172ZM205 215V214H204ZM218 216H220L219 215V212H218V214H217ZM1 216V215H0ZM6 216V215H5ZM55 216V215H54ZM65 216V215H64ZM86 216V215H85ZM97 216V215H96ZM100 216H98V217H100ZM106 216H108V214L107 215H105L104 217H106ZM116 216V215H115ZM115 216H113V217H115ZM117 216H119V215H117ZM144 216H146V215H144ZM194 216V215H193ZM194 216V217H195ZM210 216H212V215H210ZM216 216V215H215ZM229 216V215H228ZM228 216H227V218H228ZM232 216H233V213H232ZM231 216V217H232ZM236 216H239V215H236ZM236 216H234V217H236ZM264 216V215H263ZM13 217V216H12ZM19 217V216H18ZM32 217V216H31ZM44 218H45V216H43ZM48 217H52V216H47V218ZM55 217V220L58 218H56ZM68 217V216H67ZM84 217V216H83ZM93 217H94V215H93ZM109 217V216H108ZM167 217H169L168 215H167ZM202 217V216H201ZM206 217V216H205ZM214 216H212V218H213ZM242 217V216H241ZM240 217V218H241ZM254 217H256V216H254ZM1 218V217H0ZM3 218V217H2ZM16 218V217H15ZM64 218V217H63ZM70 218V217H69ZM72 218H73V216H72ZM74 218H76V217H74ZM73 218V219H74ZM77 218H78V215H77ZM91 218H92V216H91ZM110 218V217H109ZM112 218V217H111ZM115 218H117V217H115ZM120 218V217H119ZM151 218V217H150ZM161 218V217H160ZM164 218H166L165 216H164ZM193 218V217H192ZM206 218H209V216L208 217H206ZM224 218V217H223ZM230 218V217H229ZM233 218V217H232ZM9 219V218H8ZM40 219V218H39ZM85 219V218H84ZM84 219H82V224H84L83 223V220ZM102 219H106V218H102ZM156 218H154V220H155ZM210 219V218H209ZM216 219V218H215ZM260 220L261 221V218L260 217H257V218H255V220ZM5 220V219H4ZM10 220V219H9ZM45 220V219H44ZM60 220V219H59ZM95 220V219H94ZM100 220V221H99ZM97 219L96 220V222L97 223H99V222H102L101 221V219ZM110 220H112V219H110ZM165 220H167V221H169V220H171L170 221V224H171V222H173L174 221V219H165ZM173 220V221H172ZM217 220H218V218H217ZM230 220V219H229ZM236 220L238 221V219L236 218ZM253 220V219H252ZM2 221V220H1ZM6 221V220H5ZM43 221V220H42ZM42 221H40L39 220V222H42ZM57 221V220H56ZM61 221V220H60ZM59 221V222H60ZM99 221V222H98ZM114 221V220H113ZM112 221V222H113ZM149 221H150V219H149ZM152 221V220H151ZM201 221V220H200ZM202 221H204V220H202ZM207 221H209V220H207ZM213 221H216V220H213ZM224 222H225V220H223ZM234 221V220H233ZM264 221V220H263ZM16 222V221H15ZM29 222V223H28ZM53 222H54V220H53ZM63 222H65V221H62V223ZM67 222H69V220L67 219ZM80 222V223H81ZM86 222V221H85ZM115 222H116V219H115ZM155 222V221H154ZM223 222V225L225 224ZM230 222V221H229ZM6 223V222H5ZM10 223V225H11V223H12V220L9 222ZM61 223V222H60ZM66 223V222H65ZM76 223V222H75ZM80 223H78V224H80ZM89 223V222H88ZM87 223V224H88ZM91 223V222H90ZM106 223V222H105ZM104 223V224H105ZM175 224H177L176 222H174ZM174 223H172V224H174ZM179 223H181V222H179ZM207 222H205L204 224H206ZM214 223H216V222H214ZM219 223H220V221H219ZM2 224V223H1ZM0 224V225H1ZM14 223H12V225H13ZM17 224V223H16ZM43 224V223H42ZM45 224H47V223H45ZM68 224V223H67ZM67 224H65L66 225V227H67ZM70 224V223H69ZM77 224V223H76ZM93 224V223H92ZM116 224V223H115ZM171 224V225H172ZM174 224V225H175ZM200 224H202V223H200ZM209 225H210V222L208 223ZM217 224V223H216ZM18 225V224H17ZM32 225V226H33ZM48 225V224H47ZM60 225V224H59ZM81 225V224H80ZM86 225V223L84 224V225H81L82 227L83 226H85ZM89 225V224H88ZM88 225H86L85 227H86V229H87V231L89 232L90 231V228H89V226ZM99 225V224H98ZM98 225L97 224H95L94 226H95V228H93V234H94V230H96L97 232L99 231V227H98ZM108 224L106 223V225L105 226H107ZM114 225V224H113ZM158 225V226H159ZM183 225V223L181 224V226ZM212 225H214V224H212ZM218 225V224H217ZM220 225V224H219ZM222 225V224H221ZM220 225V226H221ZM222 225V226H223ZM244 225V224H243ZM254 225H257V224H254ZM253 225V226H254ZM36 226V225H35ZM38 226V225H37ZM41 226V225H40ZM46 226V225H45ZM90 226H91V224H90ZM94 226H92V227H94ZM102 225H100V227H101ZM104 226V227H105ZM109 226V225H108ZM167 226H169V227H166V230L167 229H169V230H167V231H169L170 232V230H171V228L172 227H174L173 225H172V227L168 224ZM180 226V228H182V227H184V225L181 227ZM18 227H19V225H18ZM43 227H44V225H43ZM69 227V226H68ZM78 227V226H77ZM81 227V228H82ZM110 227H111V225H110ZM155 227H157L156 225H155ZM198 227V228H197ZM208 227V226H207ZM207 227H203V228H206V229H208ZM212 227V226H211ZM215 227V226H214ZM257 227V226H256ZM256 227H253V228H255V230H256ZM0 228H3V227H0ZM25 228V227H24ZM28 228V227H27ZM34 228H36V227H34ZM41 228V227H40ZM39 228V229H40ZM45 228V227H44ZM49 228H52V229H57V227H56V225L55 224H52V225H49ZM63 228V227H62ZM106 228V227H105ZM126 228V230H127V227H125ZM175 229H176V227H174ZM179 228V229H180ZM216 228V227H215ZM229 228H231V225H230V227ZM233 228V227H232ZM232 228H231V230H232ZM239 228V227H238ZM11 229V228H10ZM13 229V228H12ZM18 229V228H17ZM26 229V228H25ZM38 229V230H39ZM51 229V232H50V234L52 233V231H54V230H52ZM67 229V228H66ZM72 229H75V228H73L72 227ZM111 229V228H110ZM116 229L118 230V228L116 227ZM142 231V232H146V230L148 229L149 231L148 232H150V233H152L153 232V237H152V240H150V241H148V242H144L143 241V239L140 237V234H139V236H138V232L137 231H140V230ZM175 229H173V230H175ZM209 229H211L210 227H209ZM219 229V228H218ZM222 229H224V226L222 227ZM225 229H227V228H225ZM263 229V227L261 226V229H259V230H261V232L263 231L262 230ZM9 230V229H8ZM30 230V229H29ZM28 230V231H29ZM34 229L32 228V231H33ZM38 230H37V232H38ZM41 230H43V229H40V231ZM92 230V229H91ZM132 230V229H131ZM131 230H130V232H131ZM187 230V229H186ZM188 230H190V229H188ZM215 230V229H214ZM6 231V230H5ZM46 231H47V229H46ZM56 231V230H55ZM71 231V230H70ZM74 231V230H73ZM80 231H81V229H80ZM108 231H110L112 234H113V232L111 231V230H108ZM108 231H105L104 230V232H106L107 233V235H108ZM128 231V230H127ZM166 231V232H167ZM202 231H204V230H202ZM202 231L200 232V233H202ZM210 231V230H209ZM220 230H218V232H219ZM7 232V231H6ZM9 232H10V230H9ZM8 232V233H9ZM15 232V231H14ZM17 232V231H16ZM19 236L21 237V238H24V240L26 241V242H28V236L27 235H24V232H23V230H22V228H19ZM17 232V233H18ZM69 232V231H68ZM67 231H63V230H61V229H59L56 233H54V238L56 239L55 241H56V244H55V246L56 245H59V247H60V249L62 248L63 249V251H62V253H61V255H60V258H62L64 261H66V262H64V263H67V264H83V262H82V260H84V259H82L83 257H84V255L82 254V252H80L79 250H77V251H73V249H71L68 245H66V243H63L62 242V240H61V236H60V234H66V237H67V235L68 236H70L72 233H68ZM87 232V233H88ZM187 233H188V231H186ZM208 232V231H207ZM215 232H216V230H215ZM240 232V231H239ZM34 233H35V230H34ZM33 233V234H34ZM74 233V232H73ZM102 233V232H101ZM120 233H123V231H121V232H119V234ZM129 233V232H128ZM168 233V232H167ZM180 233H181V231H180ZM235 233V232H234ZM243 233V232H242ZM0 234H2L1 232H0ZM39 234H41V232L39 233ZM38 233L36 234V236H38L39 235ZM77 234V233H76ZM79 234V233H78ZM86 234V233H85ZM92 234V233H91ZM105 234V233H104ZM173 234H175V233H173ZM172 233L171 234H169V236L170 235H173ZM210 234V233H209ZM225 234H226V232H225ZM224 234V235H225ZM247 234V233H246ZM255 234H257V233H255ZM3 235V234H2ZM7 235V234H6ZM13 235H14V233H13ZM31 235V234H30ZM35 235V234H34ZM53 235V234H52ZM87 235V234H86ZM106 235V234H105ZM111 235V234H110ZM129 235V234H128ZM150 236H151V234H149ZM165 235V234H164ZM176 235V234H175ZM219 235V234H218ZM235 235V234H234ZM238 234H236V236H237ZM77 236V235H76ZM96 236H97V234H96ZM101 236L104 238V237H106V236H103V235H100V238L99 239H101ZM126 236H127V234H126ZM169 236H168V238H169ZM186 236H187V234H186ZM200 236H202L201 234H200ZM207 236H208V233H207ZM207 236H206V238H207ZM211 237L210 238H212L213 237V235L211 234L210 235ZM226 236H227V234H226ZM1 237H5V236H1ZM39 237V236H38ZM51 237V236H50ZM65 237V238H66ZM74 237H75V235H74ZM111 237V236H110ZM123 236H121V238H122ZM143 237L144 238H146L144 235H143ZM165 237V236H164ZM179 237H182L181 235L179 236ZM209 237V236H208ZM222 237V236H221ZM223 237H225V236H223ZM222 237V238H223ZM248 237V236H247ZM69 238V237H68ZM77 238V237H76ZM82 238H83V236H82ZM126 238V237H125ZM133 238V237H132ZM150 238V237H149ZM171 238V237H170ZM169 238V240H171V241H173L174 239L176 240L177 238H175L174 237V239L172 240V239H170ZM200 238L202 239V237H199V239L198 240H200ZM205 238V237H204ZM203 238V239H204ZM2 239H5V238H2ZM43 239H45V238H43ZM42 239V240H43ZM84 239V238H83ZM96 239V238H95ZM98 239V238H97ZM115 241H116V236H115ZM127 239H128V236H127ZM181 239V238H180ZM186 239V240H187ZM217 239V238H216ZM219 239H220V236H219ZM218 239V240H219ZM6 240V239H5ZM13 240V239H12ZM23 240V239H22ZM64 240H66V239H64ZM73 240H74V238H73ZM120 240H122L123 241V239H120ZM119 240V241H120ZM133 240H134V238H133ZM132 240V241H133ZM148 240V239H147ZM186 240H184V241H186ZM188 240H187V242H188ZM207 240H208V238H207ZM213 240H214V238H213ZM254 241H255V239H253ZM252 240V241H253ZM262 241H264V239H261ZM0 241H1V239H0ZM4 241V240H3ZM9 241V240H8ZM14 241V240H13ZM54 241V242H55ZM76 241H78L77 239H76ZM110 241H112L111 239H110ZM106 242L105 243V245L107 244V243H110V247H111V242ZM115 241H114V244H115ZM180 241V240H179ZM201 241V240H200ZM200 241H198V242H200ZM210 241V240H209ZM222 241L224 242V240L222 239ZM227 241L228 240H226V243H227ZM247 241H249V240H247ZM22 242V241H21ZM53 242V243H54ZM70 243H72V244H75L74 242L75 241H72V239L70 238V241H69ZM79 242H80V240H79ZM85 242V241H84ZM87 242V241H86ZM85 242V243H86ZM205 242H207L206 240H205ZM205 242H204V244H203V247L205 246ZM216 242V241H215ZM223 242L221 243V244H223ZM229 242V241H228ZM250 242V241H249ZM248 242V243H249ZM14 244H16L15 243V241L13 242ZM12 243V244H13ZM18 243H20V242H18ZM17 243V244H18ZM90 244H91V242H89ZM95 243V242H94ZM93 243V244H94ZM125 243V242H124ZM133 243V242H132ZM164 243V242H163ZM175 243V244H174ZM173 244V246L174 247H176L177 249H180V247H181V245L180 244H178V243H176V241L174 242ZM180 243V242H179ZM184 244H185V242H183ZM196 243V246H197V242H195ZM210 243V242H209ZM216 243H218V241L216 242ZM253 244H252V246L254 247V245L256 246L257 244H255L254 242H252ZM81 244H82V242H81ZM99 244V243H98ZM98 244L96 245L97 247H98ZM172 242H170V245L169 244H165V247H163L164 249L163 250H166V249H168V248H171L172 247ZM183 244V245H184ZM188 244V246L190 245V243L188 242L187 243ZM194 244V243H193ZM213 244V243H212ZM231 244H233V243H231ZM19 245V244H18ZM85 245V244H84ZM92 245V244H91ZM163 245V244H162ZM76 246H78L77 244H76ZM86 246V248H87V245H85ZM107 246H108V244H107ZM122 246V245H121ZM195 246V247H196ZM207 246V245H206ZM206 246H205V248H206ZM218 246H220V243H219V245ZM228 246V245H227ZM227 246L226 247H223L222 249H224V248H227ZM238 246V245H237ZM250 246H251V243H250ZM75 247V246H74ZM80 246H78V248H79ZM83 247V246H82ZM110 247H108V248H110ZM185 247H187V245H185ZM200 247H201V245H200ZM217 247V246H216ZM239 248H240V246H238ZM257 247V246H256ZM16 248L17 249H19L20 247H18V246H16ZM55 248V247H54ZM103 248V247H102ZM102 248H100V249H102ZM120 248V247H119ZM118 248V249H119ZM148 248H146V249H148ZM166 248V249H165ZM184 248V247H183ZM182 248V249H183ZM204 248V249H205ZM211 248V252H214V251H212V249H213V247H210ZM246 248H248L247 246H246ZM21 249V248H20ZM51 249H53V248H51ZM75 250H76V248H74ZM82 248H80V250H81ZM92 249L94 250V248L92 247ZM92 249H88V250H92ZM118 249H116L117 250V252L119 251V254L121 255V253H120V250H118ZM133 249H134V247H133ZM160 249V248H159ZM177 249H176V251H177ZM193 249H194V247H193ZM197 249V248H196ZM196 249H194L192 252L193 253H191L190 255H189V252H190V248L189 247H187L186 248V253L184 252V255H185V258H184V264H185V261L186 262H188V260L190 259V256L192 257L193 255L192 254H194V255H196V254H201L200 253V250L201 249H199V251L198 250H196ZM216 249V248H215ZM217 249H220V248H217ZM222 249H220L221 250V252H222ZM228 250H229V248H227ZM262 249V248H261ZM23 252H27L28 250L26 249V248H22L21 249ZM115 250V251H116ZM136 250V249H135ZM248 250H249V248H248ZM81 251H84L83 249L81 250ZM95 251H96V253H98L99 254V252L96 250V248H95ZM94 251V252H95ZM110 251H111V254L110 253H108V254H110V255H112V250H111V248H110ZM148 251V250H147ZM161 251V250H160ZM174 251H175V249H174ZM184 251V250H183ZM202 251V250H201ZM233 251V250H232ZM238 251H240V250H238ZM1 252V251H0ZM3 252V251H2ZM22 252V253H23ZM46 252V251H45ZM145 252V251H144ZM150 252H152L151 250H150ZM162 252V251H161ZM166 252H167V250H166ZM203 252H204V250H203ZM219 252V251H218ZM224 252H225V249H224ZM234 252V251H233ZM261 252H263L264 253V251H263V249H262V251ZM10 253H11V251H10ZM90 252H88V255L86 256V259H90L91 261H96L97 260V258H95L94 256L92 257L90 254H89ZM127 253H128V250H127ZM127 253H126V256H127ZM146 253L147 252H145L144 253V255H143V257H145V255H146ZM164 253H165V251H164ZM180 253V252H179ZM207 253V252H206ZM223 253V252H222ZM236 253V252H235ZM254 253V252H253ZM253 253L251 254V255H253ZM9 254V253H8ZM12 254V253H11ZM106 254H107V252H106ZM138 254V253H137ZM136 254V255H137ZM153 254V252L151 253V255ZM155 254V253H154ZM163 254V253H162ZM170 254V253H169ZM171 254L173 255V252H171ZM170 254V256H172ZM205 254V253H204ZM219 254V253H218ZM229 254H231L230 252H229ZM247 254V253H246ZM3 255V254H2ZM13 255V254H12ZM32 255V254H31ZM167 255H168V253H167ZM220 255V254H219ZM225 255H227V254H225ZM237 255V257L236 258H238V256L240 255H238V253L236 254ZM251 255L248 253V256H250L251 257ZM260 255V254H259ZM5 256H6V254H5ZM14 256H15V254H14ZM116 255H114V257H115ZM133 256V255H132ZM157 256H159L158 254H157V252H156V257ZM170 256H167L166 257V259H165V263L166 264H172L171 263V261H172V258L170 257ZM178 256V255H177ZM176 255L174 256V257H177ZM180 256H181V253H180V255H179V257L178 258H180ZM197 256V255H196ZM201 256V255H200ZM217 256V255H216ZM228 256V255H227ZM242 256V258H243V255H241ZM240 256V257H241ZM261 256V255H260ZM22 257H23V254H22ZM92 257V258H91ZM112 257V256H111ZM120 257V256H119ZM121 257H122V255H121ZM159 257H161V255L159 256ZM170 257V258H169ZM213 257H214V253H213ZM218 257H220V256H217V260H218ZM223 257V255L220 257V259ZM240 257H239V259H240ZM2 258H4L5 259V261L7 262L8 260H6V258L5 257H1V260H0V262H2ZM10 258V257H9ZM11 258H13V257H11ZM21 258V257H20ZM59 257H57L56 256V261H61V260H59L58 259ZM123 258H125V260H128V258L126 259V257H123ZM139 258H142L141 256L139 257ZM146 258H147V256H146ZM200 258V257H199ZM198 258V259H199ZM205 258V257H204ZM18 259H19V257H18ZM101 259H105V257H102ZM148 259V258H147ZM151 259H152V257H151ZM151 259H150V261H151ZM160 259L161 258H159V262L161 263V261H160ZM198 259H197V262H198ZM208 259V258H207ZM226 259H228V258H226ZM238 259V260H239ZM13 260V259H12ZM11 260V261H12ZM24 260H25V258H24ZM31 260V259H30ZM36 259H34V261H35ZM133 260H135V263H136V259L134 258ZM183 260V259H182ZM192 260V259H191ZM194 260H196V259H194ZM194 260H193V262H194ZM201 260L203 261V258H201ZM223 260H225V259H223ZM235 261H236V259H234ZM237 260V261H238ZM4 261V260H3ZM5 261H4V263L3 264H5ZM11 261H8V262H10L11 263ZM19 261V260H18ZM89 261V260H88ZM180 261V260H179ZM262 261V260H261ZM20 262V261H19ZM25 262V261H24ZM36 262H37V260H36ZM99 261H97V263H98ZM100 262H104V261H100ZM99 262V263H100ZM109 262V261H108ZM118 262H119V260H118ZM140 262V261H139ZM142 262V261H141ZM154 262H155V260H154ZM157 262V261H156ZM175 262L177 263V261L175 260ZM205 262H207V260H205ZM205 262L203 261V264H205ZM217 262H219V260L217 261ZM224 262V261H223ZM230 262H232V260L230 261ZM246 262H249V260H247ZM109 263H111V264H113L112 263V261L111 262H109ZM152 263V262H151ZM150 263V264H151ZM164 263V264H165ZM176 263H174V264H176ZM213 263V262H212ZM229 263V262H228ZM256 263V262H255ZM15 264V263H14ZM37 264V263H36ZM88 264H92V263H90V262H88ZM105 264H106V262H105ZM119 264V263H118ZM128 264H132L131 263V261H130V263H128ZM138 264H140V263H138ZM143 264V263H142ZM153 264V263H152ZM190 264H192L191 262H190ZM195 264H197L196 262H195ZM214 264V263H213ZM218 264V263H217ZM225 264V263H224ZM235 264V263H234ZM237 264V263H236ZM244 264H247V263H245L244 262ZM256 264H258V263H256Z\"/></svg>","mask_w":264,"mask_h":264}]
</instances>
